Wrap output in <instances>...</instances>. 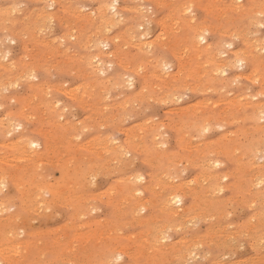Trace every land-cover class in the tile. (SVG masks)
Returning a JSON list of instances; mask_svg holds the SVG:
<instances>
[{"label":"rangeland","instance_id":"rangeland-1","mask_svg":"<svg viewBox=\"0 0 264 264\" xmlns=\"http://www.w3.org/2000/svg\"><path fill=\"white\" fill-rule=\"evenodd\" d=\"M1 2H3V3H1L0 2V7H8L9 5H11L10 3H9V1H7V0H0ZM30 1V2H29ZM161 2H159V0H152V1H150V0H145V9L143 8V9H141L140 11L141 12H143L144 10H145V14L147 15V16H149L150 18L149 19H147V18H144L143 20H144V22L143 23H141V24H144V25H142L141 26V28H138L137 29V31H136V36L133 38V39H131L130 40V38L128 37L129 35L127 34V31L126 30H124V28H125V26L126 25H124V22H119V23H116V24H114V25H111V26H107L106 28H104V29H106V30H104L103 29V27H101V26H96L95 27V25H97V24H88L87 23V19L88 18H90V20H93L95 17H94V15H93V10L95 11L96 9H97V7H98V5H97V1L96 0H63V3H65L66 5H68L69 6V8L72 10V11H74V12H76V11H79L80 13H81V15L86 19H84V18H82V25L83 26H75V24L77 23V21H75V20H77L76 19V14H74V18H75V20H74V18H72V17H70L71 15H70V13L69 14H67L66 13V11H63L61 8H59V7H57V6H55L54 8H51V7H47V3L46 2H43L42 0H40V1H37V0H17V3H19V5H16V7H15V9H14V11L13 10H11V11H9L10 13H7V15H2L1 16V18L2 19H0V22H1V24L3 23V24H5V25H8V28H12V29H14L15 27L17 28H15L14 29V31L15 32H17V30H18V34L16 33V35H14L15 36V38L13 39V37L11 36L10 38H8V39H5L4 40V44L2 45V44H0V47H1V50L3 51V53L6 51H8L9 53H10V58H11V60H16V59H19L18 60V62L19 63H21V61H29V60H31V61H39L40 62V64H41V66H40V68L36 71V77L35 78H31V79H28V80H25V79H23V78H18V80H15V78H9V79H7L8 81H10L9 82V84H8V81L6 82V81H4V82H2L3 84H0V92L2 93H0V120H6V117L8 116V114L11 112V111H13V110H15V111H13V113H11L12 115H13V119H15V121L16 122H18L19 121V123H21L22 124V126H23V128H15L14 127V125L12 124L11 125V127L9 126H7L6 127V130H4V131H1L0 132V138H3V139H0V141H3V142H5V143H9V142H15V141H17L18 140V137L19 138H21V137H28L29 138V140H33V141H35L37 144H38V142H39V144L37 145V146H35V147H33V148H31L30 150H29V148H28V153H30V154H28V156H30V157H28L27 156V152L26 151H24V150H22V151H20V150H18L17 148H16V150L14 149H7L6 147L4 148V147H1L0 148V156L1 155H4L5 153H7V154H5L4 156L6 157H4V158H1L0 159V167H2V168H5L6 169V171L8 172V173H11L10 175L7 173V172H5V171H3V173L5 174L6 173V175H4L5 176V178H3L2 179V183H1V181H0V185H1V187H0V189H1V191H0V197L2 196H5V197H7L8 195V197H9V201H10V203L8 202V203H5L6 205V207L5 206H2V207H4L6 210H7V212L6 211H4L5 209H3V211H2V213L0 214V216L1 217H3L4 215L5 216H7V215H10V213L11 214H16V215H19V217H14V219L11 221V222H14V223H11V225H13V226H10L11 227V229H10V227H9V230H8V227H6V228H4V232L2 233H0V239H2V240H0L1 242V244L2 243H13V244H20L19 246H20V250L22 251V256H17L16 258H15V256L14 255H12L11 257H2V256H0V264H12V262L14 261V259L15 260H20V264H46V262L45 261H47L48 260V258H49V262L47 263V264H118V263H120L119 261H121V263L120 264H123L124 262H125V264H130V263H132V259L131 258H129V257H127V256H123L121 259H117V257H115L116 256V254H115V252H113L112 251V247H114V246H117V247H119V246H121V245H123L125 242H126V240L123 238L124 236H126L127 234L126 233H128V234H131V233H137V230L140 228V227H138L137 226V223L135 222V219L133 218L135 215H149V216H152L151 218H155V217H157V219H154L153 218V220H155V221H152V223H159V222H161V220L163 221V219L165 218L164 216V213L163 212H161L160 210H159V208H160V204L162 203V201H163V195H164V193L166 192V190H167V188L169 187V185L171 184V183H176V184H179L180 182H183V186H182V189L183 190H186V192H185V197H182V200H183V205H188L190 202H192L193 201V199L194 198H192V196H191V194H190V192L191 191H195L196 189H197V187H198V185L202 182L203 183V178L204 177H206L207 176V174L210 172V171H212V169L214 170V171H212V172H216V173H223V174H228V176H227V180L225 179L224 181L222 180L221 182H219V181H217V182H213V183H208V186H209V189H206L205 191H204V193L206 194V192H209L210 193V191H211V193L209 194V193H207V197H209V198H214V199H218V200H221L220 201V203H219V205H217L216 206V210L218 211H214L215 209H213V210H209L208 212H210L209 214H208V212L207 211H205L200 217H198V216H196V218L195 217H193V215H190V216H188V217H186L187 219H185V221L182 223V225H183V229L181 230V229H178V230H169L168 231V235L166 236V239L167 240H160V242L159 243H169V242H171V241H174V240H177V239H179L180 238V236L182 235L181 234V232H183L184 234H186L185 236H187V237H191V236H193L194 234H199L200 236H205L203 239H202V244H200L199 245V247H197L196 248V250H194L193 252H192V254L190 255V256H185V258H182L181 259V262L178 260V261H176L175 262V264L177 263H179L180 262V264L182 263V264H233V263H236V264H242V261H243V263L244 264H257V261H258V264H264V233H261L258 237H256V238H252L251 237V235H249V233H248V231H249V229L252 227V226H254L255 224H257L258 222H260V221H258L261 217H260V215H259V213H261V216H263L264 217V209L262 210V212H261V207H260V205H261V200H259L258 198H257V196L255 195V193L257 192V191H259V190H264L263 189V187H264V183L262 184V181H264V157L262 158V155L264 154V144H262L261 145V143H263V142H259L258 141V135L255 133V132H252L253 131V129H251L252 127V125L251 124H253V126L255 125V127H259V125L260 126H262V124L264 123L263 121H264V117H262L261 118V120H255L254 121V117L252 116V113H251V109H249V108H245V110H244V108L242 109L241 107H238L237 108V106H235V105H238V106H241V104L244 102V100H245V98H247V99H249V100H251L252 98H250V97H252L253 96V94L252 93H254V95H259V96H257V99H259V100H262V101H264V93H263V89H264V51H261V50H264V48L262 49V47H261V45L264 47V0H243V3L245 4L246 3V5H244L242 2H240V1H232V0H218V1H216V0H206L207 2L205 3L204 1L205 0H201V1H203L204 3H202V2H200V0H196V2H195V0H168V1H166V0H160ZM212 1V2H211ZM216 1V2H215ZM222 1V2H221ZM228 1V2H227ZM229 1L231 2V4L233 3V2H235L234 3V5H235V7H234V5H233V8H231L230 6H232L230 3H229ZM247 1V2H246ZM252 2V4H251V2ZM259 1V2H258ZM121 2V3H120ZM139 0H118V6L120 7L121 6V8H124V7H128L127 9H126V13H125V15L124 16H126V17H131L130 15L131 14H135L134 12H135V10L137 9V8H139L138 6H139ZM153 4H152V3ZM158 4H157V3ZM166 2V3H165ZM209 2V3H208ZM211 2V3H210ZM219 2V3H218ZM225 2V3H224ZM249 2V3H248ZM16 3V4H17ZM21 3V4H20ZM32 3V4H31ZM40 5H39V4ZM46 3V4H45ZM154 3H156V4H154ZM168 3V4H167ZM188 3H190V4H188ZM214 3V4H213ZM222 3V4H221ZM225 5H224V4ZM227 3H229L230 4V6L227 4ZM4 4V5H3ZM37 4V5H36ZM43 4V5H42ZM181 4V5H180ZM183 4V5H182ZM187 4V5H186ZM192 4V5H191ZM211 4V5H210ZM248 4V5H247ZM257 4H258V6H257ZM260 4V5H259ZM5 5H7V6H5ZM30 5V6H29ZM32 5H33V7H32ZM43 7H42V6ZM157 5V6H156ZM180 5V6H179ZM185 5V6H184ZM191 6L190 7V9H187V10H185L184 12H182V8H184V7H186V6ZM198 5H199V7H198ZM203 5V6H202ZM206 5V6H205ZM215 5V6H214ZM218 5L220 6V7H218ZM225 6L223 9H222V7L221 6ZM227 5L229 6V7H227ZM18 6V7H17ZM74 6V7H73ZM79 6V7H78ZM130 6V7H129ZM134 6H136V7H134ZM156 6V7H155ZM183 6V7H182ZM200 6H202V7H200ZM216 6H217V9H215L216 8ZM239 6H244V8L242 7L240 10L239 9H236L237 7L239 8ZM252 6V7H251ZM263 6V7H262ZM28 7H29V9H28ZM35 7V8H34ZM37 7V8H36ZM41 7H42V9H41ZM83 7V8H82ZM133 7H134V10H133ZM148 7V8H147ZM175 7V8H174ZM176 7H178V8H176ZM206 7V8H205ZM208 7V8H207ZM249 7H251V8H249ZM260 7V8H259ZM26 8V9H25ZM32 8H34L33 10H35V11H33V12H35V13H33L32 12ZM55 8H56V10H55ZM95 8V9H94ZM221 8V9H220ZM230 9V10H227V9ZM36 9H39V10H36ZM41 9V10H40ZM49 9V10H48ZM54 9V10H53ZM92 9V10H91ZM131 9V10H130ZM204 11H203V10ZM206 9H208L209 11H207ZM218 9H219V11H223V13L222 12H219L218 11ZM227 11H226V10ZM233 9H235V11L233 10ZM48 11V12H43V11ZM62 10V11H61ZM175 10V11H174ZM217 10V11H216ZM233 10V11H232ZM237 10H239V12L240 11H242L241 13L243 14H241V13H239ZM245 10V11H244ZM253 10V12H251L250 13V11H252ZM254 10H256V11H254ZM258 10V11H257ZM260 10V11H259ZM25 11V12H24ZM30 11H31V13H30ZM51 11L52 12H54V14L53 15H47L48 13H51ZM128 11V12H127ZM132 11H134V12H132ZM202 11V12H201ZM262 11V12H261ZM20 12H22V13H20ZM37 12H40V13H37ZM45 14V15H47V17H44L45 15L43 14V13ZM56 12V13H55ZM86 12V13H85ZM90 14V15H86V14H88V13ZM90 12H92V13H90ZM132 12V13H131ZM192 12V13H191ZM201 12V13H200ZM206 12L208 13V14H206ZM214 12V13H213ZM217 12V13H216ZM225 12H226V14H227V16H226V14H225ZM243 12H245V13H249V15L247 14V17H246V15H244V13ZM19 13H20V15H19ZM43 15H42V14ZM64 13H65V15H64ZM129 13H130V15H129ZM159 13H161V14H159ZM163 13V14H162ZM177 15H176V14ZM188 13V14H187ZM217 15H216V14ZM221 13H222V15L223 14H225V15H221ZM253 13H256L255 15L253 14ZM262 13V14H261ZM25 14H29V15H25ZM35 16H34V15ZM42 15V17H44L45 18V20H44V18L42 19V17L41 18H37V16L39 17V15ZM166 14H168V15H166ZM220 14V15H219ZM233 14V15H232ZM239 14H241V16H238ZM252 14V15H251ZM261 14V15H260ZM24 15V17L27 19H25L24 17H22ZM162 17H161V16ZM182 15H183V17H182ZM210 15H212V17L210 16ZM219 15V16H218ZM251 15V16H250ZM50 16V17H49ZM55 16H57V17H55ZM58 16H60V18H62L63 19V21H62V19H61V21L59 20L60 18L58 17ZM67 16V17H66ZM165 16H167L166 17V19H167V21H166V24H167V26L166 27H164V26H159V23L160 22H162V21H160V19L162 18L164 21L166 20L164 17ZM174 16V17H173ZM216 16H217V18H216ZM225 16H226V19H225ZM232 16V17H231ZM262 16V17H261ZM20 17V18H19ZM28 17H30V22L28 21ZM32 17V18H31ZM35 17V18H34ZM177 17V18H176ZM218 17H221V18H218ZM229 17H231V18H229ZM234 17V18H233ZM236 17V18H235ZM242 17V18H241ZM253 18V20H252V18ZM255 17V18H254ZM3 18H6V19H3ZM9 18H10V20H9ZM19 18V19H18ZM21 18H23V19H21ZM34 18V19H33ZM56 18V19H55ZM66 18H72L73 19V23H68L69 21L71 22V20L72 19H67V21H66ZM92 18V19H91ZM169 18H170V20H169ZM173 18H175V19H173ZM181 18V20L183 19V20H192L195 24L197 23V24H202L203 26H206V27H208L207 25H210L209 26V28L210 29H213L214 28V31L213 32H210V34H206V37H207V42L208 43H214V42H216L217 41V43L219 42L220 44H219V48L217 49V50H215L214 49V53H218L217 51L218 50H220V51H226V53H225V55H219V57L220 58H225V57H227L228 55H229V50L230 49H234V50H236V48H238L239 49V51H243V50H245V51H243V52H246V53H250L251 55H252V53L255 55L256 54V56H254V58L253 57H251V58H249V59H251L252 61H253V63H251L252 61H250V60H246L243 64H244V66H243V64L242 65H238V63L236 64V63H234V64H231L230 66H227V68H226V66L224 67V66H222V67H224V69L222 68V67H220V69H222L223 71H224V73H222L221 74V72H219V74L218 73H213V75L214 76H212V78L211 77H208L207 79H204V80H202L203 82H199V79L197 78V75L196 76H192V77H190V78H188V76H185L186 77V81L184 82V83H186V85L187 86H185V85H183L184 86V88H183V86H180L179 88L181 89V90H179V89H177L176 91H174V94H172V91L170 92V89L169 88H166V85H163V82L160 84V80L159 79H157L156 78V80L155 79H150V81H149V78H147L150 74L149 73H151L152 71H153V69L154 68H151V66H150V64L148 63V62H144L143 63V61H145V59H144V57H142V56H140V55H138V52L137 51H139V44H141V46L143 45V48L142 49H147V50H149L150 52H151V55H153V57L155 58H161V59H163V61H165V64L166 63H168L169 65H165L164 64V66H166L165 68H164V66L162 67V70H161V72H163V73H159L160 75L162 74V76L164 75V76H166V75H168V73L169 74H171V73H174V72H177L178 70L177 69H179V67H180V63L181 62H183L182 61V58H184V59H186L187 58V53H186V49H185V47H184V41H185V39H186V35H187V31H186V29L184 28V29H181V28H179L178 29V27L179 26H177L176 28H175V26L176 25H174V23L175 22H177L179 19ZM187 18V19H186ZM191 18H194V19H191ZM215 18H216V20H217V22H216V20H215ZM223 18V19H222ZM233 18V19H232ZM238 18V19H237ZM248 18V19H247ZM262 18V19H261ZM38 19V20H37ZM65 19V20H64ZM145 19H147V20H145ZM151 19V20H150ZM161 19V20H162ZM219 19L221 20L220 22H219ZM233 21H232V20ZM236 19V20H235ZM243 19V23H242V20ZM250 19V20H249ZM255 19H256V21H255ZM260 21H259V20ZM5 22H4V21ZM19 20V21H18ZM32 20V21H31ZM41 20L44 22V23H40L41 22ZM158 20V21H157ZM175 20V21H174ZM228 20H230V21H228ZM258 20V21H257ZM263 20V21H262ZM9 21V22H8ZM12 21L13 22H16V23H12ZM20 21H21V23H20ZM25 23H23V22ZM28 21V22H27ZM56 21V22H55ZM66 21V22H65ZM86 21V22H85ZM94 21V20H93ZM146 21V22H145ZM149 21V22H148ZM172 21V22H171ZM202 22V23H199V22ZM229 22V25H228V23L227 22ZM249 21H251L252 23H254V25L251 23H249ZM33 22V23H32ZM59 22V23H58ZM63 22V23H62ZM216 22V23H215ZM219 22V23H218ZM223 22V23H222ZM233 23V25H232V23ZM241 22V23H240ZM262 23V28H261V23ZM22 23H23V25H22ZM27 23H29V25H27V27H26V24ZM60 23H62V24H60ZM64 23H68V24H64ZM85 23H87V24H85ZM204 23H205V25H204ZM211 23H212V26H211ZM213 23H215V24H213ZM256 23H259L258 25L256 24ZM2 24V25H3ZM71 24V25H70ZM118 24V25H117ZM149 24H151V25H149ZM157 24V25H156ZM168 24H170V26L168 25ZM239 24V25H238ZM258 26H256V25ZM5 25H3V26H5ZM12 25H14V26H12ZM17 25V26H16ZM21 25H22V30H21ZM49 25V26H48ZM63 25H65L64 27H63ZM173 25V26H172ZM201 25V26H202ZM220 25V27H218ZM231 25V26H230ZM244 25V26H243ZM249 25V26H248ZM251 25V26H250ZM253 25V26H252ZM25 26V27H24ZM69 26V27H68ZM93 26V28H91V27ZM149 26H150V28H149ZM172 26V27H171ZM200 26V25H199ZM236 26V27H235ZM257 27V29H256V27ZM34 27H35V29H34ZM37 27V28H36ZM67 27V28H66ZM73 27V28H72ZM75 27H77V28H75ZM83 27V28H82ZM98 27V28H97ZM101 27V28H100ZM124 27V28H123ZM146 27V28H145ZM154 27V28H153ZM222 27V28H221ZM242 27V28H241ZM253 27V28H252ZM254 27H255V29L256 30H258L257 32L258 33H256V31L254 32ZM19 28H20V31H19ZM72 28V29H71ZM75 28V29H74ZM81 30H80V29ZM92 30H91V29ZM97 28V29H96ZM100 28V29H99ZM117 28V29H116ZM119 28V29H118ZM172 28V29H171ZM217 28H219V31H220V34L218 35V33H219V31H218V29ZM236 29L235 31H234V29ZM246 28V29H245ZM249 30H248V29ZM259 28V29H258ZM30 29V30H29ZM46 29V30H45ZM63 29V30H62ZM79 29V30H78ZM96 29V30H95ZM115 29V30H114ZM169 29V30H168ZM175 29H177L176 31H178V32H176V31H174ZM217 29V30H216ZM228 29V31H229V29H230V31H229V33H228V31H225V30H227ZM240 29V30H239ZM243 29V30H242ZM252 29H253V31H252ZM61 30V31H60ZM73 30V31H72ZM87 30H88V32H87ZM104 30V31H103ZM154 30V31H153ZM168 30V31H167ZM170 30H172L171 32H170ZM221 30L222 31H224L223 33H221ZM232 30H233V33H232ZM259 30H260V32H259ZM24 31V32H23ZM39 31V32H38ZM84 31H86V33L84 32ZM94 31V33H92ZM143 31H145L146 32V36L145 37H139V35H140V32H143ZM217 31V32H216ZM237 31H238V33H237ZM240 31H241V34H240ZM243 31V32H242ZM246 31V32H245ZM248 31V32H247ZM253 33H252V32ZM38 32V33H37ZM65 32H67V34L65 33ZM68 32H70V34L68 33ZM98 32H105L106 33V35L107 36H109V37H112L113 39H115V42H114V40H112L113 42H114V44H110V45H107V46H102V50H104V51H108V50H113V49H117L118 50V48L120 47V46H122V47H120L119 48V55L120 56H125V60L126 61H128V62H131V63H129L131 66H130V68H129V70H124L123 71V73H122V75H124V77L122 76V79L118 82V83H116L115 85H112L111 87H105L106 89H104V87H102V86H100L99 84H97V82L95 81V79L97 78V79H102V78H105V77H108V76H112L113 74H114V72L116 71V69L118 68L117 67V63H115L114 61V63H113V65H106V70H105V73L104 74H100L96 69L97 68H94V66H95V63L94 62H90V64H89V61H88V57H89V54H90V50H89V48H87V43H89V41H91L90 39H92L93 38V36L96 34V33H98ZM119 32V33H118ZM125 32V34H123V33ZM163 33V35H162V33ZM175 32V33H174ZM185 34H184V33ZM227 32V33H226ZM231 32V33H230ZM249 32H251L250 34H249ZM31 33H34L36 36H38V37H41V38H45L46 40H51L50 41V45L49 46H53V44H56V45H54V48H56L57 47V49H50L49 51H47V49H41L40 48V54H38L37 56L34 54V52H33V45H34V43L29 39L30 38V35L29 34H31ZM56 33H58L59 34V36L56 34ZM62 33H63V35H62ZM91 34V36H90V34ZM157 33V34H156ZM165 33H168L169 35V37L167 36V34H165ZM175 34V37L173 36L174 34ZM246 33V34H245ZM53 34V35H52ZM78 34V35H77ZM115 34H117V35H115ZM120 34V35H119ZM156 35V37H155V35ZM172 34V35H171ZM227 34V35H226ZM231 34V35H230ZM234 34H237V35H239L240 34V36H241V38L243 39V40H241V38H240V36H235ZM243 34V35H242ZM249 34V35H248ZM253 34H254V36H253ZM261 34L263 35V36H261ZM12 35V34H11ZM18 35V36H17ZM52 35V37H50ZM65 35V36H64ZM154 35V37H152ZM159 37H158V36ZM166 36V38L168 39H166L165 38V36ZM210 35H212V36H210ZM246 35H248V36H246ZM255 35H257V36H255ZM20 36V37H19ZM46 36H48V37H46ZM56 36V37H55ZM72 36L74 37V38H72ZM81 36V37H80ZM82 36L84 37V38H82ZM123 36V37H122ZM173 36V37H172ZM184 36V37H183ZM214 36V37H213ZM220 36V37H219ZM229 38H228V37ZM245 36V37H244ZM259 36V37H258ZM85 37H87V38H85ZM148 37V38H147ZM179 37V38H178ZM223 37V38H222ZM226 37V38H225ZM249 38V40H247V39H245L244 40V38ZM49 38V39H48ZM62 38V39H61ZM79 40H78V39ZM90 38V39H89ZM121 38H123V40H120ZM146 38V39H145ZM154 38V39H153ZM156 38H157V40H156ZM174 38V39H173ZM177 38V39H176ZM184 38V39H183ZM218 38L220 39V40H218ZM225 38V39H224ZM231 38V39H230ZM239 38H240V40H239ZM257 38L259 39V40H257ZM261 38H263V40L261 39ZM13 39V40H12ZM24 39L25 40H27L26 42L24 41ZM54 39V40H53ZM71 39V40H70ZM86 41H85V40ZM127 39V40H126ZM149 39V40H148ZM182 39V40H181ZM215 39V41L213 42V40ZM226 39H228V41H226ZM251 39H253V41L251 40ZM255 39V40H254ZM260 39H261V41H260ZM23 40V43L21 42ZM165 40V41H164ZM173 40H174V42H175V45H174V42H173ZM178 40V42H176ZM181 40V41H180ZM224 40V41H223ZM60 41V42H59ZM74 41H79V42H75L74 43ZM81 41H83V42H81ZM121 43H120V42ZM123 41H125V42H128V44L127 43H125V42H123ZM136 41V42H135ZM153 42L152 43V48L151 49H148L147 48V42ZM161 41V42H160ZM170 41H172V42H170ZM183 41V42H182ZM211 41V42H210ZM232 41V42H231ZM239 41V42H238ZM243 41H245V42H243ZM247 41L249 42V43H253V42H255L254 43V47H253V49H252V47L250 48L246 43H247ZM258 41H260V42H258ZM54 42V43H53ZM86 42V43H85ZM130 42V43H129ZM144 42H146V43H144ZM157 42H160L161 43V45L160 44H158ZM170 42V43H169ZM228 42H230L231 44L230 45H227L228 44ZM238 42V43H237ZM21 43V44H20ZM51 43H53V44H51ZM58 43V44H57ZM68 43V44H67ZM115 43H117V44H115ZM143 43V44H142ZM177 43V44H176ZM184 44V45H181V44ZM226 43V44H225ZM240 43V44H239ZM245 43V44H244ZM257 43H258V46H257V48L258 49H256L255 48V45H257ZM28 44V45H27ZM123 44H124V47H123ZM163 44V45H162ZM164 44H165V46H164ZM167 44H170V45H168L167 46ZM171 44H173V45H171ZM201 44L203 45L204 43H202L201 42ZM224 44H225V46H224ZM261 44V45H260ZM69 45V46H68ZM240 45V46H239ZM259 45H260V47H259ZM23 46H25V47H23ZM27 46V47H26ZM56 46V47H55ZM68 46V47H67ZM145 46V47H144ZM161 46H162V48H161ZM167 46V47H166ZM172 48H171V47ZM180 46H182L181 48H180ZM218 46V45H217ZM222 46V47H221ZM243 46V47H242ZM19 47V48H18ZM22 47V48H21ZM178 47L181 49H178ZM231 47H234V48H231ZM242 47V48H241ZM227 48L229 49V50H227ZM248 48V51H249V48H250V51L249 52H247V49ZM14 50V52H13V50ZM20 49V50H19ZM59 49V50H58ZM62 49V50H61ZM177 49V50H176ZM183 49V50H182ZM223 49V50H222ZM226 49V50H225ZM52 50H53V53H52ZM172 50V51H171ZM174 50H176L177 52L179 51V53H177L176 51H174ZM234 50H232V51H234ZM19 51V52H18ZM24 51V52H23ZM27 51V52H26ZM61 51V52H60ZM83 51V52H82ZM89 53H88V52ZM131 51V52H130ZM133 51V52H132ZM170 51V52H169ZM219 51V52H220ZM257 51V52H256ZM59 52V53H58ZM137 52V53H136ZM45 53V54H44ZM65 53H68V54H75L77 57L79 56V58H81V60H83V61H80L81 63H79V64H76V65H69L68 64V61H67V59L65 58ZM165 53V54H164ZM182 53V54H181ZM184 53H186V54H184ZM2 53H0V55H1ZM49 54H51V55H49ZM125 54V55H124ZM134 54H137L138 55V57L136 56V55H134ZM171 54H173V55H171ZM175 54V55H174ZM48 55V56H47ZM53 55V56H52ZM129 55H132V56H134V58H133V60L131 61V60H129ZM179 55V56H178ZM183 55H185V56H183ZM21 56V57H20ZM23 56V57H22ZM33 56H34V58H33ZM36 56V57H35ZM39 56V57H38ZM47 56V57H46ZM52 58H51V57ZM158 56V57H157ZM173 56H177L178 58H176V57H173ZM222 56V57H221ZM26 57V58H25ZM86 57V58H85ZM23 58V59H22ZM44 60H43V59ZM52 60H51V59ZM84 58H85V60H87V62L84 60ZM253 58V59H252ZM257 58V59H256ZM141 59H143V61L141 60ZM176 59H177V61H176ZM180 59V60H179ZM204 59V60H203ZM202 59V61H205L206 59L205 58H203ZM53 60H55L54 62H56L57 63V65H54V64H56V63H53ZM64 60V61H63ZM136 60V61H135ZM2 61V62H1ZM52 62V64L51 63H48V62ZM59 61V62H58ZM140 62L141 64H137V62ZM154 61V60H153ZM152 61V64L154 63ZM178 61H179V63H178ZM0 62L1 63H3V62H7V60H5V59H2L1 58V56H0ZM46 62V64H45V66H44V63ZM138 62V63H139ZM250 62V63H249ZM258 62V63H257ZM87 63V64H86ZM148 63V64H147ZM50 64V65H49ZM89 64V65H88ZM92 64V65H91ZM146 65L145 67H144V65ZM174 64V65H173ZM179 64V67L177 68V65ZM248 65V67H247V65ZM135 65H137V66H135ZM141 65V66H140ZM148 65H149V67H148ZM46 66H47V68H46ZM63 66V67H62ZM70 66V67H69ZM76 66H77V68H76ZM85 68H83V67ZM89 66V67H88ZM133 66V67H132ZM169 68H168V67ZM233 66H234V68H233ZM236 66V67H235ZM238 66V67H237ZM255 66H256V68H257V70L258 69H260V70H258L259 71V73H258V75H260L261 74V72H262V76L263 77H260V76H258L259 78H260V81L259 82H256L255 83V81H253V82H251V81H249L248 79H243L244 77L242 76V75H244V74H247V73H249L251 70H254V68H255ZM66 69H65V68ZM81 67V68H80ZM92 67L94 68V69H92ZM108 67H109V69H108ZM132 67V68H131ZM144 67V68H143ZM171 67V68H170ZM245 67H247V68H245ZM251 68V70H249L250 68ZM44 68H45V70H44ZM50 68H51V70H50ZM56 68H58V69H56ZM64 70H63V69ZM83 68V69H82ZM92 70H91V69ZM136 68H139V71L136 73ZM142 68V69H141ZM166 68H168V69H166ZM209 68H211V66L209 65ZM229 68V69H228ZM237 68V69H236ZM255 68V69H256ZM115 71H114V70ZM133 69H134V71H133ZM144 69L146 70V71H144ZM149 69V70H148ZM152 69V70H151ZM165 69H166V71H165ZM216 69V68H215ZM227 69V70H226ZM48 72H47V71ZM60 72H59V71ZM71 70V73L69 72V71ZM147 70L149 71V72H147ZM176 70V71H175ZM238 72H237V71ZM243 70H244V72H243ZM44 71V72H43ZM65 71V72H64ZM93 71V72H92ZM232 71V72H231ZM239 71H241L240 73H239ZM249 71V72H248ZM40 72V73H39ZM46 72V73H45ZM87 72V73H86ZM164 72L166 73V75L164 74ZM228 72V73H227ZM247 72V73H246ZM70 73V74H69ZM98 73V74H97ZM113 73V74H112ZM138 73H140V74H138ZM142 73V74H141ZM226 73V74H225ZM236 75H235V74ZM42 74V75H41ZM109 74H111V75H109ZM137 74V75H136ZM149 74V75H148ZM229 74V75H228ZM238 74H239V76L240 77H238ZM47 75V76H46ZM87 77H89L90 78V81L92 80V81H95L96 83V85L98 86L97 87V92H96V94H95V97L92 99V102H93V104L94 105H92L91 107H90V105H88V103H85V104H82V103H80L79 101H77L76 99H75V97L74 96H71V95H69V94H64V93H61L60 92V90L57 88V87H59V88H62V86H63V89H61V90H64V88H65V90H70V89H72V87L74 88V87H76V86H80V84L82 85L83 83H85V81H86V79H85V77L86 76ZM128 75H132L133 76V83H134V85L133 86H131V85H129L128 84V82H127V76ZM143 75V76H142ZM45 78H44V77ZM53 76V77H52ZM138 76V77H137ZM215 76H217V80L218 79H221L222 81H219V82H217V80L215 79L216 77ZM220 76V77H219ZM231 76H232V78H236V81H239L240 80V82H234L235 80L234 79H232L231 78ZM60 79H59V78ZM144 77V78H143ZM146 77V78H145ZM219 77V78H218ZM226 77V79L224 80V78ZM56 78V79H55ZM58 78V79H57ZM75 78V79H74ZM82 78V79H81ZM210 78V79H209ZM229 78V79H228ZM78 79V80H77ZM143 79H145V80H143ZM190 79V80H189ZM195 79H198V80H195ZM231 82H229L228 80ZM263 79V80H262ZM33 80V81H32ZM54 80V81H53ZM55 80H59V81H55ZM208 80H211V81H209L208 82ZM213 80V81H212ZM126 81V82H125ZM143 81H145V82H143ZM157 81V82H156ZM194 81H198L197 83H195ZM215 81V82H214ZM16 82V83H15ZM37 82H41L42 83V88L43 89H45V90H47V88H48V91H49V94H47V95H45L44 93H45V90H43L44 91V93L43 92H41V91H38V90H33L32 91V89H30L31 87V85L29 86L28 84H34V83H37ZM44 82V83H43ZM52 82V83H51ZM55 82V83H54ZM73 82H75V83H73ZM78 82H81V83H79L78 84ZM138 82V83H137ZM155 82V84L156 85H154V84H152V83H154ZM189 82L191 83V84H189ZM205 82V83H204ZM229 82V83H228ZM251 82V83H250ZM27 83V84H26ZM50 83V84H49ZM59 83H60V85H59ZM70 83V84H69ZM153 85L152 87H151V84ZM159 83V84H158ZM224 83V84H223ZM227 83H228V86H224V87H228L227 89L226 88H224L223 87V85H227ZM232 83H236L237 85H234V84H232ZM244 83V84H243ZM260 83H262V85L260 84ZM5 84V85H4ZM53 84V85H52ZM65 84V85H64ZM76 84V85H75ZM143 84H145L146 85V87L148 88H146V90H147V92H143V93H141V90L140 89H145L144 87H145V85H143ZM195 84H197V88L194 86ZM203 84V85H202ZM221 84H222V86H221ZM242 84V85H241ZM252 84V85H251ZM255 84V85H254ZM19 85V86H18ZM44 85H45V87H44ZM48 87H47V86ZM54 87H52V86ZM57 85V86H56ZM67 85V86H66ZM75 85V86H74ZM159 85H161L162 87H160ZM206 85V86H205ZM214 85V86H213ZM230 85H234V86H230ZM241 85V86H240ZM6 86V87H5ZM27 86V87H26ZM130 86V87H129ZM139 88H137V87ZM142 86V87H141ZM164 86V87H163ZM189 86H194L195 88H193V89H195V90H193L192 88H190L189 89ZM202 86H205V87H202ZM230 86V87H229ZM245 87V89L244 88H242V87ZM252 86V87H251ZM50 87V88H49ZM52 87V88H51ZM114 87V88H113ZM116 87V88H115ZM119 87V88H118ZM128 87V88H127ZM137 88V90H136V88ZM157 87H159L160 89L158 90V88ZM201 88V91H200V88ZM208 87H213V89H209ZM216 87V89L217 90H215L214 88ZM218 87H220L219 88V91H218ZM257 87V88H256ZM6 88V89H5ZM58 90H57V89ZM68 88V89H67ZM100 88H102V90L100 89ZM130 88V91L128 90ZM151 88V89H150ZM165 88H166V90H168V91H164L165 90ZM182 88H183V90H182ZM203 88V89H202ZM208 88V89H207ZM222 88V89H221ZM224 88V89H223ZM235 88V89H234ZM250 88V89H249ZM259 88V89H258ZM262 88V90H260ZM9 90L10 91V93H9V91H5V90ZM25 89V90H24ZM30 89V90H29ZM51 89V90H50ZM54 89H56V90H54ZM112 89H114L115 91L113 92V90ZM133 89V90H132ZM154 89V90H153ZM164 89V90H163ZM186 89H187V91H186ZM191 89L193 90V91H191ZM206 89V90H205ZM241 89V90H240ZM247 89L249 90V91H247ZM255 89H257V92H256V90ZM15 90V91H14ZM27 90H29L28 92H27ZM119 90V91H118ZM120 90H122V91H120ZM153 90V91H152ZM158 92H157V91ZM162 90V91H161ZM198 90V91H197ZM202 90L203 91H205L206 93H204L203 92V94L202 93H200V92H202ZM230 90V91H229ZM239 90L241 91V92H239ZM259 90V91H258ZM25 91H26V93H25ZM37 93H36V92ZM56 91V92H55ZM99 91L101 92V93H99ZM110 91V92H109ZM126 91V93H124ZM155 91V92H154ZM195 91V92H194ZM208 91V92H207ZM226 91H227V93H226ZM238 91V92H237ZM256 92V94H255V92ZM13 92V93H12ZM23 92V93H22ZM32 92V93H31ZM130 92V94H128ZM133 92V93H132ZM137 92H140L141 94V96L139 95V96H137V95H135ZM161 92H163V93H161ZM165 92V93H164ZM166 92H168V93H166ZM179 92V94H177L176 95V93H178ZM212 92V93H211ZM214 92V93H213ZM219 92H221V93H219ZM224 92V93H223ZM228 92H229V94H228ZM230 92H232V93H230ZM237 92V93H236ZM245 92H247L248 94H245ZM263 94H262V93ZM29 93V94H28ZM100 95H99V94ZM107 93V94H106ZM111 93V94H110ZM120 93V94H119ZM124 93V94H123ZM145 93V94H144ZM153 95H152V94ZM185 93H186V95H185ZM191 93V94H190ZM193 93V94H192ZM200 93V95H198ZM250 93H251V95H250ZM51 94V95H50ZM98 94V95H97ZM144 94V95H143ZM156 94V95H155ZM158 94H161V95H158ZM163 94V95H162ZM164 94H167V95H164ZM169 94H170V96L171 97H167V96H169ZM180 94H181V96H180ZM182 94H183V96H182ZM224 96H223V95ZM228 94V95H227ZM231 94V95H230ZM236 94V95H235ZM242 94V95H241ZM245 94V95H244ZM4 95H7V96H4ZM27 96V97H29V101L30 102H33L34 103V105H36L35 106V108H33V107H29V108H25V107H22L21 108V105H22V103H20L19 101H18V99H17V97L18 98H20L21 96ZM67 95H68V97H67ZM108 97H107V96ZM117 95V96H116ZM132 95H133V97H132ZM174 95V96H173ZM176 95V96H175ZM198 95V96H197ZM233 95V96H232ZM235 95V96H234ZM250 95V96H249ZM261 95V96H260ZM1 96H2V99H1ZM12 98H11V97ZM33 96V97H32ZM53 96V97H52ZM98 96V97H97ZM110 96V97H109ZM128 96H129V98H130V100L128 101ZM135 96H136V100H135ZM153 99V98H155L156 97V99L155 100H157V103H156V101L153 99H150V97ZM155 96V97H154ZM162 96H165V97H162L163 99H161V97ZM185 96H187V97H185ZM207 96V97H206ZM209 96V97H208ZM212 96V97H211ZM221 96V97H220ZM51 98L50 100L51 101H54L55 100V102L57 103L54 107L58 110V113L60 114V117H58L57 119H58V123H60L61 125H63V126H67V128L64 130V131H61V134L62 135H60V136H55L54 135V137H56V138H54L53 136H51V135H49V136H47L45 133L48 131V130H50V127L45 123L46 122V116H47V114L49 115V110L47 109H45L46 108V105L43 103L44 101H43V98ZM55 97H57V99L55 98ZM61 97V98H60ZM100 97H102V98H100ZM114 97V98H113ZM125 97V98H124ZM139 97H142V98H144V97H146L147 99L149 98V100H147L146 98H144L143 100L144 101H141V100H138L137 101V99L139 98ZM174 97H175V99H174ZM263 97V98H262ZM9 100H8V99ZM60 100H59V99ZM68 98V99H67ZM71 98V99H70ZM74 98V99H73ZM117 98V99H116ZM124 98V99H123ZM128 98V99H127ZM159 98V99H158ZM213 98V99H212ZM223 98H225V99H223ZM231 98V99H230ZM235 98V99H234ZM6 99V100H5ZM12 99V100H11ZM63 99V100H62ZM65 99V100H64ZM67 99V100H66ZM99 100V102L97 101V100ZM113 99V100H112ZM120 99V100H119ZM127 99V100H126ZM139 99H141V98H139ZM146 99V100H145ZM166 100L165 102H163V100ZM170 99V100H169ZM200 99V100H199ZM209 99H212V100H209ZM223 99V100H222ZM230 99V100H229ZM235 101H234V100ZM9 102H8V101ZM74 100V101H73ZM118 100V101H117ZM133 100H135L134 102H136V103H134V104H132L133 106H135L136 107V111H137V109H138V111H139V109H140V111H139V114L138 113H136V111H135V107L133 108V106L132 105H130L129 106V104H130V102H132ZM161 101V103H160V101ZM168 100H169V103H168ZM189 100V101H188ZM192 100V101H191ZM220 100H222V101H220V103H219V101ZM227 100V101H226ZM228 100L229 101H234V104H231V106H230V103L228 102ZM256 100V98H254V99H252V101H255ZM17 101V102H16ZM70 101H73V103L72 102H70ZM104 101V102H103ZM121 101L123 102V103H121ZM126 101V103L125 104H127V105H125L124 104V102ZM150 101V102H149ZM159 101V102H158ZM171 101V102H170ZM174 101H178V102H174ZM186 101V102H185ZM196 101V102H195ZM211 101H212V103H211ZM215 101H218L217 103H218V105H217V103H215ZM54 102V103H55ZM69 102V103H68ZM76 102V103H75ZM106 102V103H105ZM112 102V103H111ZM118 102V104H120V105H118V104H116ZM120 102V103H119ZM129 102V103H128ZM141 103V105L142 104H144V105H142L143 107L145 106V104H146V106H148V107H146V109L144 108V111H143V113H142V110H143V108H142V106L140 105V103ZM146 102V103H145ZM151 103V104H149V103ZM185 104H183V103ZM238 102V103H237ZM3 103H5V104H3ZM9 103V104H8ZM19 103V104H18ZM71 103V104H70ZM77 103H79V104H77ZM104 103V104H103ZM107 103H109V105L111 106V108H110V106L107 104ZM155 103V104H154ZM191 103V105L192 106H189L188 104H190ZM214 103H215V106H214ZM228 103V104H227ZM236 103V104H235ZM112 104V105H111ZM116 104V105H115ZM123 104V105H122ZM137 104H139V108L137 107ZM169 104H171V106H168ZM175 104V105H174ZM178 104V105H177ZM196 104V105H195ZM203 106H202V105ZM224 106H223V105ZM9 105V106H8ZM14 105V106H13ZM75 105V106H74ZM99 105V106H98ZM102 105H104V106H102ZM107 105V106H106ZM114 105V106H113ZM160 105V106H159ZM174 105V106H173ZM179 105H181V106H179ZM201 105V106H200ZM222 105V107H220ZM8 106V107H7ZM59 106V107H58ZM65 106V107H64ZM67 106V107H66ZM81 106V107H80ZM85 106H87V107H85ZM100 106H102L103 108H104V110H103V108H101ZM117 106H118V108H117ZM177 106H179V107H177ZM188 106V107H187ZM230 106V107H229ZM235 106V107H234ZM79 107V108H78ZM100 107V108H99ZM123 107H124V109L126 110V112H123L124 110H123ZM128 107V108H127ZM131 107V108H130ZM173 107V108H172ZM175 107V108H174ZM184 107H187L188 109H186V108H184ZM215 107V108H214ZM228 107V108H227ZM237 108L236 110L235 109H233V108ZM4 110H3V109ZM15 108V109H14ZM130 108V109H129ZM132 108L134 109V111L132 112ZM214 108V109H213ZM225 108H227V110L224 109ZM231 108V109H230ZM86 109V110H85ZM98 110V111H96V110ZM108 111H106V110ZM109 109V110H108ZM121 109V111L120 112H118L119 110ZM129 109V110H128ZM142 109V110H141ZM165 109V110H164ZM176 110V113H175V110ZM178 109V110H177ZM182 109H186V110H183L184 112H185V114L184 113H182L181 111H182ZM221 109V110H220ZM230 109V110H229ZM233 109V110H232ZM240 109V110H239ZM241 109L242 110H244V111H241ZM11 110V111H10ZM21 110L24 112V114H27V115H25L26 117H24V115L21 113ZM29 111V112H26V111ZM45 110V111H44ZM82 110V111H81ZM92 110V111H91ZM94 110H95V113H94ZM99 110H100V112H99ZM103 112H102V111ZM116 110H118L117 112H116ZM164 110V111H163ZM167 110H170V114H169V112L167 111ZM195 110V111H194ZM217 110L218 111H220L219 113L217 112ZM238 110V111H237ZM5 111H8V112H6L5 113ZM10 111V112H9ZM20 111V112H19ZM86 111V112H85ZM146 111V112H145ZM149 111H151V114L149 113ZM158 111H160V112H158ZM179 111H180V114H179ZM203 111V112H202ZM223 111V112H222ZM225 111H226V113H225ZM229 113H228V112ZM240 111V112H239ZM26 112V113H25ZM31 112V113H30ZM61 112V113H60ZM84 112V113H83ZM116 112V113H115ZM127 112H131L130 114L128 113V116H127ZM168 112V113H167ZM188 112V113H187ZM15 113H17V115L15 114ZM22 114L23 115V117L21 118V116L22 115H19V114ZM62 113H64V114H62ZM80 113V114H79ZM178 113V114H177ZM182 113V114H181ZM189 113H191L190 115H189ZM192 113H194V114H192ZM214 113V114H213ZM221 113V114H220ZM225 113V114H224ZM3 114V115H2ZM32 116H31V115ZM105 114H107V115H105ZM109 114H112V116H114V115H116V116H114V117H112V116H110ZM123 114V115H122ZM135 114H136V116H135ZM149 114V115H148ZM167 114H168V117H167ZM177 115V117H176V115ZM198 114V115H197ZM217 114V115H216ZM227 114H229V115H227ZM6 115V116H5ZM77 115V116H76ZM79 115H80V117H79ZM82 115V116H81ZM84 115V116H83ZM104 115V116H103ZM119 117H118V116ZM121 115V116H120ZM145 115V116H144ZM148 115V116H147ZM166 115V116H165ZM171 115V116H170ZM174 115H175V118H174ZM181 115V116H180ZM188 115V116H187ZM194 115V116H193ZM227 115V116H226ZM242 115H243V118H241L242 117ZM5 116V117H4ZM17 116H19V117H17ZM62 116V117H61ZM65 116V117H64ZM67 116V117H66ZM95 116V117H94ZM102 116H103V118H105V119H102L101 120V118H102ZM106 116V117H105ZM108 116H110V117H108ZM122 116H124V118H122L121 119V117ZM157 116H159V117H157ZM170 116V117H169ZM179 116V117H178ZM205 116V118H208V116H211V117H209L208 119H202L203 117ZM229 116V117H228ZM244 116L246 117V116H249L250 117V119L252 118L253 119V121H251V120H248L249 119V117H248V119H246V118H244ZM4 117V118H3ZM64 117V118H63ZM108 117V118H107ZM112 117V118H111ZM118 118V121H120V123L118 122V123H116L117 121V118ZM126 117V118H125ZM140 117V118H139ZM152 117V118H151ZM155 117V118H154ZM214 117V118H213ZM219 119H218V118ZM232 117V118H231ZM234 117H237V119L236 118H234ZM21 119V121H20V119ZM31 118H32V120H31ZM74 118H75V120H74ZM96 118V119H95ZM107 118V119H106ZM139 118V119H138ZM146 118H147V122H145L146 121ZM148 118L149 119H152V120H148ZM154 118V119H153ZM157 118V120L155 121V119ZM164 118V119H163ZM166 118V119H165ZM170 118V119H169ZM179 118L181 119V122L179 121ZM202 120H201V119ZM212 120H211V119ZM230 118V119H229ZM240 120H239V119ZM61 119V120H60ZM87 119V120H86ZM114 119V120H113ZM120 119V120H119ZM228 119H229V126H228V124H227V121H228ZM65 120H67L66 121V123H65ZM112 120V121H111ZM124 120V121H123ZM127 120V121H126ZM135 120H137V121H135ZM145 120V121H144ZM161 120V122H163L162 124H164V125H161V122H159ZM172 120V121H171ZM176 120V121H175ZM183 120V121H182ZM201 120V121H200ZM211 120V121H210ZM220 120V122L222 123L221 125H223L225 128H223V126H222V128H220L221 126H219L216 130L213 128L214 126H215V124L218 126V125H220V122H218ZM225 120H226V122H225ZM235 122H234V121ZM237 120V121H236ZM241 120H243V122L241 121ZM37 121V122H36ZM62 121V122H61ZM72 121H73V123H72ZM94 121V122H93ZM101 121V122H100ZM116 121V122H115ZM130 121V122H129ZM133 121H135V124H132V126H131V123H133ZM154 121V122H153ZM158 121V122H157ZM187 123H186V122ZM189 121H193V123L191 124V122L189 123ZM196 121V122H195ZM202 121H206V123H205V125H208V128H212L211 130L210 129H208L207 131L205 130V132L203 131V129H202V124H203V126H204V123L202 122ZM209 121V122H208ZM230 121H232L231 123H230ZM258 121V122H257ZM16 122H14V123H16ZM39 122V123H38ZM41 122H43L42 124H44V126L43 125H41ZM74 122H75V125H76V127H75V125H74ZM78 122V123H77ZM87 122V123H86ZM96 122V123H95ZM107 122H109V125H107L106 123ZM110 122H112L111 123V125H113V127L110 125ZM115 122V123H114ZM122 122V123H121ZM126 122H128V123H126ZM139 122V123H138ZM143 122V123H142ZM152 122V123H151ZM155 122H157V123H155ZM166 122H167V124H166ZM176 122V123H175ZM182 123L181 124V126L180 125H177V124H179V123ZM195 122V123H194ZM200 122L202 123V124H200ZM217 122V123H216ZM237 122V123H236ZM257 122V124L258 123H261V124H254V123H256ZM69 123V125H67ZM71 123V124H70ZM92 123H93V126H92ZM102 123H105V124H102ZM145 123V124H144ZM157 124V125H155V130H154V132H157V133H161L160 135L161 136H158V134L157 133H153L152 132V130H151V132L149 131V133H148V130H150V128H152L153 126H154V124ZM159 123V124H158ZM173 124V128H171L172 127V124ZM185 123V124H184ZM199 123V124H198ZM233 123V124H232ZM236 123V124H235ZM240 123V124H239ZM245 124V125H241V124ZM40 126H39V125ZM78 124V125H77ZM83 124H85V125H83ZM117 124L119 125L118 127H117ZM125 124V125H124ZM141 124V125H140ZM145 125V127H142V128H140V129H142V130H140V129H137L138 127H141V126H144ZM189 124L190 125H192L191 127H189ZM74 125V126H73ZM83 125V126H82ZM102 125H103V127H102ZM134 125V126H133ZM138 125H140V126H138ZM161 127V129L163 128L162 126H164V128L162 129V132H161V129H160V127ZM168 125V126H167ZM170 125V126H169ZM177 125V126H176ZM186 125V126H188L189 127V129H188V131H186L187 132V135L188 136H190V137H187V135L186 134H184L185 132V130L187 129V127L186 128H184V126ZM242 126V127H240V126ZM87 126V127H86ZM96 126V127H95ZM108 126V127H107ZM152 126V127H151ZM159 128H158V127ZM174 126H176V128H178L177 130H175V128H174ZM199 126V127H198ZM209 126H211V127H209ZM228 126V127H227ZM239 126V127H238ZM246 126H247V128H246ZM44 127V128H43ZM71 129H70V128ZM75 127V128H74ZM84 127V128H83ZM119 127H121V130H120V128ZM126 127V128H125ZM150 127V128H149ZM157 127V128H156ZM167 127H169V128H167ZM182 127H183V129H182ZM197 127V128H196ZM236 127L238 128V130L236 129ZM249 127V128H248ZM11 129V131H10V133L9 134H7V129ZM80 128V129H79ZM83 128V129H82ZM99 130H98V129ZM129 128V129H128ZM167 128V129H166ZM229 128V129H228ZM232 128V129H231ZM245 128V129H244ZM254 128V127H253ZM77 129V130H76ZM85 129V130H84ZM90 130V133H88L89 132V130ZM94 129V130H93ZM97 129V130H96ZM102 129V130H101ZM113 129H114V131H113ZM133 129V130H132ZM136 129V130H135ZM146 129V130H145ZM158 129V130H157ZM166 129V130H165ZM199 129V131H197ZM202 129V130H201ZM247 129V130H246ZM21 130V131H20ZM40 130V131H39ZM69 130V131H68ZM70 130H74L73 132L72 131H70ZM79 130H80V132H79ZM124 130V131H123ZM127 130V131H126ZM138 130V131H137ZM237 130V131H236ZM244 130H246L245 132H243ZM15 131H16V133H15ZM33 131H34V133H33ZM42 131V132H41ZM44 131V132H43ZM76 131V132H75ZM78 131V132H77ZM87 133H86V132ZM101 131V132H100ZM103 131V132H102ZM106 131V132H105ZM116 131V132H115ZM121 131H122V133H121ZM129 131V132H128ZM143 131V132H142ZM182 131V132H181ZM213 133H212V132ZM29 132V133H28ZM64 132V133H63ZM82 132V133H81ZM98 132V134L96 135V133ZM110 132V133H109ZM126 132V133H125ZM145 132H147V133H145ZM169 132V133H168ZM171 132V133H170ZM180 134V135H178V133ZM181 132V133H180ZM200 132V133H199ZM204 132V133H203ZM215 132V133H214ZM229 132V133H228ZM237 132H240V133H237ZM251 132V135H249V133ZM2 133H3V135H2ZM21 133V134H20ZM24 133V134H23ZM27 133H28V135H27ZM30 133H31V135H30ZM42 133H43V135H42ZM80 133H81V135H80ZM86 133V134H85ZM92 133H93V135H94V137H95V139H92V138H94L93 136H92ZM101 133V134H100ZM104 133L106 134L107 133V135H108V137H106V135L104 136ZM122 135H121V134ZM125 133V134H124ZM138 134V136H139V138L141 139V137L143 138L142 139V141H143V144H141L142 143V141H140V139H138V136H136V134ZM144 134V136L143 135H141V134ZM152 133V134H151ZM198 133L199 134H202V135H205V136H203V137H200V136H202V135H200V136H197L198 135ZM26 134V135H25ZM35 134H36V136H35ZM37 134H40V135H37ZM66 134V135H65ZM74 134V135H73ZM78 135V136H76V135ZM111 134V135H110ZM129 134V135H128ZM132 134H133V136H132ZM147 134V135H146ZM150 134H151V136H150ZM191 134V135H190ZM219 134H221V137H224L225 139H222L221 137H220V135ZM222 134H225V135H227V138L228 137H235V136H237V138H236V140L238 141V140H240V139H242V141H241V143H244V141L246 142V140H249V141H251V140H253V138H254V142H258V144H257V146L259 145V143H260V146H258L259 147V150H258V152L255 154V155H253V156H251V157H248V155L247 154H244V155H240V158L238 159H235L236 157H232V155H230L229 156V153H228V151H229V147L231 146V145H228L229 144V141H231V138L230 139H227L225 136H223ZM234 134V135H233ZM236 134V135H235ZM246 134V135H245ZM9 135V136H8ZM104 136V137H102V136ZM110 135V136H109ZM112 135L115 137H112ZM123 135H124V137H123ZM131 135V136H130ZM135 135V136H134ZM156 137H155V136ZM162 135H163V137H162ZM165 135H166V137H165ZM183 135V136H182ZM192 135H195L196 136V138L193 136L192 137ZM213 135V136H212ZM217 135V136H216ZM219 135V136H218ZM244 135V136H243ZM254 135V136H253ZM256 135V136H255ZM4 136V137H3ZM6 136V137H5ZM35 136V137H34ZM39 136H40V138H39ZM43 136V137H42ZM45 136L47 137L46 139H47V141H45ZM53 137V139L51 138V137ZM61 136H63V139L62 138H60ZM65 136V137H64ZM67 136V137H66ZM84 136H85V138H84ZM91 136V137H90ZM169 136V137H168ZM177 136V137H176ZM209 136V137H208ZM241 136V137H240ZM250 137V138H248V137ZM253 136V137H252ZM32 137V138H31ZM50 137V140H52V141H50L48 138ZM76 137H79L80 138V140L78 139V138H75ZM82 137V138H81ZM98 137V138H97ZM134 137V138H133ZM137 137V138H136ZM149 139H148V138ZM151 137V138H150ZM161 137V138H160ZM178 137H180V138H178ZM192 137V138H191ZM208 137V138H207ZM215 137V138H214ZM221 139H220V138ZM238 137H239V139H238ZM243 137V138H242ZM246 137V138H245ZM5 138H7V139H5ZM31 138V139H30ZM36 138H38V140L36 139ZM59 138V139H58ZM74 138V139H73ZM84 138V139H83ZM100 138V139H99ZM102 138H105L104 140L102 139ZM124 138L125 139H131V140H134L135 142H136V140H137V142L138 143H140L141 144V146H142V151H141V153H140V151L139 152H134L133 150H131V149H127V151H126V153H122L121 155H116L115 153H113L112 151H110L114 146H117L118 144H121V143H123V142H125V141H127V140H124ZM155 138V139H154ZM160 138V139H159ZM163 138V139H162ZM167 138V139H166ZM194 138V139H193ZM197 138H199V139H197ZM245 138V139H244ZM4 139L6 140V141H4ZM44 139V140H43ZM57 139V140H56ZM82 139H83V141H82ZM99 139V140H98ZM111 139V140H110ZM151 139V140H150ZM173 141H172V140ZM195 139L197 140V141H195ZM206 139V140H205ZM216 139V143L215 142H212V141H214ZM219 139H220V141H219ZM11 140V141H10ZM40 140V141H39ZM63 140H65L64 142H63ZM86 140H88V141H86ZM94 141V143H93V141ZM96 140V141H95ZM107 140V141H106ZM152 140L153 141H155V140H158L157 142H152ZM161 142H160V141ZM218 140V141H217ZM223 140H225L226 141V143H224L225 141H223ZM229 140V141H228ZM9 141V142H8ZM41 141H43V142H41ZM62 141V142H61ZM80 141L82 142V143H80ZM91 141V142H90ZM101 141V142H100ZM102 141H104V142H102ZM106 141V142H105ZM117 141V142H116ZM163 141H165L166 143L164 144V142ZM186 141H188V142H186ZM203 141H204V143H208V141H209V143L208 144H210L209 146H210V148L212 149V150H216V151H218L216 154H218L219 152H220V155H216V154H214V153H212V152H209L210 151V149L209 150H207L205 153V155L202 157V160H201V157H199V153H198V151H194V150H192V149H194L193 147L194 146H197V145H199L200 143H201V145L203 144ZM207 141V142H206ZM212 142V144H211V142ZM236 141V142H237ZM253 141H251V142H253ZM48 143V146L49 147H51V149L50 150H48L49 149V147L46 145V143ZM67 142H69L70 143V145L69 144H67ZM87 142V143H86ZM100 142V143H99ZM111 142V143H110ZM163 142V143H162ZM170 142V143H169ZM172 142V143H171ZM195 142V143H194ZM200 142V143H199ZM40 143L42 144V145H40ZM53 143V144H52ZM61 144V145H59V144ZM80 143V144H79ZM86 143V144H85ZM96 143H98V144H96ZM108 143H109V145H108ZM157 143H161V145H163V149H162V147H161V145L160 144H157ZM186 143L188 144V145H186ZM190 143H192V144H190ZM45 144V145H44ZM56 144V145H55ZM71 144H73L74 146H72ZM83 144H85V147H83V148H77L78 147V145H82V146H84ZM88 144H90V145H88ZM100 144H102V146L100 145ZM107 144V145H106ZM152 144V145H151ZM166 144H167V146H166ZM179 144V146H177ZM181 144H183V145H181ZM51 145V146H50ZM95 145V146H94ZM144 145V146H143ZM145 145H146V147H145ZM150 145L152 146V147H150ZM164 145H165V147H164ZM193 147H192V146ZM41 146V147H40ZM56 146V147H55ZM64 146V147H63ZM67 146V147H66ZM73 148H72V147ZM89 146V147H88ZM99 148H98V147ZM101 146V147H100ZM182 146H184V147H182ZM45 147V148H44ZM52 147H54V148H52ZM91 147V148H90ZM111 147V148H110ZM143 147L144 148H146V149H143ZM157 147V148H156ZM180 147V148H179ZM219 147V148H218ZM223 148V150H222V148ZM4 148V149H3ZM41 148V149H40ZM45 150H44V149ZM48 148V149H47ZM65 148V150L63 151V149ZM68 148H69V150H68ZM70 148H72V149H70ZM160 148V149H159ZM181 148H182V150H181ZM183 148H186V149H183ZM214 148V149H213ZM260 148H262V150L260 151ZM5 149H7V150H5ZM52 149H54V150H52ZM55 149H58V152H56L55 151ZM82 149V150H81ZM84 149V150H83ZM91 149V150H90ZM153 149L155 150V151H153ZM162 149V150H161ZM5 150V151H4ZM44 150V151H43ZM73 150H75V151H73ZM77 150V151H76ZM89 152H88V151ZM128 150H129V153H128ZM130 150H131V152H130ZM146 150V151H145ZM161 150V152H164V153H159V151ZM164 150V151H163ZM179 150V151H178ZM192 152V153H188V152H190V151ZM7 151V152H6ZM11 151H13L12 153H11ZM20 151V152H19ZM24 151V153H26L25 154V156H26V159L27 160H30L31 159V161H27L26 159L25 160H21L20 158H22V156L24 155V154H21L22 152ZM35 151H41L42 152V154L39 156V157H37V160H35V162L33 161L34 159H36V157L35 158H31V156H33L32 155V153L33 152H35ZM49 153H48V152ZM54 151V152H53ZM68 151H70V152H72L71 153V155L72 156H69V155H65V153L66 152H68ZM101 151H103V152H101ZM147 151H149V152H147ZM170 151V152H169ZM175 151V152H174ZM226 151V152H225ZM19 152V153H18ZM61 152L62 153H64L63 155L61 154ZM70 152H68L69 154H70ZM76 152V153H75ZM81 152V153H80ZM84 152V153H83ZM96 152V153H95ZM107 152V153H106ZM125 152V151H124ZM158 152V153H157ZM197 152V153H196ZM208 152V153H207ZM224 152L226 153V154H224ZM9 153V154H8ZM55 153V154H54ZM58 153H60L59 154V156H58ZM67 153V154H68ZM100 153V154H99ZM112 154V155H110V154ZM128 153V154H127ZM132 153V154H131ZM158 154V157H157V154ZM174 153H176L175 154V156L177 155V154H181V155H177L176 157L173 155ZM185 153V154H184ZM211 153V154H210ZM11 154V155H10ZM16 154H17V156H16ZM90 154V155H89ZM92 154H94L93 156H92ZM98 154V155H97ZM124 154V155H123ZM127 154V155H126ZM144 154H145V156H147V155H149V156H147V157H145L144 156ZM147 154V155H146ZM159 154H161V155H159ZM174 156H172V155ZM191 154V155H190ZM193 154H194V156H195V158H193L194 156H193ZM208 154V155H207ZM209 154H210V156H209ZM221 154H223V155H221ZM12 155H14V157L12 156ZM51 155V156H50ZM74 155H75V159H77L76 161H74L75 159H74ZM79 155H81V156H78ZM101 155V156H100ZM114 155H115V157L117 158V159H115V157H114ZM130 155V156H129ZM154 155H156L155 157H157V158H152V156H154ZM164 155H166V156H164ZM168 155V156H167ZM183 155V156H182ZM212 155V156H211ZM10 156V157H9ZM44 156V157H43ZM52 156H54L55 158H53ZM67 156V157H66ZM83 156V157H82ZM89 156V157H88ZM95 156L99 159V160H101L102 161V164H101V162L98 160V159H96L95 158ZM111 156V157H110ZM128 156H129V158H130V160H129V158H128ZM132 156V157H131ZM138 156V157H137ZM163 156V157H162ZM181 156V157H180ZM187 156L189 157V158H187ZM193 156V157H192ZM229 156V157H228ZM242 156V157H241ZM256 156V157H255ZM261 156V158H259ZM264 156V155H263ZM18 159H20V160H18ZM46 157V158H45ZM64 157H65V160H64ZM69 157H71L72 159H70ZM85 157H87V159L85 160ZM99 157H101V159L99 158ZM114 157V158H113ZM125 157H127V160L126 159H123V158H125ZM137 157V158H136ZM153 159V160H155V161H157L158 160V158H159V160L157 161V162H155V161H153L151 158ZM171 157V158H170ZM178 157V158H177ZM180 157V158H179ZM184 158V160H183V158ZM191 157V158H190ZM212 159H210V158ZM232 157V158H231ZM255 157V158H254ZM9 158H13V159H9ZM38 158H40V159H38ZM53 158V159H52ZM56 158L57 159H60L61 161H59V160H57L56 161ZM82 158L83 160H85L84 162L83 161H78V160H80V159ZM93 158H95V159H93ZM106 159V160H104L103 161V159ZM123 159L124 161H126V162H128V161H131L132 160V165L130 164V166H129V162L126 164V162H124V163H120V162H122L123 160H120L119 161V159ZM134 158V159H133ZM135 158H136V160H135ZM149 158V159H148ZM163 158H165V159H163ZM176 158V159H175ZM203 158H207L206 160L205 159H203ZM213 158H215L216 160L218 159V163L220 164V165H217L218 167L216 168V166L215 167H213V161L215 160V159H213ZM241 158H243V159H241ZM247 158V159H246ZM248 158H249V160H250V162H249V160H248ZM253 158V159H252ZM256 158H259V159H256ZM33 159V160H32ZM49 159H51V161L49 160ZM74 159V160H73ZM91 159V160H90ZM113 159V160H112ZM139 159V160H138ZM172 159V160H171ZM175 159V160H174ZM181 160V162L179 161V160ZM187 159H190V160H187ZM191 159H192V161H191ZM195 159V160H194ZM231 159V160H230ZM246 159V161L244 162V160ZM256 159V160H255ZM261 159V160H260ZM263 159V160H262ZM5 160H8V162H10V163H6V161ZM41 160H43V162L44 163H42L41 162V164H42V166H39V164H37L36 162L37 161H41ZM53 160V161H52ZM54 160L56 161V162H60V163H62V164H60V163H55V165H54ZM66 160H68L67 162H66ZM135 160V161H134ZM145 160V161H144ZM148 162H147V161ZM183 160V161H182ZM203 160H204V162H203ZM230 160V161H229ZM240 160H242L241 162H239ZM3 161V162H2ZM11 161L13 162V164H15L14 166H23L22 168H20V169H22V170H18L19 168L17 167H14L13 166V164L11 163ZM22 162V163H25V164H23V165H21L22 163H20V162ZM47 161V163H45ZM48 161H49V163H48ZM74 161V163L73 164H75L76 166L78 165V167L76 168V166H74L73 164H72V162ZM89 161V162H88ZM92 161V162H91ZM144 161V162H143ZM149 161H150V163H149ZM162 161V162H161ZM168 161H171V162H168ZM186 161V162H185ZM188 161H189V163H188ZM199 161L200 162H202L203 164L201 165V163L200 164H198L199 163ZM223 161V162H222ZM4 162H5V164H4ZM26 162H28V163H26ZM53 162V163H52ZM65 162H66V164H65ZM69 162H70V164H69ZM76 162V163H75ZM78 162H80V163H78ZM95 164H94V163ZM97 162V163H96ZM107 162H109V163H107ZM144 164H143V163ZM146 162V163H145ZM154 162H155V164H157V165H155L154 164ZM161 162V163H160ZM176 162H178V163H176ZM182 162H184V163H182ZM206 162H208V163H206ZM221 162H222V164H221ZM247 162V163H246ZM259 162V163H258ZM262 162V163H261ZM32 164V165H29V166H26V165H28V164ZM33 163H35V164H33ZM78 163V164H77ZM84 163V164H83ZM90 163H91V165H90ZM112 163H114V164H112ZM116 163H117V165H116ZM138 163V164H137ZM160 163V164H159ZM171 163V164H170ZM182 163V164H181ZM193 163V164H192ZM205 163V164H204ZM1 164H4V165H2L1 166ZM6 164H8V167H6L7 165ZM10 164H11V166H10ZM40 164V165H41ZM47 164H49L48 166H46ZM50 164L51 165H53V167H52V169H50ZM60 164V165H59ZM67 164H69V165H67ZM80 164V165H79ZM86 164V165H85ZM87 164H89V165H87ZM99 166H98V165ZM100 164H101V166H100ZM107 164V165H106ZM120 164V165H119ZM124 164H126V165H124ZM137 164V165H136ZM184 164V165H183ZM191 166H190V165ZM197 165V167H196V165ZM248 164L250 165V167L248 166ZM252 164V165H251ZM6 165V166H5ZM38 165V166H37ZM45 165V166H44ZM57 165V166H56ZM59 165V166H58ZM67 167H69L70 169H67L66 168V166ZM81 165H82V167H81ZM114 165V166H113ZM133 165H134V167H133ZM170 165V166H169ZM172 165V166H171ZM179 165V166H178ZM207 167H206V166ZM208 165H209V167H210V169H209V167H208ZM241 165V166H240ZM4 166V167H3ZM24 166H25V168H24ZM31 166H34V168H33V170L36 168V166L37 167H39L41 170H42V168L41 167H44L45 169L47 168V170H44V171H41V170H39V169H35V170H38L39 171V173H40V175H39V173H38V171H36L35 172V170L33 171L32 170V167ZM55 166V167H54ZM85 166H88L86 169H85ZM94 166H96L95 168H94ZM126 166V168L124 169V168H121V167H125ZM147 166V167H146ZM153 166V167H152ZM154 166H157V168L156 167H154ZM181 166H185V168L184 167H181ZM188 166H190V167H188ZM192 166H195V167H192ZM198 166H200V167H198ZM225 166V167H224ZM235 166V167H234ZM242 166H244V167H242ZM247 166V167H246ZM257 166V167H256ZM13 167V168H12ZM29 167H31V168H29ZM65 167V168H64ZM75 168L76 170H78L77 171V173L78 174H76V176H75V173H76V170L74 169L73 171H72V168ZM81 167V168H80ZM90 167H92V168H90ZM105 167L107 168L108 167V169H110L111 168V170L113 169V168H115V172H117V170H118V172L115 174V172L113 171V172H111L110 170L109 171H107L106 169H105ZM136 167V168H135ZM171 167V168H170ZM179 167V168H178ZM187 167V168H186ZM213 167V168H212ZM240 169H239V168ZM248 167H249V169H248ZM2 168H0V170L2 169ZM11 168V169H10ZM30 169V171L29 170H27V176H26V174L24 173L26 170L25 169ZM56 168V169H55ZM63 168V169H62ZM81 169V171H79L80 169ZM100 168V169H99ZM102 168V169H101ZM103 168H104V170H103ZM119 168H121V169H123L122 171H120L119 170ZM130 168V169H129ZM151 168V169H150ZM163 168V169H162ZM171 169V171L169 170V169ZM172 168H174V170L172 171ZM175 168H178V170H177V172H176V169ZM182 168V169H181ZM195 168V169H194ZM203 168H204V172L202 171L203 170ZM216 168V169H215ZM238 169V171H232V169L233 170H237ZM259 168H261V169H263V170H261V169H259ZM10 169V170H9ZM15 169V170H14ZM82 169L84 170V173H83V171H82ZM90 170V171H87V170ZM99 169V170H98ZM117 169V170H116ZM127 169V170H126ZM160 169H162L163 170V172H166L165 171V169L167 170V172H166V174L165 173H163L162 172V170H160ZM179 169H180V172H181V170H182V173H180L179 172ZM184 169V170H183ZM185 169H186V172H185ZM202 169V170H201ZM207 169V170H206ZM245 169V170H244ZM258 169V171L257 172H255L256 170ZM11 170H13L12 172H11ZM19 172H18V171ZM69 170V174H67V171ZM102 170V171H101ZM105 170L107 171V173H109V172H111L112 174L110 175V174H108V176L106 175L107 173L105 172ZM130 170H132V171H130ZM134 170H138V171H134ZM150 170V171H149ZM159 170V171H158ZM198 170V171H197ZM199 170H201V174L202 175H200L199 174ZM216 170V171H215ZM224 170V171H223ZM225 170H227V171H225ZM2 171V170H1ZM16 171V172H15ZM41 171V172H40ZM92 171V172H91ZM105 173H104V172ZM149 171V172H148ZM157 171V172H156ZM170 171V172H169ZM192 171V172H191ZM195 171V172H194ZM206 171H208V173L206 172ZM230 171H231V173H230ZM241 171V172H240ZM245 172V174L243 173V172ZM44 172V173H43ZM89 172H91V173H89ZM95 172H97V173H94ZM100 172V173H99ZM124 172V173H123ZM126 172V173H125ZM128 172V173H127ZM135 172V173H134ZM156 172V173H155ZM162 172V173H161ZM169 172V173H168ZM173 172L175 173V175H178L177 176V179L175 178L176 176L173 174ZM197 172H198V174H197ZM225 172V173H224ZM252 172L253 173H258L257 175L255 174H252ZM2 172H0V175L2 176L3 174H1ZM14 173H15V178L16 177H18L17 179H19V181L17 180H12L11 181V177H13L12 176V174L14 175ZM17 173V174H16ZM37 173H38V175H37ZM42 173V174H41ZM51 173H53V174H51ZM89 173V174H88ZM93 173V174H92ZM119 173V174H118ZM134 173V174H133ZM136 173H138V174H141L142 173V175H143V177H144V180L145 181H135V180H132V178H134L133 176L136 174ZM147 173H149V174H147ZM194 173V174H193ZM197 175H196V174ZM207 173V174H206ZM221 173V174H222ZM238 175H237V174ZM243 173V174H242ZM247 173V174H246ZM249 173H251V175L249 174ZM262 173V174H261ZM34 174H36L38 177L40 176V177H42V179L41 178H38V177H36V175H35V178L34 177H32V176H34ZM44 174L45 175H47L48 176V174H49V177L47 178V176H45V177H43L44 176ZM50 174H51V176H50ZM84 174V175H83ZM98 174H99V176H98ZM145 174V175H144ZM161 174V175H160ZM169 174V175H168ZM242 174V176H244V177H242V176H240ZM261 174V175H260ZM9 175V176H8ZM31 175V176H30ZM66 175V176H65ZM88 175H89V177H88ZM90 175H92V176H90ZM114 175V176H113ZM117 175H119V176H117ZM123 175V176H122ZM129 175H131L130 176V178H127ZM159 175H160V177H159ZM171 175V176H170ZM174 175V177H172ZM184 175V176H183ZM187 177H186V176ZM192 177V175H193V177L191 178L190 176ZM229 175H231V176H229ZM236 175V176H235ZM263 175V176H262ZM65 176V178H63ZM72 176V179H70V177ZM83 176H84V178H83ZM87 176V177H86ZM93 176H96V178L94 177V178H92ZM101 176V177H100ZM154 176V177H153ZM166 176V177H165ZM168 176V177H167ZM180 176V177H179ZM240 176V177H239ZM251 176H253V177H251ZM256 176H257V178H256ZM10 177V179H6V178H9ZM25 177H27V178H25ZM117 177H118V179H117ZM121 177H125V179H123V178H121ZM169 177H172V178H169ZM238 177H239V179H238ZM258 177H259V180H258ZM14 178V177H13ZM12 178V179H13ZM37 178V179H36ZM69 178V180H67ZM82 178V179H81ZM86 178V180L88 179V181H84L83 182V180ZM91 178V179H90ZM146 178V179H145ZM161 178V179H160ZM182 178V179H181ZM189 180H188V179ZM250 178V180H247V179H249ZM252 178V179H251ZM253 178L255 179V180H253ZM32 179H35V180H33L34 182H32ZM65 179H66V181H65ZM79 179V180H78ZM95 179H96V181H95ZM98 179V180H97ZM119 179H121V180H119ZM151 179V180H150ZM170 179V180H169ZM171 179H173L172 181H171ZM192 179V180H191ZM198 179V180H197ZM234 179H236V180H234ZM3 180H5V181H3ZM6 180H7V184H5V187L7 188L8 186H9V188H4L3 186V184L4 183H6ZM37 180V181H36ZM38 180L40 181V183H37L38 182ZM50 181V185L52 186L53 184V186L51 187V188H47V186L45 187V188H47V190L46 189H44L45 191H43V190H41V192H40V188L42 187L43 188V186H42V184H43V182L45 183V184H43V185H47V183ZM60 180H61V182H60ZM63 180V181H62ZM82 180V181H81ZM117 180H119V182L117 181ZM125 180H127V182L125 181ZM156 180H158V182L156 181ZM164 180V181H163ZM188 180V181H187ZM228 180H230V181H228ZM258 180V181H257ZM261 180V181H260ZM10 181V182H9ZM36 181V182H35ZM41 181H43L42 183H41ZM79 181H81L82 182V184H80L81 182H79ZM230 182L229 183V185H228V182ZM231 181H234L233 183L231 182ZM240 181H241V183H240ZM256 181V182H255ZM259 181H260V184H258L259 183ZM19 182V183H18ZM21 182V183H20ZM24 184H23V183ZM27 182V183H26ZM69 182V183H68ZM70 182H71V186H70ZM74 182V183H73ZM77 182H79L78 184H77ZM87 182H88V184H87ZM96 182V183H95ZM155 182V183H154ZM223 182V183H222ZM30 183V184H29ZM75 183L77 184L76 186H75ZM86 183V184H85ZM94 183V184H93ZM115 184V186H114V184ZM117 183V184H116ZM119 183H121V185L119 184ZM123 183V184H122ZM132 183V184H131ZM185 183V184H184ZM196 183V184H195ZM205 183V182H204ZM223 185H222V184ZM236 183V184H235ZM22 184H23V186H22ZM26 184H27V186H26ZM40 185L41 184V187H37V185ZM49 184V183H48ZM109 184V185H108ZM126 184V186H124ZM131 184V185H130ZM138 184V185H137ZM147 184V185H146ZM212 184V185H211ZM213 184H215V185H213ZM232 184H233V186H232ZM17 185H19L20 187H17L16 188V186ZM80 185V186H79ZM88 185V186H87ZM92 185H94V186H92ZM95 185H96V187H95ZM101 185V186H100ZM108 185V186H107ZM118 185V186H117ZM121 186V192L119 191V187ZM135 185V186H134ZM168 185V186H167ZM192 185V186H191ZM224 185L226 186L225 188H224ZM237 187V188H235V186ZM24 186H26V188L24 187ZM60 186H62V187H60ZM73 186V187H72ZM74 186H75V188L77 189V188H80L79 190L77 189H75L74 188ZM85 187V189H84V187ZM98 186V187H97ZM107 186V187H106ZM114 187V188H110V187ZM116 186H117V189H116ZM122 186H123V189L124 188H127V189H124L123 191H122ZM143 186H145L144 188H143ZM165 186V187H164ZM257 186V187H256ZM2 187H3V190H2ZM33 187V188H32ZM35 187V188H34ZM56 187V188H55ZM65 187V190L64 189H61V188H64ZM87 187H91V189H88L87 190ZM100 187V188H99ZM131 187H133V188H131ZM154 189H153V188ZM157 187V188H156ZM189 187H191V188H189ZM215 187V188H214ZM217 187V188H216ZM228 187V188H227ZM239 187V188H238ZM250 187H252L251 189H250ZM24 188V191H22V189ZM30 190H29V189ZM38 188H39V190H38ZM74 188V189H73ZM82 188V189H81ZM103 188H104V190H103ZM138 188H140V190H143V193L142 194H140V196H142V198L144 199V200H152L153 201V203H155V207L153 206V207H149V208H147L146 210H144V212H143V210H141L140 212H139V214H135V212H134V210L132 211V209H129V208H126L125 209V213H124V209H123V207H124V205H127V202H129L128 201V199H130V197H129V190L130 189H138ZM165 188H166V190H165ZM189 188V189H188ZM214 188V189H213ZM218 188H219V190H218ZM222 188H224L225 190H223ZM227 188V189H226ZM235 188V189H234ZM20 189H21V191H20ZM32 189H34V191L32 190ZM36 189V190H35ZM116 189V190H115ZM150 189V190H149ZM192 189V190H191ZM237 189V190H236ZM4 190H5V192H6V190H8L7 191V193H5L4 192ZM17 190V191H16ZM26 190H28L27 192H26ZM32 190V191H31ZM38 190V191H37ZM59 190L61 191L62 190V192L60 193L59 192ZM74 190V191H73ZM107 190H110V191H107ZM114 190V191H113ZM145 190V191H144ZM155 190V191H154ZM165 190V191H164ZM216 190V191H215ZM227 190V191H226ZM239 190V191H238ZM240 190H242V191H240ZM37 191V194L35 193ZM64 191V192H63ZM72 191H73V194H74V192L77 194L76 196H81L75 203H78V204H74V203H70V201L69 200H71L70 198H68L67 196L68 195H70V194H72ZM85 191V192H84ZM95 191H97V192H95ZM99 191V192H98ZM101 191H103V192H101ZM105 191V192H104ZM120 193H119V192ZM128 192V194H127V192ZM149 191H151V192H149ZM213 191V192H212ZM220 193H218V192ZM225 191V192H224ZM4 192V193H3ZM23 192H25V193H23ZM30 192H32V194L33 195H37V197L38 198H36L35 199V197L36 196H34V198H32L33 197V195L32 194H30ZM43 192H45L44 193V195H43ZM59 192V193H58ZM67 192V193H66ZM91 192L93 193V194H91ZM110 192V193H109ZM114 192V193H113ZM154 194H153V193ZM157 192V193H156ZM222 192H224V193H222ZM247 192V193H246ZM9 193V194H8ZM19 195H18V194ZM23 193V194H22ZM35 193V194H34ZM39 193H41V195H43V196H41L40 197V195H38ZM81 193V194H80ZM87 193V194H86ZM103 193H105V194H103ZM115 193H116V195H115ZM122 193H124V194H122ZM239 193V194H238ZM246 193V194H245ZM14 194H15V196H14ZM28 194V195H27ZM30 194V195H29ZM62 194V195H61ZM66 194H68L66 197H65V195ZM82 194H83V196H82ZM85 194V195H84ZM112 194H114V195H112ZM120 194V195H119ZM215 194V195H214ZM231 196H230V195ZM241 194H243V196L241 195ZM16 195H17V197H16ZM23 195V198L25 199H23L21 196ZM25 195V196H24ZM47 195V196H46ZM106 195H108V198L106 197ZM112 195V196H111ZM126 195H128V196H126ZM154 195V196H153ZM160 195V196H159ZM162 195V196H161ZM189 195V196H188ZM250 195V196H249ZM252 195V196H251ZM15 197V198H13V197ZM29 196H32V197H29ZM64 196V198H62ZM102 196V197H101ZM105 196V197H104ZM113 196H115V197H113ZM123 196H126V197H124V198H122ZM151 198H150V197ZM152 196L154 197V198H152ZM221 196V197H220ZM227 196V197H226ZM248 196V197H247ZM7 197V198H8ZM26 197H27V199H26ZM48 197V198H47ZM82 197L85 199V201H84V199H82ZM88 197H90L91 199H87ZM92 197H94V200H93V198ZM128 197V198H127ZM158 199H157V198ZM13 198V199H12ZM28 198H31L30 200H28ZM40 198V199H39ZM41 198L43 199L42 201H41ZM121 198H122V200H121ZM221 198V199H220ZM223 198V199H222ZM227 198H229V199H227ZM10 199H12L13 200V203H12V200H10ZM35 199V200H34ZM60 199V203L59 204H57L56 205V201H58ZM66 199H68V200H66ZM80 199H82V200H80ZM103 199V200H102ZM107 199H109V200H107ZM112 199H114V200H112ZM162 199V200H161ZM227 199V200H226ZM34 200V201H33ZM45 200H46V202H45ZM53 200V201H52ZM54 200H56V201H54ZM108 202H107V201ZM110 200H112V201H110ZM123 200H125V202L123 201ZM258 200V201H257ZM16 201V202H15ZM21 201H23L22 203H21ZM33 201V202H32ZM38 201H40V203L38 202ZM63 201V202H62ZM87 201V202H86ZM106 201V203H103V202H105ZM156 201H158V202H156ZM226 202L227 204H225L224 202ZM231 201V202H230ZM236 201V202H235ZM256 201V202H255ZM25 202V203H24ZM28 202V203H27ZM31 202V203H30ZM39 203V205L37 204V203ZM44 202V203H46V205L45 204H43L42 205V203ZM65 202H68V203H66L65 204ZM84 202V203H83ZM91 202H93V203H91ZM101 202V203H100ZM186 202V203H185ZM223 202V203H222ZM24 203V204H23ZM53 203V204H52ZM58 203V202H57ZM63 203V204H62ZM79 203H80V205H79ZM97 203V204H96ZM108 203V204H107ZM234 203V204H233ZM238 203H240L239 204V206L237 207V206H235L236 204H238ZM252 203V204H251ZM11 204H14V205H11ZM22 204V205H21ZM25 204H26V206H25ZM31 204V205H30ZM47 204H48V206H47ZM65 204V205H64ZM71 204V205H70ZM82 204V205H81ZM84 204V205H83ZM87 204H92L91 206H89L88 205V211H87ZM122 204H124V205H122ZM221 204V205H220ZM246 204V205H245ZM250 204V205H249ZM7 205H11V207H9V206H7ZM33 205H34V208L32 209V207H33ZM38 205V206H37ZM61 205V206H60ZM67 205H70V207L69 206H67ZM73 205V206H72ZM77 205H79L80 207H81V209H78V206ZM96 205V206H95ZM110 205H112V206H114V207H110ZM227 205V206H226ZM241 205L243 206V207H241ZM249 207H248V206ZM254 205V206H253ZM18 206V207H17ZM22 206V207H21ZM25 206V207H24ZM29 206H31V208L29 207ZM46 207V210H47V208L49 207V208H51L52 210H48L49 211V214H48V212L46 211L45 212V210H42L41 211V209L43 208V209H45V207ZM55 206H57V207H55ZM59 206H60V208H59ZM65 206V207H64ZM71 206H72V208H74V209H72L71 208ZM118 206V207H117ZM223 206V207H222ZM247 206V207H246ZM9 207V208H8ZM27 207V208H26ZM79 207V208H80ZM177 207L179 208L180 207V205H175L174 206V208H176L177 209ZM226 207H228L229 209L230 208H234V210L233 209H228V208H226ZM235 207L237 208V210H238V212H240L239 214H237L238 212L235 210ZM256 207V208H255ZM20 208V209H19ZM26 210V212L24 211V209ZM39 208V209H38ZM48 208V209H49ZM54 208H56V209H54ZM67 208V209H66ZM84 208V209H83ZM89 208H93L92 209V211L93 212H90L91 211V209H89ZM95 208H96V210H95ZM98 208V209H97ZM114 208V209H113ZM120 209V210H118V209ZM155 208V209H154ZM244 208V209H243ZM253 208V209H252ZM259 208V209H258ZM14 209H15V211H14ZM22 209V210H21ZM27 209H31L33 212H31V210H28V212L29 213H27ZM37 209H38V211H37ZM54 209V210H53ZM59 209H61V210H59ZM82 209H83V211H82ZM103 209V210H102ZM116 209L118 210V211H116ZM123 209V210H122ZM129 209V210H128ZM223 209V210H222ZM19 210V211H18ZM57 210V212H58V214H55V213H57V212H55ZM74 210V211H73ZM80 210V211H79ZM99 210V211H98ZM126 210H127V213H126ZM151 210V211H150ZM222 210V211H221ZM233 210V211H232ZM257 210H259V211H257ZM72 211H73V213H75L74 215H73V213H72ZM84 212V213H81V214H79L80 212ZM114 211V212H113ZM129 211H131V212H129ZM214 211V212H213ZM220 211V212H219ZM223 211H224V213H223ZM228 211V212H227ZM230 211V212H229ZM232 211V212H231ZM235 211V212H234ZM257 211V212H256ZM34 212H36V213H38L37 215H36V213L35 214H33ZM40 212H41V216L39 215L40 214ZM44 212V215H42V213ZM54 214H53V213ZM69 212V215L67 214ZM87 212H89V215H88V213ZM118 212H120L119 214H116V213H118ZM146 212V213H145ZM151 212V213H150ZM157 212V213H156ZM207 212V213H206ZM212 212V213H211ZM229 213V217H228V215H227V213ZM9 213V214H8ZM18 213V214H17ZM21 213V214H20ZM24 213V214H23ZM30 213L32 214L31 216H30ZM72 213V215H70ZM94 213H96L95 215H94ZM115 213V214H114ZM121 213H122V216H123V213L125 214V216H123V217H120L121 216ZM144 213V214H143ZM155 214V215H153V214ZM162 213V214H161ZM222 213V214H221ZM253 213V214H252ZM258 213V214H257ZM24 215V217H23V215ZM28 215V216H26V215ZM48 214V215H47ZM78 214V215H77ZM87 214V215H86ZM91 214V215H90ZM100 214V215H99ZM102 214V215H101ZM128 214V215H127ZM132 215V217H131V215ZM135 214V215H134ZM218 214H221V215H219L218 216ZM246 214V215H245ZM249 214V215H248ZM22 215V216H21ZM111 215H113V216H111ZM119 215V216H118ZM210 215V216H209ZM217 215V216H216ZM232 215V216H231ZM238 215V216H237ZM252 215V216H251ZM259 215V216H258ZM41 218H40V217ZM48 216V217H47ZM50 216H53L52 218L50 217ZM87 216V217H86ZM90 216V217H89ZM106 216V217H105ZM208 216V217H207ZM247 216V217H246ZM256 216V217H255ZM30 217V218H29ZM31 217H34L36 220H37V222H36V220L34 221V218H31ZM37 217V218H36ZM71 217H73V218H71ZM100 217V218H99ZM105 217V218H104ZM107 217H109V220L112 222V220H113V222L111 223L108 219H106ZM110 217L111 218H113L112 220L110 219ZM120 219H119V218ZM128 217V218H127ZM164 217V218H163ZM190 217V218H189ZM259 217V219H257ZM28 218V219H27ZM49 218H51V219H49ZM62 218V219H61ZM91 218V219H90ZM96 218V219H95ZM99 218V219H98ZM103 218V219H102ZM133 218V219H132ZM192 218V219H191ZM195 218V219H194ZM229 218V219H228ZM245 218H247V219H245ZM252 218V219H251ZM16 219V220H15ZM26 219V220H25ZM30 219H33V221L31 220V221H29ZM45 219L47 220V221H45ZM55 219V220H54ZM70 219V220H69ZM72 219V220H71ZM79 219H82L81 221L79 220ZM117 219H119V221H117L116 222V220ZM191 219V220H190ZM215 219V220H214ZM216 219H217V221H216ZM221 219V220H220ZM224 219H226V220H224ZM257 219V220H256ZM15 220V221H14ZM19 222H18V221ZM21 220V221H20ZM41 220V221H40ZM48 220H50V221H48ZM61 220V221H60ZM67 220H69V221H67ZM75 220V221H74ZM85 220V221H84ZM89 220H91V221H89ZM92 220H95L94 222L92 221ZM102 220V221H101ZM107 220V221H106ZM123 221V222H121V221ZM198 220H200L199 222H198ZM204 220V221H203ZM238 220H239V222H238ZM242 220V221H241ZM245 220V221H244ZM261 220V219H260ZM23 221L26 223V222H28V224L27 225H29L30 224V222H31V224L29 225V226H27L25 223H23ZM39 221H40V223H39ZM54 221V222H53ZM77 221H78V223H77ZM86 221H87V223H86ZM98 221H99V225H98ZM187 221L190 223H187ZM207 221H210V222H207ZM225 221V222H224ZM241 221V222H240ZM243 221H244V223H243ZM21 222L23 223L22 225H21ZM47 222V223H46ZM71 222V223H70ZM82 224H81V223ZM85 222V223H84ZM109 222V223H108ZM119 222V223H118ZM120 222H121V224L123 223V226H121L120 225ZM186 222V223H185ZM195 224H194V223ZM204 222V223H203ZM17 223V224H16ZM37 224V225H34V224ZM43 223V224H42ZM45 223V224H44ZM52 223V224H51ZM58 223H59V225H58ZM61 223V224H60ZM74 223V224H73ZM77 223V225H75ZM93 223V225H91ZM105 223H108V224H105ZM116 223V224H115ZM117 223H118V225H120V226H118L117 225ZM184 223L187 225H184ZM217 223V224H216ZM229 223V224H228ZM233 223H234V226H233ZM243 223V224H242ZM15 224L18 226V224H20L21 225V227H15V228H17V229H15V228H12V227H14L15 226ZM69 224L71 225V226H69ZM82 226H81V225ZM83 224H85L84 226H83ZM95 224V225H94ZM102 224V225H101ZM104 224V225H103ZM128 224V225H127ZM225 224V225H224ZM241 224V225H240ZM33 225V226H32ZM43 225V226H42ZM47 225V226H46ZM59 226V227H57V226ZM66 225H68L67 226V228H66ZM75 226V229L73 228V226ZM79 225V226H78ZM87 225H88V227H87ZM91 227H90V226ZM101 225V226H100ZM111 227H110V226ZM130 225V226H129ZM136 225V226H135ZM191 225H192V227H191ZM206 225H207V227H206ZM209 225H211V226H209ZM222 225V226H221ZM243 225H245V226H243ZM25 226V227H24ZM38 226H40V227H38ZM53 227L52 229L50 228L49 229V227ZM55 226V227H54ZM63 226V227H62ZM78 226V227H77ZM98 226V227H97ZM109 226V227H108ZM112 226H114V227H112ZM134 226V227H133ZM200 227V229H199V227ZM244 227V229H242V227ZM248 226V227H247ZM22 227H23V229H22ZM29 227H31V228H29ZM35 227V228H34ZM48 227V228H47ZM57 227V228H56ZM65 227V228H64ZM94 227V228H93ZM96 227V228H95ZM103 227H104V229H103ZM107 227V228H106ZM118 227V228H117ZM129 227V228H128ZM132 227V228H131ZM186 227V228H185ZM187 227H189L188 229H187ZM198 227V228H197ZM203 227H205V228H203ZM236 227V228H235ZM240 229H239V228ZM18 228H20V229H18ZM44 228V229H43ZM56 228V229H55ZM69 228H71V229H69ZM88 228H89V230H96L95 231V233L94 234H92V237H91V235H90V238H89V241H84V238L83 237H79L78 235H79V233H84V231L85 232H88L89 230H88ZM111 228H113V229H111ZM122 228V229H121ZM234 228V229H233ZM238 228V229H237ZM26 229V230H25ZM38 229V230H37ZM45 231H43V230ZM69 229V230H68ZM81 230V231H79V230ZM84 229V230H83ZM99 229H101V231H98ZM111 229V230H110ZM121 231H120V230ZM190 229V230H189ZM219 229H221V230H219ZM223 229V230H222ZM230 229H232V230H230ZM242 229V230H241ZM17 231V233L16 234H18V236L14 233V231ZM36 230V231H35ZM64 230V231H63ZM65 230H66V232H65ZM68 230V231H67ZM74 230L75 231H79V232H74ZM111 231V232H109V234L107 233L108 231ZM123 230H124V232H123ZM134 230V231H133ZM140 230V229H139ZM139 230H138V232H139ZM236 230V231H235ZM238 230V231H237ZM247 230V231H246ZM1 231V230H0ZM26 231V232H25ZM31 231V232H30ZM53 231H55V232H53ZM58 231H60L59 233H58ZM83 231V232H82ZM98 231V232H97ZM180 231V232H179ZM188 231V232H187ZM195 231V232H194ZM201 231V232H200ZM208 231H210V232H208ZM9 232H10V235H9ZM33 232H35V233H33ZM43 232V233H42ZM57 232V233H56ZM62 232V233H61ZM70 232V234H68ZM100 232V233H99ZM171 232V233H170ZM186 232V233H185ZM192 232H194V233H192ZM207 233V235L205 234V233ZM218 232H221L222 233V238L224 237V238H230L229 240L231 241V242H229V244H225V245H223L224 247L225 246H227V247H223L222 246V248L220 247V248H218V246H216L217 244H214L213 242H212V240L213 239H215L216 238V235H215V233H218ZM236 232H238V234H234V233H236ZM7 233V234H6ZM22 233H23V235H22ZM25 233H27V234H25ZM32 233V234H31ZM52 235H51V234ZM66 235H65V234ZM78 233V235H76ZM121 233V234H120ZM243 233H246V234H243ZM21 234V235H20ZM31 234V235H30ZM38 234V235H37ZM41 234H42V237H41ZM99 234V235H98ZM104 234H106V236H104ZM108 234V235H107ZM112 234H115L116 236L114 237V235L112 236ZM124 234H126V235H124ZM169 234H170V237H169ZM15 235V236H14ZM40 235V236H39ZM70 235H72V236H70ZM73 235H74V237L75 238H73ZM101 235H103L104 236V239H103V236H101ZM111 235V236H110ZM117 235L119 236V237H117ZM124 235V236H123ZM178 235V236H177ZM213 235H214V237H213ZM238 235L240 236V239H239V237H238ZM10 236H13V237H10ZM36 236V237H35ZM43 236H45V237H43ZM59 236V237H58ZM108 236V237H107ZM111 238H110V237ZM174 236V237H173ZM228 236H231V237H228ZM242 236H244L243 238H242ZM2 237V238H1ZM18 237H19V239H18ZM34 237V238H33ZM94 237V239H97V241L95 242L94 241V239H92ZM96 237V238H95ZM168 237H169V239H168ZM173 237V238H172ZM237 239H236V238ZM260 237V238H259ZM10 240V242H9V240ZM25 238V239H24ZM45 240H44V239ZM56 238H58V240L56 239ZM60 238V239H59ZM80 238V239H79ZM83 238V239H82ZM107 238H110V239H108V240H106V241H108V242H106V244L107 245H104L105 244V242H103L105 239H107ZM113 238V239H112ZM118 238V239H117ZM172 238V239H171ZM250 238V239H249ZM5 239V240H4ZM7 239V240H6ZM14 239V240H13ZM29 241H31L32 239H34V240H32L31 242L33 243V245H31V247H30V245L28 246V247H26V244L29 242ZM31 239V240H30ZM39 239V240H38ZM51 239V240H50ZM66 239V240H65ZM71 239H73V240H71ZM74 239H75V241H74ZM78 239V240H77ZM82 239V240H81ZM171 239V240H170ZM235 239V240H234ZM254 239V240H253ZM261 239H262V241H261ZM21 240H22V242H21ZM46 240H48V241H46ZM71 240V241H70ZM101 240H102V242L104 243H102V245H101ZM109 240H110V242H109ZM116 240V241H115ZM117 240H119L120 241V243L122 242V241H124V243H119ZM228 240V241H229ZM259 240V241H258ZM6 241V242H5ZM38 241V242H37ZM53 241V242H52ZM79 241V242H78ZM114 241L116 242L115 244H114ZM206 241H207V243H206ZM211 241V242H210ZM238 241V242H237ZM243 241V242H242ZM261 241V242H260ZM19 242V243H18ZM24 242L26 243V244H24ZM52 242V243H51ZM58 242H60V243H57ZM84 242V243H83ZM88 242V243H87ZM92 242V243H91ZM99 242V243H98ZM118 242V243H117ZM236 242V243H235ZM253 242V243H252ZM260 242V243H259ZM48 243L51 245H57V246H59V248L57 247V246H54V247H57L58 249H59V251L57 250V249H55L53 246H50V245H48ZM55 243V244H54ZM71 243V244H70ZM75 243V244H74ZM82 243V245H80ZM91 243V244H90ZM227 243V242H226ZM237 243H239V244H237ZM262 243V244H261ZM22 244H24V246L22 245ZM38 244V245H37ZM63 244V245H62ZM68 244V245H67ZM88 244L89 245H91V246H94L93 244H97V248H95V247H91V246H88ZM119 246H118V245ZM205 244V245H204ZM243 244V245H242ZM249 244V245H248ZM259 244H260V246H259ZM45 245V246H44ZM47 245V246H46ZM61 245V246H60ZM67 245V246H66ZM71 245H73L74 246V249H72L73 248V246H71ZM104 245V246H103ZM109 245V246H108ZM202 245V246H201ZM209 245V246H208ZM215 245V246H214ZM230 245H231V249H230ZM237 245V246H236ZM238 245H240V246H238ZM261 245L263 246V247H261ZM23 246V247H22ZM78 246V247H77ZM80 246V247H79ZM85 246V247H84ZM88 246V247H87ZM102 246V247H101ZM235 246V247H234ZM254 246V247H253ZM258 246V247H257ZM33 247V248H32ZM36 247V248H35ZM64 247V248H63ZM202 247V248H201ZM216 247V248H215ZM234 247V248H233ZM242 247H243V249H242ZM257 247V248H256ZM25 248H26V251H27V253H26V251H24L25 250ZM36 250H35V249ZM40 248V249H39ZM72 250H71V249ZM82 248L83 249H85V248H87L86 250H84V251H82ZM90 248V249H89ZM92 248V249H91ZM109 248V249H108ZM227 248H229V249H227ZM233 248V249H232ZM237 250H236V249ZM242 249V250H240V249ZM37 249H39V250H37ZM49 249H51V250H49ZM63 249V250H62ZM103 249V250H102ZM199 249V250H198ZM235 249V250H234ZM254 249V250H253ZM44 250V251H43ZM90 250H92V251H90ZM95 250V252H93ZM97 250V251H96ZM198 250V251H197ZM202 250V251H201ZM207 250V251H206ZM229 250V251H228ZM230 250H234L233 252L234 253H232V252H230ZM250 252H249V251ZM30 251L32 252V253H30ZM43 251V252H42ZM71 251V252H70ZM72 251H75L74 253L72 252ZM90 253V255L89 254H87L88 252ZM103 251H105L106 253H103ZM107 251H109V252H107ZM209 251H211V252H209ZM228 251V252H227ZM257 251V252H256ZM37 252H39V253H37ZM40 252H42V255H41V253ZM50 252V253H49ZM59 252H61V253H59ZM81 252V253H80ZM101 252L103 253V254H101ZM110 252H112V254L110 253ZM204 252V253H203ZM206 252V253H205ZM220 252H222V253H220ZM223 252H225V253H223ZM235 252H236V255H235ZM52 253V254H51ZM73 253V254H72ZM80 253V254H79ZM82 253L84 254V255H88L87 257L86 256H81L82 255ZM96 253H97V255H96ZM211 253V254H210ZM215 253V254H214ZM216 253H218V254H216ZM248 253V254H247ZM258 253V254H257ZM24 254V255H23ZM34 256H33V255ZM43 254L45 255V256H43ZM76 254H78V255H80V256H78V255H76ZM93 254H95L94 256H93V258H92V255ZM108 254H110L109 256H108ZM207 254V255H206ZM222 254V255H221ZM229 254V255H228ZM261 254H263L262 256H261ZM72 255V256H71ZM73 255L74 256H76V257H73ZM99 255H102V259L99 257ZM113 255V256H112ZM198 255V256H197ZM204 255V256H203ZM220 255V256H219ZM227 257H226V256ZM258 255V256H257ZM25 256H27V257H25ZM38 256V257H37ZM51 256V257H50ZM53 256H55V257H53ZM57 256V257H56ZM65 257V259H64V257ZM110 256H112V257H110ZM217 256H219L218 258H217ZM241 258H240V257ZM21 257H23V258H21ZM25 257V258H24ZM71 257H73L72 259H71ZM90 258V259H87V258ZM105 257V258H104ZM107 257V258H106ZM110 257V258H109ZM206 257V258H205ZM214 259H213V258ZM216 257V258H215ZM224 257V258H223ZM230 257V258H229ZM237 257L239 258V259H237ZM4 260H3V259ZM12 259L11 261L9 260V259ZM20 258V259H19ZM27 258V259H26ZM53 258V259H52ZM70 260V262H68V259ZM82 258V259H81ZM94 259V262H93V260L92 259ZM96 258H97V260H96ZM115 258L116 259V261H115V259L113 260V259ZM204 258V259H203ZM227 258V259H226ZM242 258H244V259H242ZM252 260H251V259ZM256 258V259H255ZM30 259H31V261L32 262H30ZM47 259V260H46ZM52 259V260H51ZM87 259V260H86ZM105 259V260H104ZM184 259V260H183ZM188 259H189V262H188ZM215 259H218V260H215ZM222 259V260H221ZM224 259V260H223ZM233 259V260H232ZM249 259V260H248ZM262 259V260H261ZM7 260H8V262H7ZM28 260V261H27ZM45 260V261H44ZM86 260V261H85ZM118 260V261H117ZM123 260V261H122ZM198 260H200L199 261V263L197 262ZM206 260H207V262H206ZM235 260V261H234ZM263 261V262H261V261ZM26 263H25V262ZM74 261V262H73ZM82 261V262H81ZM84 261V262H83ZM91 261V262H90ZM96 261V262H95ZM104 261V262H103ZM115 261V262H114ZM240 261H241V263H240ZM244 261H246V262H244ZM3 262V263H2ZM37 262V263H36ZM89 262V263H88ZM103 262V263H102ZM118 262V263H117ZM130 262V263H129ZM196 262V263H195ZM211 262V263H210ZM221 262V263H220ZM239 262V263H238ZM16 264H19V262H17Z\"/></svg>","mask_w":264,"mask_h":264},{"label":"bare ground","instance_id":"bare-ground-1","mask_svg":"<svg viewBox=\"0 0 264 264\" xmlns=\"http://www.w3.org/2000/svg\"><path fill=\"white\" fill-rule=\"evenodd\" d=\"M7 1H9V3L11 4V5H9L8 7H0V19H2L1 18V16L2 15H7V13H10L9 11H11V10H13L14 11V9H15V7H16V5H19V3H17V0H7ZM19 1V0H18ZM37 1H40V0H37ZM43 2H46L47 3V7H51V8H54L55 6H57V7H59V8H61L63 11H66V13L67 14H69L70 13V17H72V18H74L73 16H74V14H76V19L77 20H75V18H74V20L75 21H77V23L75 24V26H83L82 25V18H84L82 15H81V13L79 12V11H76V12H74V11H72L70 8H69V4L68 5H66L65 3H63V0H42ZM97 1V5H98V7H97V9L94 11L93 10V15H94V21L93 20H90V18H88L87 19V23L90 25L91 23L94 25V24H97V25H95V27L96 26H101V27H103V29L104 28H106L107 26H111V25H114V24H116V23H119V22H124V25H126L125 26V28H124V30H126L127 31V34L129 35L128 37L130 38V40L131 39H133L135 36H136V31H137V29L138 28H141V26L142 25H144V24H141V23H143L144 22V18H147V19H149L150 17L149 16H147L145 13L147 12H145V10L143 11V12H141L140 10L141 9H145V0H139L140 2H139V8H137L136 10H135V12L134 11H132V12H134L135 14H131L130 15V13H129V15L131 16V17H126V16H124L125 15V13H126V9L128 8H126V7H124V8H121V6L119 7L118 6V0H96ZM150 1H152V0H150ZM154 1V0H153ZM156 1V0H155ZM164 1V0H163ZM166 1H168V0H166ZM184 1V0H183ZM216 1H218V0H216ZM215 1V2H216ZM233 1V0H232ZM235 1V0H234ZM236 1H240V2H242L243 3V0H236ZM254 1V0H253ZM1 2V1H0ZM30 2V1H29ZM159 2H161L160 0H159ZM158 2V3H159ZM195 2H196V0H195ZM200 2H202V3H206L207 1L205 0L204 2L203 1H201L200 0ZM212 2V1H211ZM210 2V3H211ZM222 2V1H221ZM228 2V1H227ZM247 2V1H246ZM251 2V1H250ZM259 2V1H258ZM1 3H3V2H1ZM17 3V4H16ZM45 3V4H46ZM121 3V2H120ZM152 3V2H151ZM157 3V2H156ZM156 3H154V4H156ZM157 3V4H158ZM166 3V2H165ZM197 3V2H196ZM209 3V2H208ZM219 3V2H218ZM225 3V2H224ZM223 3V4H224ZM229 3L231 4V2L229 1ZM229 3H227L229 6H230V4ZM234 3L235 2H233L231 5L232 6H230L231 8H233V5H234ZM249 3V2H248ZM21 4V3H20ZM32 4V3H31ZM39 4V3H38ZM41 4V3H40ZM39 4V5H40ZM153 4V3H152ZM168 4V3H167ZM188 4H190V3H188ZM214 4V3H213ZM222 4V3H221ZM236 4V3H235ZM244 4V3H243ZM251 4H252V2H251ZM1 5V4H0ZM4 5V4H3ZM37 5V4H36ZM43 5V4H42ZM41 5V6H42ZM181 5V4H180ZM179 5V6H180ZM183 5V4H182ZM187 5V4H186ZM192 5V4H191ZM211 5V4H210ZM225 5V4H224ZM221 6L222 7V9L225 7V6ZM227 5V7H229ZM244 5H246V3L244 4ZM248 5V4H247ZM253 5V4H252ZM260 5V4H259ZM5 6H7V5H5ZM30 6V5H29ZM157 6V5H156ZM155 6V7H156ZM185 6V5H184ZM203 6V5H202ZM202 6H200V7H202ZM206 6V5H205ZM215 6V5H214ZM257 6H258V4H257ZM18 7V6H17ZM32 7H33V5H32ZM43 7V6H42ZM42 7H41V9H42ZM74 7V6H73ZM79 7V6H78ZM130 7V6H129ZM134 7H136V6H134ZM134 7H133V10H134ZM183 7V6H182ZM190 5L189 6H186V7H184V8H182V12H184L185 10H187V9H190ZM198 7H199V5H198ZM218 7H220L219 5H218ZM234 7H235V5H234ZM244 8V6H239V8L237 7L236 9H241V8ZM252 7V6H251ZM251 7H249V8H251ZM263 7V6H262ZM35 8V7H34ZM34 8H32V12L33 11H35V10H33ZM37 8V7H36ZM83 8V7H82ZM148 8V7H147ZM175 8V7H174ZM176 8H178V7H176ZM206 8V7H205ZM208 8V7H207ZM260 8V7H259ZM264 8V7H263ZM26 9V8H25ZM28 9H29V7H28ZM40 9V10H41ZM95 9V8H94ZM215 9H217V6H216V8ZM221 9V8H220ZM30 10V9H29ZM36 10H39V9H36ZM49 10V9H48ZM54 10V9H53ZM55 10H56V8H55ZM61 10V11H62ZM92 10V9H91ZM131 10V9H130ZM203 10V9H202ZM207 11H209L208 9H206ZM226 10V9H225ZM227 10H230L229 8L227 9ZM226 10V11H227ZM234 11H235V9H233ZM232 10V11H233ZM239 10H237L238 12H239ZM43 11V10H42ZM175 11V10H174ZM204 11V10H203ZM217 11V10H216ZM218 11H219V9H218ZM243 11V10H242ZM242 11H240L239 13H241ZM245 11V10H244ZM254 11H256V10H254ZM258 11V10H257ZM260 11V10H259ZM25 12V11H24ZM44 13L45 12H48V11H43ZM42 12V13H43ZM128 12V11H127ZM131 12V13H132ZM145 12V13H144ZM202 12V11H201ZM200 12V13H201ZM219 12H222L223 13V11H219ZM236 12V11H235ZM251 12H253V10L252 11H250V13ZM262 12V11H261ZM20 13H22V12H20ZM20 13H19V15H20ZM30 13H31V11H30ZM33 13H35V12H33ZM37 13H40V12H37ZM41 13V14H42ZM43 13V14H44ZM56 13V12H55ZM86 13V12H85ZM88 13V12H87ZM90 13H92V12H90ZM192 13V12H191ZM214 13V12H213ZM217 13V12H216ZM215 13V14H216ZM222 13H221V15H222ZM244 13V15H246V17H247V14L249 15V13H245V12H243ZM39 15V17L37 16V18H41L42 17V15ZM46 14V13H45ZM44 14V15H45ZM54 14V12H52L51 11V13H48L47 15H53ZM159 14H161V13H159ZM163 14V13H162ZM176 14V13H175ZM188 14V13H187ZM206 14H208L207 12H206ZM225 14H226V12H225ZM225 14H223V15H225ZM242 14V13H241ZM241 14H239L238 16H241ZM254 15L256 14V13H253ZM262 14V13H261ZM260 14V15H261ZM25 15H29V14H25ZM34 15V14H33ZM36 15V14H35ZM34 15V16H35ZM47 15H45L44 17H47ZM64 15H65V13H64ZM87 16L88 15H90L89 13L88 14H86ZM166 15H168V14H166ZM177 15V14H176ZM217 15V14H216ZM220 15V14H219ZM218 15V16H219ZM222 15V16H223ZM233 15V14H232ZM243 15V14H242ZM252 15V14H251ZM250 15V16H251ZM49 16V17H50ZM161 16V15H160ZM163 16V15H162ZM161 16V17H162ZM169 16V15H168ZM211 17H212V15H210ZM226 16H227V14H226ZM226 16H225V19H226ZM22 17H24V15L22 16ZM44 17H42V19L44 18ZM55 17H57V16H55ZM59 18H60V16H58ZM67 17V16H66ZM166 17L167 16H165L164 18L166 19ZM174 17V16H173ZM182 17H183V15H182ZM224 17V16H223ZM232 17V16H231ZM231 17H229V18H231ZM262 17V16H261ZM20 18V17H19ZM18 18V19H19ZM25 18V17H24ZM32 18V17H31ZM35 18V17H34ZM33 18V19H34ZM72 18H66V21H67V19H72ZM168 18V17H167ZM177 18V17H176ZM216 18H217V16H216ZM216 18H215V20H216ZM218 18H221V17H218ZM234 18V17H233ZM232 18V19H233ZM236 18V17H235ZM242 18V17H241ZM252 18V17H251ZM255 18V17H254ZM3 19H6V18H3ZM21 19H23V18H21ZM26 19V18H25ZM56 19V18H55ZM61 19L62 18H60L59 20L61 21ZM85 19V18H84ZM92 19V18H91ZM147 19H145V20H147ZM162 19V18H161ZM160 19V21H162V22H160L159 23V26H164V27H166L167 26V24H166V21H167V19L164 21L163 19L161 20ZM173 19H175V18H173ZM187 19V18H186ZM191 19H194V18H191ZM223 19V18H222ZM231 19V20H232ZM238 19V18H237ZM248 19V18H247ZM262 19V18H261ZM260 19V20H261ZM264 19V18H263ZM9 20H10V18H9ZM24 20V19H23ZM27 20V19H26ZM30 20V17H28V21ZM38 20V19H37ZM44 20H45V18H44ZM65 20V19H64ZM86 20V19H85ZM151 20V19H150ZM169 20H170V18H169ZM227 20V19H226ZM236 20V19H235ZM250 20V19H249ZM252 20H253V18H252ZM259 20V19H258ZM257 20V21H258ZM259 20V21H260ZM4 21V20H3ZM19 21V20H18ZM27 21V22H28ZM32 21V20H31ZM62 21H63V19H62ZM65 21V22H66ZM158 21V20H157ZM175 21V20H174ZM221 20L219 19V22H220ZM228 21H230V20H228ZM233 21V20H232ZM242 21V23H243V19L241 20ZM255 21H256V19H255ZM263 21V20H262ZM2 22V21H1ZM1 22H0V44H4V40L5 39H8V38H10L11 36L13 37V39L15 38V36L14 35H16V33L18 32V30H17V32H15L14 31V29L16 28H14V29H10V28H8V25H5V24H3V25H5V26H3L2 24H1ZM5 22V21H4ZM9 22V21H8ZM23 22V21H22ZM30 22V21H29ZM56 22V21H55ZM64 22V21H63ZM62 22V23H63ZM68 22V21H67ZM86 22V21H85ZM146 22V21H145ZM149 22V21H148ZM172 22V21H171ZM216 22H217V20H216ZM215 22V23H216ZM218 22V23H219ZM227 22V21H226ZM12 23H16V22H13L12 21ZM20 23H21V21H20ZM24 23V22H23ZM23 23H22V25H23ZM33 23V22H32ZM41 24L42 23H44L42 20H41V22H40ZM59 23V22H58ZM62 23H60V24H62ZM68 23H73V19L71 20V22L69 21ZM68 23H64L65 25L66 24H68ZM87 23H85V24H87ZM198 23V22H197ZM195 24L192 20H181V18L177 21V22H175L174 23V25H176L175 26V28L177 27V26H179L178 27V29L179 28H181V29H186V31H187V35L185 36L186 37V39H185V41H184V44H181V45H184V47H185V49H186V53H187V58L186 59H184V58H182V61L183 62H181L180 63V67H179V64L177 65V68L179 67V69H177L178 71L177 72H174V73H171V74H169L168 73V75H166V73L164 72V74L166 75V76H162V74L160 75L159 73H163V72H161V70H162V67L164 66V64H165V61H163V59H161V58H159L158 56V58H154L153 57V55H151V52L149 51V50H147V49H142L143 48V45L141 46V44H139V51H137L138 52V55H140V56H142V57H144V59H145V61H143V59H141L142 61H143V63L145 62H148L149 64H150V66H151V68H154L153 69V71L151 72V73H149L148 75V77L147 78H149V81H150V79H155L156 80V78L157 79H159L161 82H160V84L163 82V85H166V88H169L170 89V92L172 91V94H174V91H176L177 89H179V90H181L179 87L180 86H183V85H185V86H187L186 85V83H184L185 81H186V77L185 76H188V78H190V77H194V76H196L197 75V78L199 79V82L201 81V82H203L202 80H204V79H207L208 77H211L212 78V76H214L213 75V73H218L219 74V72H221V74L222 73H224V71L222 70V69H220V67H222V66H226V68H227V66H230L231 64H234V63H238V65L240 64V65H242L246 60H250V61H252L251 59H249V58H251V57H253L254 58V56H256V54L254 55L253 53H252V55L250 54V53H246V52H243V51H245V50H241V51H239V49L238 48H236V50H234V49H228L227 48V50H229L230 52H229V55L227 56V57H225V58H220L219 57V55H225V53H226V51H220V50H218L217 52L218 53H214V49L215 50H217L220 46H219V42L217 43V41L216 42H214L215 41V39L213 40V42L214 43H212L211 41V43H208L207 42V37H206V34H210V32H213L214 31V28L213 29H210L209 28V26L210 25H207L208 27H206V26H203L202 24V22L200 21L199 23H202V24ZM215 23H213V24H215ZM221 23V22H220ZM223 23V22H222ZM228 23V25H229V22H227ZM232 23V22H231ZM241 23V22H240ZM249 23L251 24L252 22L251 21H249ZM255 23V22H254ZM254 23H252L253 25H254ZM261 23V22H260ZM25 24V23H24ZM257 25L259 24V23H256ZM255 24V25H256ZM22 25H21V30H22ZM27 25H29V23H27L26 24V27H27ZM65 25H63V27L65 26ZM71 25V24H70ZM118 25V24H117ZM149 25H151V24H149ZM157 25V24H156ZM169 26H170V24H168ZM200 25V26H199ZM202 25V26H201ZM204 25H205V23H204ZM232 25H233V23H232ZM239 25V24H238ZM252 25V26H253ZM256 25V26H257ZM12 26H14V25H12ZM17 26V25H16ZM49 26V25H48ZM173 26V25H172ZM171 26V27H172ZM211 26H212V23H211ZM231 26V25H230ZM244 26V25H243ZM249 26V25H248ZM251 26V25H250ZM255 26V27H256ZM25 27V26H24ZM69 27V26H68ZM91 27V26H90ZM100 27V28H101ZM218 27H220V25L218 26ZM236 27V26H235ZM255 27H254V29H255ZM258 27V26H257ZM257 27H256V29H257ZM18 28V27H17ZM16 28V29H17ZM37 28V27H36ZM67 28V27H66ZM73 28V27H72ZM71 28V29H72ZM75 28H77V27H75ZM74 28V29H75ZM83 28V27H82ZM91 28H93V26L91 27ZM90 28V29H91ZM98 28V27H97ZM96 28V29H97ZM99 28V29H100ZM146 28V27H145ZM149 28H150V26H149ZM154 28V27H153ZM222 28V27H221ZM242 28V27H241ZM253 28V27H252ZM261 28H262V23H261ZM34 29H35V27H34ZM80 29V28H79ZM78 29V30H79ZM94 29V28H93ZM95 29V30H96ZM117 29V28H116ZM119 29V28H118ZM172 29V28H171ZM218 29V31H219V28H217ZM216 29V30H217ZM234 29V28H233ZM246 29V28H245ZM248 29V28H247ZM254 30V32L256 31V33H258L257 31L258 30ZM259 29V28H258ZM30 30V29H29ZM46 30V29H45ZM63 30V29H62ZM81 30V29H80ZM92 30V29H91ZM104 30H106V29H104ZM103 30V31H104ZM115 30V29H114ZM169 30V29H168ZM167 30V31H168ZM174 30V29H173ZM177 29H175L174 31H176ZM236 29H234V31H235ZM240 30V29H239ZM243 30V29H242ZM249 30V29H248ZM19 31H20V28H19ZM61 31V30H60ZM73 31V30H72ZM154 31V30H153ZM172 30H170V32H171ZM225 31H228V29L227 30H225ZM229 31H230V29H229ZM229 31H228V33H229ZM252 31H253V29H252ZM251 31V32H252ZM24 32V31H23ZM39 32V31H38ZM37 32V33H38ZM85 33H86V31H84ZM87 32H88V30H87ZM176 32H178V31H176ZM217 32V31H216ZM224 31H222L221 30V33H223ZM243 32V31H242ZM246 32V31H245ZM248 32V31H247ZM251 32H249V34L251 33ZM259 32H260V30H259ZM264 32V31H263ZM66 34H67V32H65ZM69 34H70V32H68ZM92 33H94V31L92 32ZM91 33V34H92ZM119 33V32H118ZM123 33V32H122ZM162 33V32H161ZM175 33V32H174ZM173 33V34H174ZM184 33V32H183ZM227 33V32H226ZM231 33V32H230ZM232 33H233V30H232ZM237 33H238V31H237ZM253 33V32H252ZM251 33V34H252ZM12 34V35H11ZM18 34V33H17ZM58 36H59V34L58 33H56ZM90 34V33H89ZM91 34H90V36H91ZM123 34H125V32L123 33ZM157 34V33H156ZM165 34H167V36L169 35L168 33H165ZM185 34V33H184ZM220 34V31H219V33H218V35ZM224 34V33H223ZM240 34H241V31H240ZM240 34L239 35H237V34H234L235 36L237 35V36H240ZM246 34V33H245ZM248 34V35H249ZM30 35V40L34 43V45H33V52H34V54L37 56L38 54H40V52L42 51H40V48L42 49H47V51H49L50 49H57V47L56 48H54V45H56V44H53V43H51V44H53V46L51 47V46H49L50 45V41L49 40H46L45 38H41V37H38V36H36L34 33H31V34H29ZM53 35V34H52ZM52 35L50 36V37H52ZM62 35H63V33H62ZM78 35V34H77ZM115 35H117V34H115ZM120 35V34H119ZM147 34H146V32L145 31H143V32H140V35H139V37H145ZM155 35V34H154ZM154 35L152 36V37H154ZM162 35H163V33H162ZM172 35V34H171ZM227 35V34H226ZM231 35V34H230ZM243 35V34H242ZM248 35H246V36H248ZM18 36V35H17ZM65 36V35H64ZM158 36V35H157ZM165 36V35H164ZM170 36V35H169ZM168 36V37H169ZM174 37H175V34L173 35ZM172 36V37H173ZM210 36H212V35H210ZM253 36H254V34H253ZM255 36H257V35H255ZM261 36H263L262 34H261ZM20 37V36H19ZM46 37H48V36H46ZM56 37V36H55ZM60 37V36H59ZM75 37V36H74ZM73 36H72V38H74ZM81 37V36H80ZM123 37V36H122ZM155 37H156V35H155ZM154 37V38H155ZM159 37V36H158ZM184 37V36H183ZM214 37V36H213ZM220 37V36H219ZM228 37V36H227ZM245 37V36H244ZM243 37V38H244ZM249 37V36H248ZM259 37V36H258ZM82 38H84L83 36H82ZM85 38H87V37H85ZM148 38V37H147ZM153 38V39H154ZM165 38H166V36H165ZM179 38V37H178ZM223 38V37H222ZM226 38V37H225ZM224 38V39H225ZM229 38V37H228ZM240 38H241V36H240ZM240 38H239V40H240ZM264 38V37H263ZM263 38H261L262 40H263ZM12 39V40H13ZM49 39V38H48ZM62 39V38H61ZM78 39V38H77ZM90 39V38H89ZM146 39V38H145ZM167 39V38H166ZM174 39V38H173ZM177 39V38H176ZM184 39V38H183ZM231 39V38H230ZM245 39H247V40H249V38H244V40ZM261 39H260V41H261ZM54 40V39H53ZM71 40V39H70ZM79 40V39H78ZM85 40V39H84ZM91 41H89V43H87L88 45H87V48H89V50H90V54H89V57H88V61H89V64H90V62H94L95 63V66H94V68H97L96 70L100 73V74H104L105 73V70H106V65H113V63L115 62V63H117L116 65H117V69H116V71L114 72V74L112 75V76H108V77H105V78H100V79H95V81L97 82V84H99L100 86H102V87H104V89H106L105 87H111L112 85H115L116 83H118L121 79H122V76L124 77V75H122V73H123V71L124 70H129V68H130V64L129 63H131V62H128V61H126L125 59V56L123 57V56H120L119 54V48L120 47H122V46H120L119 48H118V50L117 49H113V50H108V51H104V50H102V46H107V45H110V44H114V42H115V39H113L112 37H109V36H107L106 35V33L105 32H98V33H96L94 36H93V38L92 39H90ZM112 40H114V42L112 41ZM120 40H123V38H121ZM127 40V39H126ZM149 40V39H148ZM156 40H157V38H156ZM168 40V39H167ZM182 40V39H181ZM180 40V41H181ZM218 40H220L219 38H218ZM241 40H243L242 38H241ZM252 41H253V39H251ZM255 40V39H254ZM257 40H259L258 38H257ZM24 41L26 42L27 40H25L24 39ZM86 41V40H85ZM132 41V40H131ZM165 41V40H164ZM224 41V40H223ZM226 41H228V39H226ZM260 41H258V42H260ZM22 43H23V40L21 41ZM60 42V41H59ZM75 42H79V41H74V43ZM81 42H83V41H81ZM120 42V41H119ZM123 42H125V41H123ZM136 42V41H135ZM161 42V41H160ZM160 42H157L158 44H160L161 45V43ZM170 42H172V41H170ZM169 42V43H170ZM173 42H174V40H173ZM176 42H178V40L176 41ZM183 42V41H182ZM201 42L202 43H204L203 45L201 44ZM232 42V41H231ZM239 42V41H238ZM237 42V43H238ZM243 42H245V41H243ZM250 42V41H249ZM248 41H247V45L251 48L252 47V49H253V47H254V43L255 42H253V43H249ZM86 43V42H85ZM121 43V42H120ZM125 43H127L128 44V42H125ZM130 43V42H129ZM144 43H146V42H144ZM152 43L153 42H147V48L148 49H151L152 48ZM179 43V42H178ZM261 43V42H260ZM21 44V43H20ZM58 44V43H57ZM68 44V43H67ZM115 44H117V43H115ZM143 44V43H142ZM177 44V43H176ZM226 44V43H225ZM225 44H224V46H225ZM231 43L230 42H228V44L227 45H230ZM240 44V43H239ZM245 44V43H244ZM262 44V43H261ZM260 44V45H261ZM28 45V44H27ZM129 45V44H128ZM163 45V44H162ZM168 45H170V44H167V46ZM171 45H173V44H171ZM174 45H175V42H174ZM218 45V46H217ZM221 45V44H220ZM260 45H259V47H260ZM69 46V45H68ZM67 46V47H68ZM164 46H165V44H164ZM166 46V47H167ZM240 46V45H239ZM257 46H258V43H257V45H255V48L256 49H258L257 48ZM23 47H25V46H23ZM27 47V46H26ZM123 47H124V44H123ZM145 47V46H144ZM171 47V46H170ZM182 46H180V48H181ZM222 47V46H221ZM243 47V46H242ZM241 47V48H242ZM261 47H262V49L264 48L262 45H261ZM19 48V47H18ZM22 48V47H21ZM161 48H162V46H161ZM172 48V47H171ZM179 47H178V49H180ZM231 48H234V47H231ZM250 48H249V51H250ZM153 49V48H152ZM13 50V49H12ZM20 50V49H19ZM59 50V49H58ZM62 50V49H61ZM177 50V49H176ZM176 50H174V51H176ZM181 50V49H180ZM183 50V49H182ZM223 50V49H222ZM226 50V49H225ZM232 50H234V51H232ZM247 50V52H249L248 51V48L246 49ZM172 51V50H171ZM220 51V52H219ZM261 51H264V50H261ZM13 52H14V50H13ZM19 52V51H18ZM24 52V51H23ZM27 52V51H26ZM61 52V51H60ZM83 52V51H82ZM88 52V51H87ZM131 52V51H130ZM133 52V51H132ZM136 52V53H137ZM170 52V51H169ZM177 52V51H176ZM257 52V51H256ZM0 53H2L0 56H1V58L2 59H5V60H7V62H3V63H1L0 62V84H3L2 82H4V81H8L7 79H9V78H15V80H18V78L20 79V78H23V79H25V80H28V79H31V78H35L36 77V71L40 68V66H41V64H40V62L39 61H31V60H29V61H21V63H19L18 62V60L19 59H16V60H11V58H10V53L7 51H5L4 53H3V51L1 50V47H0ZM52 53H53V50H52ZM59 53V52H58ZM89 53V52H88ZM177 53H179V51L177 52ZM186 53H184V54H186ZM45 54V53H44ZM165 54V53H164ZM182 54V53H181ZM219 54V55H218ZM41 55V54H40ZM49 55H51V54H49ZM125 55V54H124ZM134 55H136L137 57H138V55L137 54H134ZM171 55H173V54H171ZM175 55V54H174ZM35 56V57H36ZM48 56V55H47ZM46 56V57H47ZM53 56V55H52ZM179 56V55H178ZM183 56H185V55H183ZM21 57V56H20ZM23 57V56H22ZM39 57V56H38ZM51 57V56H50ZM129 60H133V58H134V56H132V55H129ZM173 57H176V58H178L177 56H173ZM222 57V56H221ZM26 58V57H25ZM33 58H34V56H33ZM52 58V57H51ZM50 58V59H51ZM65 58L67 59V61H68V64L69 65H76V64H79V63H81L80 61H83V60H81V58H79V56L77 57L75 54H68V53H65ZM86 58V57H85ZM85 58H84V60H85ZM203 58H205L206 60L205 61H202V59ZM252 58V59H253ZM23 59V58H22ZM43 59V58H42ZM257 59V58H256ZM44 60V59H43ZM52 60V59H51ZM154 60V61H153ZM180 60V59H179ZM204 60V59H203ZM55 60H53V63H56V62H54ZM64 61V60H63ZM86 62H87V60H85ZM114 61V62H113ZM136 61V60H135ZM152 61L154 62L153 64H152ZM176 61H177V59H176ZM59 62V61H58ZM84 62V61H83ZM82 62V63H83ZM139 62V61H138ZM137 62V64H141L140 62L138 63ZM48 63H51L52 64V62L50 61V62H48ZM81 63V64H82ZM114 63V64H115ZM147 63V64H148ZM178 63H179V61H178ZM250 63V62H249ZM251 63H253V61L251 62ZM258 63V62H257ZM45 64H46V62L44 63V66H45ZM87 64V63H86ZM88 64V65H89ZM50 65V64H49ZM53 65V64H52ZM54 65H57V63L56 64H54ZM92 65V64H91ZM144 65V64H143ZM165 65H169L168 63H166ZM174 65V64H173ZM209 65L211 66V68H209ZM247 65V64H246ZM135 66H137V65H135ZM141 66V65H140ZM146 65H144V67H145ZM232 66V65H231ZM243 66H244V64H243ZM63 67V66H62ZM70 67V66H69ZM83 67V66H82ZM89 67V66H88ZM133 67V66H132ZM131 67V68H132ZM143 67V68H144ZM148 67H149V65H148ZM166 66H164V68H165ZM168 67V66H167ZM224 67H222L223 69H224ZM236 67V66H235ZM238 67V66H237ZM247 67H248V65H247ZM247 67H245V68H247ZM46 68H47V66H46ZM65 68V67H64ZM76 68H77V66H76ZM81 68V67H80ZM84 68V67H83ZM82 68V69H83ZM93 67H92V69H94ZM169 68V67H168ZM168 68H166V69H168ZM171 68V67H170ZM216 68V69H215ZM233 68H234V66H233ZM250 68V67H249ZM255 68H256V66H255ZM254 68V70H251V68L249 69V70H251L249 73H247V74H244V75H242L244 78L243 79H248L249 81H251V82H253V81H255V83L256 82H259L260 81V78L258 77V76H260V77H263L261 74H262V72H261V74L260 75H258V73H259V71L258 70H260V69H258L257 70V68L255 69ZM264 68V67H263ZM56 69H58V68H56ZM63 69V68H62ZM66 69V68H65ZM85 69V68H84ZM91 69V68H90ZM91 69V70H92ZM108 69H109V67H108ZM137 70H136V73L139 71V68H136ZM142 69V68H141ZM166 69H165V71H166ZM229 69V68H228ZM237 69V68H236ZM44 70H45V68H44ZM50 70H51V68H50ZM64 70V69H63ZM149 70V69H148ZM147 70V72H149ZM152 70V69H151ZM169 70V69H168ZM171 70V69H170ZM169 70V71H170ZM227 70V69H226ZM47 71V70H46ZM59 71V70H58ZM69 71V70H68ZM133 71H134V69H133ZM144 71H146L145 69H144ZM176 71V70H175ZM237 71V70H236ZM264 71V70H263ZM44 72V71H43ZM48 72V71H47ZM60 72V71H59ZM65 72V71H64ZM70 73H71V70L69 71ZM93 72V71H92ZM226 72V71H225ZM232 72V71H231ZM238 72V71H237ZM241 71H239V73H240ZM243 72H244V70H243ZM40 73V72H39ZM46 73V72H45ZM69 73V74H70ZM87 73V72H86ZM228 73V72H227ZM245 73V72H244ZM98 74V73H97ZM138 74H140V73H138ZM142 74V73H141ZM226 74V73H225ZM235 74V73H234ZM42 75V74H41ZM109 75H111V74H109ZM137 75V74H136ZM229 75V74H228ZM236 75V74H235ZM47 76V75H46ZM86 76V75H85ZM143 76V75H142ZM241 76V75H240ZM239 76V74H238V77H240ZM241 76V77H242ZM44 77V76H43ZM53 77V76H52ZM138 77V76H137ZM216 78V80H217V76H215ZM220 77V76H219ZM218 77V78H219ZM45 78V77H44ZM59 78V77H58ZM57 78V79H58ZM144 78V77H143ZM146 78V77H145ZM231 78H232V76H231ZM56 79V78H55ZM60 79V78H59ZM75 79V78H74ZM82 79V78H81ZM85 79H86V81H85V83H83L82 85L80 84V86H76V87H72V89H70V90H65V88H64V90H61V89H63V86H62V88H59V87H57L59 90H60V92L61 93H64V94H69V95H71V96H74L75 97V99L77 100V101H79L80 103H82V104H85V103H88V105H90V107L92 106V105H94L93 104V102H92V99L95 97V94H96V92H97V85L95 84L96 82L95 81H90V78L89 77H85ZM198 79H195V80H198ZM210 79V78H209ZM213 79V78H212ZM226 79V77L224 78V80ZM229 79V78H228ZM227 79V80H228ZM232 79H234L235 81L234 82H240V80L239 81H236V78L234 77V78H232ZM264 79V78H263ZM262 79V80H263ZM78 80V79H77ZM127 82H128V84L129 85H131V86H133L134 85V83H133V76L132 75H128L127 76ZM143 80H145V79H143ZM190 80V79H189ZM33 81V80H32ZM54 81V80H53ZM56 82L57 81H59V80H55ZM205 81V80H204ZM209 81H211V80H208V82ZM213 81V80H212ZM219 81H222L221 79H218L217 80V82H219ZM229 81V80H228ZM9 82L10 81H8V84H9ZM126 82V81H125ZM143 82H145V81H143ZM157 82V81H156ZM195 83H197L198 81H194ZM215 82V81H214ZM230 82V81H229ZM228 82V83H229ZM250 82V83H251ZM11 83V82H10ZM16 83V82H15ZM44 83V82H43ZM52 83V82H51ZM55 83V82H54ZM73 83H75V82H73ZM79 83H81V82H78V84ZM138 83V82H137ZM146 83V82H145ZM205 83V82H204ZM228 83H227V85L225 84V85H223V87L224 86H228ZM231 83V82H230ZM27 84V83H26ZM50 84V83H49ZM70 84V83H69ZM151 84V83H150ZM152 84H154V85H156L155 84V82L154 83H152ZM151 84V87L153 86ZM159 84V83H158ZM183 84V85H182ZM189 84H191L190 82H189ZM224 84V83H223ZM232 84H234V85H237L236 83H232ZM244 84V83H243ZM261 85H262V83H260ZM5 85V84H4ZM31 88L30 89H32V91L33 90H38V91H41V92H43L44 93V91L43 90H45V89H43L42 88V83L41 82H37V83H34V84H28ZM53 85V84H52ZM51 85V86H52ZM59 85H60V83H59ZM65 85V84H64ZM76 85V84H75ZM74 85V86H75ZM143 85H145V84H143ZM203 85V84H202ZM234 85H230V86H234ZM242 85V84H241ZM240 85V86H241ZM252 85V84H251ZM255 85V84H254ZM19 86V85H18ZM47 86V85H46ZM57 86V85H56ZM67 86V85H66ZM116 86V85H115ZM160 87H162L161 85H159ZM195 87L197 86V84H195L194 85ZM192 87V86H189V89L190 88H195V87ZM206 86V85H205ZM205 86H202V87H205ZM214 86V85H213ZM221 86H222V84H221ZM229 86V87H230ZM238 86V85H237ZM263 86V85H262ZM6 87V86H5ZM27 87V86H26ZM44 87H45V85H44ZM48 87V86H47ZM53 87V86H52ZM51 87V88H52ZM55 87V86H54ZM53 87V88H54ZM130 87V86H129ZM137 87V86H136ZM135 87V88H136ZM142 87V86H141ZM164 87V86H163ZM252 87V86H251ZM264 87V86H263ZM50 88V87H49ZM56 88V89H57ZM114 88V87H113ZM116 88V87H115ZM119 88V87H118ZM128 88V87H127ZM138 88V87H137ZM137 88H136V90H137ZM145 89H140L141 90V93H143L145 90H146V85H145V87H144ZM149 88V87H148ZM147 88V89H148ZM158 88V90L160 89L159 87H157ZM166 88H165V90L164 91H168V90H166ZM183 88H184V86H183ZM183 88H182V90H183ZM197 88V87H196ZM200 88V87H199ZM209 89H213V87L211 88V87H208ZM207 88V89H208ZM219 88L220 87H218V91H219ZM224 88H228V87H224ZM223 88V89H224ZM242 88H244L245 89V87L243 86ZM257 88V87H256ZM6 89V88H5ZM29 89V90H30ZM56 89H54V90H56ZM57 89V90H58ZM68 89V88H67ZM101 90H102V88H100ZM139 89V88H138ZM151 89V88H150ZM191 89V91H193V90H195V89H193L192 90ZM203 89V88H202ZM215 90H217L216 89V87L214 88ZM222 89V88H221ZM235 89V88H234ZM250 89V88H249ZM259 89V88H258ZM25 90V89H24ZM29 90H27V92L29 91ZM51 90V89H50ZM113 90V92L115 91L114 89H112ZM129 91H130V88L128 89ZM133 90V89H132ZM154 90V89H153ZM152 90V91H153ZM206 90V89H205ZM241 90V89H240ZM239 90V92H241ZM246 90V89H245ZM256 90V92H257V89H255ZM260 90H262V88L260 89ZM264 90V89H263ZM1 91V90H0ZM5 91H9L8 89L7 90H5ZM15 91V90H14ZM103 91V90H102ZM119 91V90H118ZM120 91H122V90H120ZM157 91V90H156ZM162 91V90H161ZM186 91H187V89H186ZM198 91V90H197ZM200 91H201V88H200ZM230 91V90H229ZM247 91H249L248 89H247ZM259 91V90H258ZM36 92V91H35ZM56 92V91H55ZM110 92V91H109ZM145 92H147V90L145 91ZM155 92V91H154ZM158 92V91H157ZM169 92V91H168ZM168 92H166V93H168ZM195 92V91H194ZM203 92L204 93H206L205 91H203L202 90V92H200V93H202L203 94ZM208 92V91H207ZM238 92V91H237ZM236 92V93H237ZM255 92V91H254ZM256 92H255V94H256ZM1 93V92H0ZM9 93H10V91H9ZM13 93V92H12ZM23 93V92H22ZM25 93H26V91H25ZM32 93V92H31ZM37 93V92H36ZM99 93H101L100 91H99ZM98 93V94H99ZM124 93H126V91L124 92ZM123 93V94H124ZM133 93V92H132ZM136 93V92H135ZM140 92H137L135 95H137V96H139L140 94H141ZM161 93H163V92H161ZM165 93V92H164ZM200 93L198 94V95H200ZM212 93V92H211ZM214 93V92H213ZM219 93H221V92H219ZM224 93V92H223ZM226 93H227V91H226ZM230 93H232V92H230ZM258 93V92H257ZM262 93V92H261ZM263 93H264V91H263ZM262 93V94H263ZM2 94V93H1ZM29 94V93H28ZM45 95H47V94H49V91H48V88H47V90H45V93H44ZM97 94V95H98ZM107 94V93H106ZM111 94V93H110ZM120 94V93H119ZM127 94V93H126ZM128 94H130V92L128 93ZM145 94V93H144ZM143 94V95H144ZM152 94V93H151ZM177 94H179V92L178 93H176V95ZM191 94V93H190ZM193 94V93H192ZM228 94H229V92H228ZM227 94V95H228ZM233 94V93H232ZM245 94H248L247 92H245ZM244 94V95H245ZM253 94V96L252 97H250V98H252V99H254V98H256V100L255 101H252V99L251 100H249V99H247V98H245V100H244V102L241 104V106H238V105H235V106H237V108L238 107H241L242 109L244 108V110H245V108H249V109H251V113H252V116L254 117V121L255 120H261V118L262 117H264V101H262V100H259V99H257V96H259L258 94L257 95H254V93H252ZM51 95V94H50ZM100 95V94H99ZM153 95V94H152ZM156 95V94H155ZM158 95H161V94H158ZM163 95V94H162ZM164 95H167V94H164ZM175 95V96H176ZM185 95H186V93H185ZM197 95V96H198ZM223 95V94H222ZM231 95V94H230ZM236 95V94H235ZM234 95V96H235ZM242 95V94H241ZM250 95H251V93H250ZM249 95V96H250ZM264 95V94H263ZM4 96H7V95H4ZM107 96V95H106ZM117 96V95H116ZM141 96V95H140ZM174 96V95H173ZM180 96H181V94H180ZM182 96H183V94H182ZM224 96V95H223ZM233 96V95H232ZM261 96V95H260ZM11 97V96H10ZM33 97V96H32ZM53 97V96H52ZM67 97H68V95H67ZM98 97V96H97ZM108 97V96H107ZM110 97V96H109ZM132 97H133V95H132ZM150 97V96H149ZM155 97V96H154ZM161 97V96H160ZM162 97H165V96H162ZM161 97V99H163ZM168 98L169 97H171L170 96V94H169V96H167ZM185 97H187V96H185ZM207 97V96H206ZM209 97V96H208ZM212 97V96H211ZM221 97V96H220ZM12 98V97H11ZM56 99H57V97H55ZM61 98V97H60ZM100 98H102V97H100ZM114 98V97H113ZM125 98V97H124ZM123 98V99H124ZM128 98H129V96H128ZM127 98V99H128ZM139 98H141V99H139ZM138 99H137V101L138 100H141V101H144L143 99L144 98H146V97H144V98H142V97H139ZM263 98V97H262ZM1 99H2V96H1ZM8 99V98H7ZM17 99H18V101L20 102V103H22V105H21V108L22 107H25V108H29V107H33V108H35V106L36 105H34V103L33 102H30L29 101V97H25V96H21L20 98H18L17 97ZM51 99V98H50ZM49 98H43V103L46 105V110L48 109L49 110V115L47 114V116H46V124L50 127V130H48L45 134L47 135V136H49V135H51V136H53L54 137V135L56 136H60V135H62L61 134V131H64L66 128H67V126L65 125V126H63V125H61L60 123H58V117H60V114L58 113V110L54 107L57 103L55 102V100L54 101H51ZM59 99V98H58ZM68 99V98H67ZM66 99V100H67ZM71 99V98H70ZM74 99V98H73ZM117 99V98H116ZM126 99V100H127ZM147 99V98H146ZM145 99V100H146ZM150 99H152L151 97H150ZM154 100L156 99V97L155 98H153ZM152 99V100H153ZM159 99V98H158ZM174 99H175V97H174ZM213 99V98H212ZM212 99H209V100H212ZM223 99H225V98H223ZM222 99V100H223ZM231 99V98H230ZM229 99V100H230ZM235 99V98H234ZM233 99V100H234ZM264 99V98H263ZM6 100V99H5ZM9 100V99H8ZM7 100V101H8ZM12 100V99H11ZM60 100V99H59ZM63 100V99H62ZM65 100V99H64ZM97 100V99H96ZM100 100V99H99ZM99 100H97L98 102H99ZM113 100V99H112ZM120 100V99H119ZM130 100V98L128 99V101ZM135 100H136V96H135ZM135 100H133L132 102H130V104H129V106L130 105H132V104H134V103H136V102H134ZM147 100H149V98L147 99ZM170 100V99H169ZM169 100H168V103H169ZM200 100V99H199ZM222 100H220V101H222ZM228 100V102L230 103V106H231V104H234V101H229ZM74 101V100H73ZM73 101H70V102H72L73 103ZM118 101V100H117ZM131 101V100H130ZM156 101V103H157V100H155ZM160 101V100H159ZM158 101V102H159ZM162 101V100H161ZM161 101H160V103H161ZM166 100L164 99L163 100V102H165ZM189 101V100H188ZM192 101V100H191ZM219 101V100H218ZM218 101H215V103H217ZM220 101H219V103H220ZM227 101V100H226ZM9 102V101H8ZM17 102V101H16ZM55 102V103H54ZM104 102V101H103ZM150 102V101H149ZM148 102V103H149ZM167 102V101H166ZM171 102V101H170ZM174 102H178V101H174ZM186 102V101H185ZM196 102V101H195ZM69 103V102H68ZM76 103V102H75ZM106 103V102H105ZM112 103V102H111ZM120 103V102H119ZM121 103H123L122 101H121ZM120 103V104H121ZM126 103V101L124 102V104ZM129 103V102H128ZM138 103V102H137ZM140 103V102H139ZM146 103V102H145ZM183 103V102H182ZM211 103H212V101H211ZM215 103H214V106H215ZM238 103V102H237ZM3 104H5V103H3ZM9 104V103H8ZM19 104V103H18ZM55 104V105H54ZM71 104V103H70ZM74 104V103H73ZM77 104H79V103H77ZM104 104V103H103ZM108 105H109V103H107ZM116 104H118V102L116 103ZM115 104V105H116ZM120 104H118V105H120ZM149 104H151V103H149ZM155 104V103H154ZM184 104V103H183ZM228 104V103H227ZM236 104V103H235ZM80 105V104H79ZM112 105V104H111ZM123 105V104H122ZM125 105H127V104H125ZM140 105H141V103H140ZM142 105H144V104H142ZM141 105V106H142ZM175 105V104H174ZM173 105V106H174ZM178 105V104H177ZM185 105V104H184ZM189 106H192L191 105V103L190 104H188ZM196 105V104H195ZM202 105V104H201ZM200 105V106H201ZM217 105H218V103H217ZM220 105V104H219ZM218 105V106H219ZM223 105V104H222ZM222 105L220 106V107H222ZM9 106V105H8ZM7 106V107H8ZM14 106V105H13ZM75 106V105H74ZM99 106V105H98ZM102 106H104V105H102ZM102 106H100L101 108H103ZM107 106V105H106ZM110 106V105H109ZM114 106V105H113ZM133 106V105H132ZM160 106V105H159ZM168 106H171V104H169ZM179 106H181V105H179ZM179 106H177V107H179ZM203 106V105H202ZM224 106V105H223ZM229 106V107H230ZM234 106V107H235ZM59 107V106H58ZM65 107V106H64ZM67 107V106H66ZM81 107V106H80ZM85 107H87V106H85ZM99 107V108H100ZM135 106H133V108H134ZM137 107L139 108V104H137ZM146 107H148V106H146V104H145V106L143 107L142 106V108H143V110H142V113H143V111H144V108L146 109ZM188 107V106H187ZM187 107H184V108H186V109H188ZM79 108V107H78ZM110 108H111V106H110ZM117 108H118V106H117ZM128 108V107H127ZM131 108V107H130ZM129 108V109H130ZM132 108V112L134 111V109ZM173 108V107H172ZM175 108V107H174ZM215 108V107H214ZM213 108V109H214ZM228 108V107H227ZM227 108H225L226 110H227ZM233 108V107H232ZM236 108V109H237ZM3 109V108H2ZM15 109V108H14ZM126 109V108H125ZM124 109V107H123V112H126V110ZM128 109V110H129ZM186 109H182V113H184L185 114V112L183 111V110H186ZM224 109V108H223ZM224 109V110H225ZM231 109V108H230ZM229 109V110H230ZM233 109H235V108H233ZM232 109V110H233ZM235 109V110H236ZM241 109V111H244V110H242ZM4 110V109H3ZM86 110V109H85ZM96 110V109H95ZM95 110H94V113H95ZM103 110H104V108H103ZM106 110V109H105ZM109 110V109H108ZM165 110V109H164ZM163 110V111H164ZM175 110V109H174ZM178 110V109H177ZM221 110V109H220ZM240 110V109H239ZM11 111V110H10ZM9 111V112H10ZM13 111H15V110H13ZM13 111H11L9 114H8V116L6 117V120L4 119V120H0V132L1 131H4V130H6V127L8 126H10L11 127V125L13 124L14 125V127L15 128H23V126H22V124L21 123H19V121L18 122H16L15 121V119H13V115L11 114V113H13ZM26 111V110H25ZM45 111V110H44ZM82 111V110H81ZM92 111V110H91ZM96 111H98V110H96ZM102 111V110H101ZM107 111V110H106ZM118 110H116V112H117ZM121 111V109L118 111V112H120ZM121 111V112H122ZM135 111H136V107H135ZM134 111V112H135ZM139 111H140V109H139ZM139 111H138V109H137V111H136V113H138L139 114ZM168 112H169V114H170V110H167ZM187 111V110H186ZM195 111V110H194ZM238 111V110H237ZM6 112H8V111H5V113ZM20 112V111H19ZM26 112H29V111H26ZM25 112V113H26ZM86 112V111H85ZM99 112H100V110H99ZM103 112V111H102ZM108 112V111H107ZM115 112V113H116ZM146 112V111H145ZM158 112H160V111H158ZM167 112V113H168ZM203 112V111H202ZM217 112L219 113L220 111H218L217 110ZM223 112V111H222ZM228 112V111H227ZM230 112V111H229ZM228 112V113H229ZM240 112V111H239ZM21 113L24 115V117H26L25 115H27V114H24V112L21 110ZM19 114V115H22V114ZM31 113V112H30ZM61 113V112H60ZM84 113V112H83ZM128 113L130 114L131 112H127V116H128ZM149 113L151 114V111H149ZM161 113V112H160ZM175 113H176V110H175ZM181 113V114H182ZM188 113V112H187ZM225 113H226V111H225ZM224 113V114H225ZM1 114V113H0ZM16 115H17V113H15ZM62 114H64V113H62ZM80 114V113H79ZM144 114V113H143ZM178 114V113H177ZM179 114H180V111H179ZM191 113H189V115H190ZM192 114H194V113H192ZM214 114V113H213ZM221 114V113H220ZM3 115V114H2ZM23 115L21 116V118L23 117ZM31 115V114H30ZM105 115H107V114H105ZM110 116H112V114H109ZM123 115V114H122ZM131 115V114H130ZM149 115V114H148ZM147 115V116H148ZM176 115V114H175ZM175 115H174V118H175ZM198 115V114H197ZM217 115V114H216ZM227 115H229V114H227ZM226 115V116H227ZM6 116V115H5ZM4 116V117H5ZM32 116V115H31ZM77 116V115H76ZM82 116V115H81ZM84 116V115H83ZM104 116V115H103ZM103 116H102V118H101V120L102 119H105V118H103ZM110 116H108V117H110ZM114 116H116V115H114ZM114 116H112V117H114ZM118 116V115H117ZM121 116V115H120ZM135 116H136V114H135ZM145 116V115H144ZM166 116V115H165ZM171 116V115H170ZM169 116V117H170ZM181 116V115H180ZM188 116V115H187ZM194 116V115H193ZM3 117V118H4ZM17 117H19V116H17ZM62 117V116H61ZM65 117V116H64ZM63 117V118H64ZM67 117V116H66ZM79 117H80V115H79ZM95 117V116H94ZM106 117V116H105ZM107 117V118H108ZM111 117V118H112ZM119 117V116H118ZM137 117V116H136ZM157 117H159V116H157ZM167 117H168V114H167ZM176 117H177V115H176ZM179 117V116H178ZM209 117H211V116H208V118ZM229 117V116H228ZM247 117V118H246ZM244 116V118H246V119H248V117L249 116ZM252 117V118H253ZM106 118V119H107ZM117 118V117H116ZM122 118H124V116H122L121 117V119ZM126 118V117H125ZM140 118V117H139ZM138 118V119H139ZM152 118V117H151ZM155 118V117H154ZM153 118V119H154ZM205 118V116L202 118V119H204ZM208 118H205V119H208ZM214 118V117H213ZM218 118V117H217ZM232 118V117H231ZM234 118H236L237 119V117H234ZM241 118H243V115H242V117ZM240 118V119H241ZM250 119V117H249V119L248 120H251V121H253V119ZM20 119V118H19ZM96 119V118H95ZM164 119V118H163ZM166 119V118H165ZM170 119V118H169ZM201 119V118H200ZM201 119V120H202ZM211 119V118H210ZM219 119V118H218ZM230 119V118H229ZM229 119H228V121H227V124L229 123ZM239 119V118H238ZM239 119V120H240ZM31 120H32V118H31ZM61 120V119H60ZM74 120H75V118H74ZM87 120V119H86ZM114 120V119H113ZM120 120V119H119ZM148 120H152V119H149L148 118ZM157 120V118L155 119V121ZM200 120V121H201ZM212 120V119H211ZM210 120V121H211ZM20 121H21V119H20ZM66 121L67 120H65V123H66ZM112 121V120H111ZM117 121V122H116ZM115 122L116 123H120V121H118V118H117V120H116ZM124 121V120H123ZM127 121V120H126ZM135 121H137V120H135ZM135 121H133V123H131V126H132V124H135ZM145 121V120H144ZM172 121V120H171ZM176 121V120H175ZM179 121L181 122V119L179 118ZM183 121V120H182ZM223 121V120H222ZM221 121V122H222ZM234 121V120H233ZM237 121V120H236ZM242 122H243V120H241ZM257 121V122H258ZM14 122H16V123H14ZM37 122V121H36ZM62 122V121H61ZM94 122V121H93ZM101 122V121H100ZM114 122V123H115ZM130 122V121H129ZM145 122H147V118H146V121ZM154 122V121H153ZM158 122V121H157ZM157 122H155V123H157ZM159 122H161V120L159 121ZM186 122V121H185ZM191 121H189V123H190ZM196 122V121H195ZM194 122V123H195ZM203 123H204V126H203V124L200 122V124H202V129H203V131L205 132V130L207 131L208 129H212V128H208V125H205V123H206V121H202ZM209 122V121H208ZM218 122H220V120L218 121ZM220 122V125H216L215 124V126L213 127L214 129L217 127H219V126H221L220 128H222V126L223 125H221L222 123ZM225 122H226V120H225ZM232 121H230V123H231ZM235 122V121H234ZM257 122L256 123H254V124H257ZM264 122V121H263ZM39 123V122H38ZM43 122H41V125H43L44 126V124H42ZM72 123H73V121H72ZM78 123V122H77ZM87 123V122H86ZM96 123V122H95ZM111 123L112 122H110V125H111ZM122 123V122H121ZM126 123H128V122H126ZM139 123V122H138ZM143 123V122H142ZM152 123V122H151ZM163 122H161V125H164V124H162ZM176 123V122H175ZM179 123V122H178ZM183 123V122H182ZM182 123H179V124H177V125H180L181 126V124ZM187 123V122H186ZM193 123V121L191 122V124ZM217 123V122H216ZM237 123V122H236ZM235 123V124H236ZM71 124V123H70ZM102 124H105V123H102ZM107 125H109V122H107L106 123ZM145 124V123H144ZM143 124V125H144ZM154 124V123H153ZM159 124V123H158ZM166 124H167V122H166ZM172 124V123H171ZM185 124V123H184ZM199 124V123H198ZM233 124V123H232ZM240 124V123H239ZM258 124H261V123H258ZM257 124V125H258ZM39 125V124H38ZM67 125H69V123L67 124ZM74 125H75V122H74ZM73 125V126H74ZM78 125V124H77ZM83 125H85V124H83ZM82 125V126H83ZM114 125V124H113ZM113 125H111L112 127H113ZM125 125V124H124ZM141 125V124H140ZM140 125H138V126H140ZM155 125H157V124H154V126L152 127V128H150V130H148V133H149V131L151 132V130H152V132L153 133H157V132H154V130H155ZM176 125V126H177ZM241 125H245V124H241ZM252 126V128L251 129H253V131L252 132H255L257 135H258V141L261 143V142H263V143H261V145L262 144H264V123L262 124V126H260L259 125V127L257 126V127H255V125L253 126V124H251ZM40 126V125H39ZM92 126H93V123H92ZM119 125L117 124V127H118ZM134 126V125H133ZM159 126V125H158ZM157 126V127H158ZM165 126V125H164ZM164 126H162L163 128H164ZM168 126V125H167ZM170 126V125H169ZM176 126H174V128H175V130H177L178 128H176ZM184 126V125H183ZM192 125H190L189 124V127H191ZM228 126H229V124H228ZM227 126V127H228ZM240 126V125H239ZM238 126V127H239ZM45 127V126H44ZM43 127V128H44ZM66 127V128H65ZM75 127H76V125H75ZM74 127V128H75ZM87 127V126H86ZM94 127V126H93ZM96 127V126H95ZM102 127H103V125H102ZM108 127V126H107ZM142 127H145V125L144 126H141V127H138L137 129H140V128H142ZM156 127V128H157ZM160 127V126H159ZM158 127V128H159ZM166 127V126H165ZM187 127V129L184 131L185 133L184 134H186L187 135V132L186 131H188V129H189V127L188 126H184V128H186ZM199 127V126H198ZM209 127H211V126H209ZM240 127H242V126H240ZM254 127V128H253ZM70 128V127H69ZM84 128V127H83ZM82 128V129H83ZM120 128V130H121V127H119ZM126 128V127H125ZM162 128V129H163ZM167 128H169V127H167ZM166 128V129H167ZM171 128H173V124H172V127ZM197 128V127H196ZM216 128V129H217ZM223 128H225L224 126H223ZM246 128H247V126H246ZM249 128V127H248ZM71 129V128H70ZM80 129V128H79ZM98 129V128H97ZM96 129V130H97ZM129 129V128H128ZM160 129H161V127H160ZM162 129H161V132H162ZM165 129V130H166ZM182 129H183V127H182ZM201 129V130H202ZM215 129V130H216ZM229 129V128H228ZM232 129V128H231ZM236 129L238 130V128L236 127ZM245 129V128H244ZM77 130V129H76ZM85 130V129H84ZM89 130V129H88ZM94 130V129H93ZM99 130V129H98ZM102 130V129H101ZM133 130V129H132ZM136 130V129H135ZM140 130H142V129H140ZM146 130V129H145ZM158 130V129H157ZM184 130V129H183ZM213 130V129H212ZM236 130V131H237ZM247 130V129H246ZM246 130H244L243 132H245ZM10 131H11V129L9 128V129H7V134H9L10 133ZM21 131V130H20ZM40 131V130H39ZM69 131V130H68ZM70 131H72V130H70ZM74 131V130H73ZM72 131V132H73ZM113 131H114V129H113ZM124 131V130H123ZM127 131V130H126ZM138 131V130H137ZM156 131V130H155ZM197 131H199V129L197 130ZM209 131V130H208ZM42 132V131H41ZM44 132V131H43ZM76 132V131H75ZM78 132V131H77ZM79 132H80V130H79ZM86 132V131H85ZM101 132V131H100ZM103 132V131H102ZM106 132V131H105ZM116 132V131H115ZM129 132V131H128ZM143 132V131H142ZM182 132V131H181ZM180 132V133H181ZM203 132V133H204ZM212 132V131H211ZM15 133H16V131H15ZM29 133V132H28ZM28 133H27V135H28ZM33 133H34V131H33ZM64 133V132H63ZM82 133V132H81ZM81 133H80V135H81ZM87 133V132H86ZM85 133V134H86ZM88 133H90V130H89V132ZM110 133V132H109ZM121 133H122V131H121ZM120 133V134H121ZM126 133V132H125ZM124 133V134H125ZM145 133H147V132H145ZM169 133V132H168ZM171 133V132H170ZM178 133V132H177ZM200 133V132H199ZM198 133V135L197 136H200V135H202V134H199ZM213 133V132H212ZM215 133V132H214ZM229 133V132H228ZM237 133H240V132H237ZM249 133V132H248ZM21 134V133H20ZM24 134V133H23ZM98 134V132L96 133V135ZM101 134V133H100ZM136 134V133H135ZM152 134V133H151ZM151 134H150V136H151ZM158 134V136H161L159 133H157ZM1 135V134H0ZM2 135H3V133H2ZM26 135V134H25ZM30 135H31V133H30ZM37 135H40V134H37ZM42 135H43V133H42ZM66 135V134H65ZM74 135V134H73ZM76 135V134H75ZM95 135V134H94ZM94 135H93V133H92V136L94 137ZM106 135V137H108V135H107V133L105 134L104 133V136ZM111 135V134H110ZM109 135V136H110ZM122 135V134H121ZM129 135V134H128ZM141 135H143L144 136V134L142 133ZM147 135V134H146ZM178 135H180L179 133H178ZM191 135V134H190ZM220 135V137H221V134H219ZM218 135V136H219ZM223 136H225L226 138H227V135H225V134H222ZM234 135V134H233ZM236 135V134H235ZM246 135V134H245ZM249 135H251V132L249 133ZM9 136V135H8ZM35 136H36V134H35ZM34 136V137H35ZM50 136V137H51ZM76 136H78V135H76ZM102 136V135H101ZM104 136H102V137H104ZM131 136V135H130ZM132 136H133V134H132ZM135 136V135H134ZM136 136H138V134H136ZM155 136V135H154ZM183 136V135H182ZM195 137L196 138V136L195 135H192V137ZM203 136H205V135H202V136H200V137H203ZM213 136V135H212ZM217 136V135H216ZM244 136V135H243ZM254 136V135H253ZM252 136V137H253ZM256 136V135H255ZM4 137V136H3ZM6 137V136H5ZM43 137V136H42ZM50 137L48 138L49 140H50ZM53 137H51L52 139H53ZM65 137V136H64ZM67 137V136H66ZM91 137V136H90ZM96 137V136H95ZM95 137L94 138H92V139H95ZM112 137H114L113 135H112ZM123 137H124V135H123ZM152 137V136H151ZM150 137V138H151ZM156 137V136H155ZM162 137H163V135H162ZM165 137H166V135H165ZM169 137V136H168ZM177 137V136H176ZM187 137H190V136H188L187 135ZM191 137V138H192ZM209 137V136H208ZM207 137V138H208ZM219 137V138H220ZM236 138H237V136H235ZM234 136L231 138V137H228L227 139H230L231 138V141H229V144L228 145H231L230 147H229V151H228V153H229V156L230 155H232V157H236L235 159H239L240 158V155H244V154H247L248 155V157H251V156H253V155H255L257 152H258V150H259V147L258 146H260V143H259V145L257 146V144H258V142H254L253 140H254V138H253V140H251V141H253V142H251V141H249V140H246V142L244 141V143H241V141H242V139H240V140H236V138H235ZM241 137V136H240ZM248 137V136H247ZM32 138V137H31ZM30 138V139H31ZM39 138H40V136H39ZM47 137L45 136V141H47V139H46ZM54 138H56V137H54ZM60 138H62L63 139V136H61ZM75 138V137H74ZM73 138V139H74ZM76 138H78L79 140H80V138L79 137H76ZM75 138V139H76ZM82 138V137H81ZM84 138H85V136H84ZM83 138V139H84ZM98 138V137H97ZM115 138V137H114ZM134 138V137H133ZM137 138V137H136ZM148 138V137H147ZM161 138V137H160ZM159 138V139H160ZM164 138V137H163ZM162 138V139H163ZM178 138H180V137H178ZM215 138V137H214ZM222 139H225L224 137H221ZM220 138V139H221ZM243 138V137H242ZM246 138V137H245ZM244 138V139H245ZM248 138H250V137H248ZM0 139H3V138H0ZM5 139H7V138H5ZM4 139V141H6ZM37 140H38V138H36ZM59 139V138H58ZM83 139H82V141H83ZM100 139V138H99ZM98 139V140H99ZM103 140L105 139V138H102ZM138 139H140L139 138V136H138ZM142 137H141V139H140V141H142ZM149 139V138H148ZM155 139V138H154ZM167 139V138H166ZM194 139V138H193ZM197 139H199V138H197ZM220 139H219V141H220ZM238 139H239V137H238ZM34 140V139H33ZM32 139L31 140H29V138L28 137H21V138H19L18 137V140L17 141H15V142H9V143H5V142H3V141H0V146L1 147H6L7 149L9 148V149H15L16 150V148L18 149V150H20V151H22V150H24V151H26L27 152V156H28V154H30V153H28V151L31 149V148H33V147H35V146H37L38 144H39V142H38V144L35 142V141H33ZM44 140V139H43ZM57 140V139H56ZM111 140V139H110ZM124 140H127V139H125L124 138ZM151 140V139H150ZM172 140V139H171ZM206 140V139H205ZM11 141V140H10ZM40 141V140H39ZM50 141H52V140H50ZM65 140H63V142H64ZM86 141H88V140H86ZM93 141V140H92ZM96 141V140H95ZM107 141V140H106ZM105 141V142H106ZM158 140H155V141H153L152 140V142H157ZM160 141V140H159ZM162 141V140H161ZM160 141V142H161ZM173 141V140H172ZM195 141H197L196 139H195ZM218 141V140H217ZM223 141H225V140H223ZM237 141V142H236ZM41 142H43V141H41ZM62 142V141H61ZM91 142V141H90ZM101 142V141H100ZM99 142V143H100ZM102 142H104V141H102ZM117 142V141H116ZM164 142V144L166 143L165 141H163ZM162 142V143H163ZM186 142H188V141H186ZM207 142V141H206ZM211 142V141H210ZM212 142H215L216 143V139L214 140V141H212ZM212 142H211V144H212ZM46 143V142H45ZM80 143H82L81 141H80ZM79 143V144H80ZM87 143V142H86ZM85 143V144H86ZM93 143H94V141H93ZM111 143V142H110ZM170 143V142H169ZM172 143V142H171ZM195 143V142H194ZM200 143V142H199ZM208 143H209V141H208ZM206 144V143H204V141H203V144L201 145V143L199 144V145H197V146H192L194 149H192V150H194V151H198V153H199V157H201V160H202V157L206 154L205 152L207 151V150H209L210 149V151L209 152H212V153H214V154H216L218 151H216V150H212L211 148H210V144ZM224 143H226V141L224 142ZM53 144V143H52ZM59 144V143H58ZM67 144H69L70 145V143L69 142H67ZM85 144H83L84 146H80V145H78V147L77 148H83V147H85ZM96 144H98V143H96ZM141 144H143V141H142V143ZM141 144L140 143H138L137 142V140H136V142L134 141V140H127V141H125V142H123V143H121V144H118L117 146H114L110 151H112L113 153H115L116 155H121L122 153H126V151H127V149L129 148V149H131V150H133L134 152H139L140 151V153H141V151H142V146H141ZM157 144H160L161 145V143H157ZM190 144H192V143H190ZM40 145H42L41 143H40ZM45 145V144H44ZM46 145L48 146V143H46ZM56 145V144H55ZM59 145H61V144H59ZM72 146H74L73 144H71ZM88 145H90V144H88ZM101 146H102V144H100ZM107 145V144H106ZM108 145H109V143H108ZM152 145V144H151ZM150 145V147H152ZM181 145H183V144H181ZM186 145H188L187 143H186ZM51 146V145H50ZM71 146V147H72ZM95 146V145H94ZM100 146V147H101ZM144 146V145H143ZM166 146H167V144H166ZM177 146H179V144L177 145ZM0 147V148H1ZM41 147V146H40ZM49 147V146H48ZM56 147V146H55ZM64 147V146H63ZM67 147V146H66ZM89 147V146H88ZM98 147V146H97ZM145 147H146V145H145ZM161 147H162V149H163V145H161ZM164 147H165V145H164ZM182 147H184V146H182ZM264 147V146H263ZM3 148V149H4ZM28 148H29V150H28ZM45 148V147H44ZM43 148V149H44ZM52 148H54V147H52ZM73 148V147H72ZM72 148H70V149H72ZM91 148V147H90ZM99 148V147H98ZM111 148V147H110ZM147 148V147H146ZM146 148H144L143 147V149H146ZM157 148V147H156ZM180 148V147H179ZM209 148V149H208ZM219 148V147H218ZM222 148V147H221ZM7 149H5V150H7ZM34 149V148H33ZM41 149V148H40ZM48 149V148H47ZM51 149V147H49V149L48 150H50ZM160 149V148H159ZM161 149V150H162ZM183 149H186V148H183ZM214 149V148H213ZM264 149V148H263ZM4 150V151H5ZM45 150V149H44ZM43 150V151H44ZM52 150H54V149H52ZM57 150V151H56ZM65 150V148L63 149V151ZM68 150H69V148H68ZM82 150V149H81ZM84 150V149H83ZM91 150V149H90ZM131 150H130V152H131ZM161 150L159 151V153H164V152H161ZM181 150H182V148H181ZM222 150H223V148H222ZM262 150V148H260V151ZM1 151V150H0ZM19 151V152H20ZM24 151L21 153V154H24L23 156H22V158H20L22 161L23 160H25L26 159V156H25V154L26 153H24ZM55 151L56 152H58V149H55ZM73 151H75V150H73ZM72 151V152H73ZM77 151V150H76ZM88 151V150H87ZM125 151V152H124ZM146 151V150H145ZM153 151H155L154 149H153ZM164 151V150H163ZM179 151V150H178ZM190 151V150H189ZM263 151V150H262ZM7 152V151H6ZM13 151H11V153H12ZM18 152V153H19ZM48 152V151H47ZM54 152V151H53ZM68 152H70V151H68ZM68 152H66L65 153V155H69V156H72L71 155V153L72 152H70V154L68 153ZM89 152V151H88ZM101 152H103V151H101ZM143 152V151H142ZM147 152H149V151H147ZM170 152V151H169ZM175 152V151H174ZM226 152V151H225ZM224 152V154H226ZM49 153V152H48ZM68 153V154H67ZM76 153V152H75ZM81 153V152H80ZM84 153V152H83ZM96 153V152H95ZM107 153V152H106ZM112 153V154H113ZM128 153H129V150H128ZM127 153V154H128ZM150 153V152H149ZM158 153V152H157ZM156 153V154H157ZM188 153H192L191 151L190 152H188ZM197 153V152H196ZM208 153V152H207ZM5 154H7V153H5ZM4 154V155H5ZM9 154V153H8ZM42 154V152L41 151H35V152H33L32 153V155L33 156H31V158H35L36 157V159H32L34 162H35V160H37V157H39L40 155ZM55 154V153H54ZM59 154L60 153H58V156H59ZM61 154L63 155L64 153H62L61 152ZM100 154V153H99ZM110 154V153H109ZM112 154H110V155H112ZM126 154V155H127ZM132 154V153H131ZM175 154L176 153H174L173 155L175 156ZM185 154V153H184ZM211 154V153H210ZM210 154H209V156H210ZM4 155H1L0 156V159L1 158H4L5 156ZM11 155V154H10ZM90 155V154H89ZM94 154H92V156H93ZM98 155V154H97ZM124 155V154H123ZM147 155V154H146ZM159 155H161V154H159ZM172 155V154H171ZM172 155V156H173ZM177 155H181V154H177ZM176 155V156H177ZM191 155V154H190ZM208 155V154H207ZM216 155H220V152L218 153V154H216ZM221 155H223V154H221ZM264 155V154H263ZM262 155V158L264 157ZM13 157H14V155H12ZM16 156H17V154H16ZM19 156V155H18ZM17 156V157H18ZM51 156V155H50ZM78 156V155H77ZM79 156H81V155H79ZM78 156V157H79ZM101 156V155H100ZM130 156V155H129ZM129 156H128V158H129ZM144 156H145V154H144ZM147 156H149V155H147ZM147 156H145V157H147ZM156 155H154V156H152V158L154 157V158H157L158 157V154H157V157H155ZM164 156H166V155H164ZM168 156V155H167ZM173 156V157H174ZM175 156V157H176ZM183 156V155H182ZM193 156H194V154H193ZM192 156V157H193ZM212 156V155H211ZM224 156V155H223ZM228 156V157H229ZM245 156V155H244ZM10 157V156H9ZM16 157V158H17ZM28 157H30V156H28ZM44 157V156H43ZM53 158H55L54 156H52ZM60 157V156H59ZM67 157V156H66ZM83 157V156H82ZM89 157V156H88ZM94 157V156H93ZM111 157V156H110ZM114 157H115V155H114ZM113 157V158H114ZM132 157V156H131ZM138 157V156H137ZM136 157V158H137ZM163 157V156H162ZM181 157V156H180ZM179 157V158H180ZM231 157V158H232ZM242 157V156H241ZM256 157V156H255ZM254 157V158H255ZM6 158V157H5ZM46 158V157H45ZM52 158V159H53ZM70 159H72L71 157H69ZM95 158L96 159H98L96 156H95ZM95 158H93V159H95ZM100 159H101V157H99ZM136 158H135V160H136ZM151 158V157H150ZM151 158V159H152ZM171 158V157H170ZM178 158V157H177ZM183 158V157H182ZM185 158V157H184ZM184 158H183V160H184ZM187 158H189L188 156H187ZM191 158V157H190ZM193 158H195V156L193 157ZM210 158V157H209ZM259 158H261V156L259 157ZM259 158H256V159H259ZM9 159H13V158H9ZM18 159V158H17ZM20 159H18V160H20ZM38 159H40V158H38ZM61 159V158H60ZM60 159H57L56 158V161L57 160H59V161H61ZM74 159H75V155H74ZM73 159V160H74ZM80 159V158H79ZM87 159V157H85V160ZM103 159V158H102ZM115 159H117L116 157H115ZM119 159V158H118ZM123 159H126L127 160V157H125V158H123ZM122 158L121 159H119V161L120 160H123ZM134 159V158H133ZM149 159V158H148ZM163 159H165V158H163ZM176 159V158H175ZM174 159V160H175ZM203 159H207V158H203ZM211 159V158H210ZM213 159H215V158H213ZM241 159H243V158H241ZM247 159V158H246ZM246 159L244 160V162L246 161ZM253 159V158H252ZM255 159V160H256ZM2 160V159H1ZM27 160V159H26ZM50 161H51V159H49ZM64 160H65V157H64ZM77 159H75L74 161H76ZM85 160H83L82 158L80 159V160H78V161H85ZM91 160V159H90ZM99 160V159H98ZM104 160H106V159H103V161ZM113 160V159H112ZM129 160H130V158H129ZM134 160V161H135ZM139 160V159H138ZM153 160V159H152ZM158 160H159V158H158ZM157 160V161H158ZM172 160V159H171ZM179 160V159H178ZM182 160V161H183ZM187 160H190V159H187ZM195 160V159H194ZM208 160V159H207ZM212 160V159H211ZM231 160V159H230ZM229 160V161H230ZM248 160H249V158H248ZM251 160V159H250ZM250 160H249V162H250ZM261 160V159H260ZM263 160V159H262ZM6 161V163L8 162V160H5ZM28 162L29 161H31V159L30 160H27ZM53 161V160H52ZM55 160H54V165H55V163H60V162H56ZM68 160H66V162H67ZM74 161L72 162V164L74 163ZM100 162H101V164H102V161L101 160H99ZM145 161V160H144ZM143 161V162H144ZM147 161V160H146ZM153 161H155V160H153ZM157 161H155V162H157ZM180 162H181V160H179ZM191 161H192V159H191ZM218 159L216 160H214L212 163H213V167H215L216 166V168L218 167L217 165H220L218 162ZM242 160H240L239 162H241ZM3 162V161H2ZM20 162V161H19ZM28 162H26V163H28ZM41 162L42 163H44L43 162V160H41L40 162L39 161H37L36 163L37 164H39V166H42V164H41ZM66 162H65V164H66ZM80 162H78V163H80ZM89 162V161H88ZM92 162V161H91ZM124 162H126V161H122V162H120V163H124ZM129 162V166H130V164L132 163V160L131 161H128ZM128 162H126V164L128 163ZM142 162V163H143ZM148 162V161H147ZM155 162H154V164H155ZM162 162V161H161ZM160 162V163H161ZM168 162H171V161H168ZM186 162V161H185ZM203 162H204V160H203ZM223 162V161H222ZM222 162H221V164H222ZM8 163H10V162H8ZM11 163L13 164V162L11 161ZM20 163H22V162H20ZM45 163H47V161L45 162ZM48 163H49V161H48ZM53 163V162H52ZM76 163V162H75ZM77 163V164H78ZM82 163V162H81ZM80 163V164H81ZM85 163V162H84ZM83 163V164H84ZM94 163V162H93ZM97 163V162H96ZM107 163H109V162H107ZM146 163V162H145ZM149 163H150V161H149ZM159 163V164H160ZM172 163V162H171ZM170 163V164H171ZM176 163H178V162H176ZM182 163H184V162H182ZM181 163V164H182ZM188 163H189V161H188ZM201 163V165L203 164L202 162H200L199 161V163L198 164H200ZM206 163H208V162H206ZM247 163V162H246ZM259 163V162H258ZM262 163V162H261ZM4 164H5V162H4ZM4 164H1V166L2 165H4ZM23 164H25V163H22L21 165H23ZM33 164H35V163H33ZM41 164V165H40ZM60 164H62V163H60ZM59 164V165H60ZM69 164H70V162H69ZM69 164H67V165H69ZM79 164V165H80ZM95 164V163H94ZM101 164H100V166H101ZM110 164V163H109ZM112 164H114V163H112ZM126 164H124V165H126ZM138 164V163H137ZM136 164V165H137ZM144 164V163H143ZM158 164V163H157ZM157 164H155V165H157ZM193 164V163H192ZM205 164V163H204ZM7 165V166H6ZM5 166L6 167H8V164H6ZM15 164H13V166H14ZM29 165H32L31 163L30 164H28V165H26V166H29ZM49 164H47L46 166H48ZM58 165V166H59ZM74 166H76L75 164H73ZM86 165V164H85ZM87 165H89V164H87ZM90 165H91V163H90ZM98 165V164H97ZM103 165V164H102ZM107 165V164H106ZM116 165H117V163H116ZM120 165V164H119ZM132 165V164H131ZM184 165V164H183ZM190 165V164H189ZM196 165V164H195ZM252 165V164H251ZM10 166H11V164H10ZM38 166V165H37ZM36 166V168L35 169H39V170H41L39 167H37ZM45 166V165H44ZM57 166V165H56ZM66 166V165H65ZM99 166V165H98ZM114 166V165H113ZM127 166V165H126ZM126 166L125 167H121V168H126ZM170 166V165H169ZM172 166V165H171ZM179 166V165H178ZM191 166V165H190ZM190 166H188V167H190ZM206 166V165H205ZM241 166V165H240ZM248 166L250 167V165L248 164ZM4 167V166H3ZM14 167H16V166H14ZM19 169V171L20 170H22V169H20V168H22L23 166H17ZM16 167V168H17ZM32 167V170H33V168H34V166H31ZM31 167H29V168H31ZM52 167H53V165H51L50 164V169H52ZM55 167V166H54ZM78 167V165L76 166V168ZM81 167H82V165H81ZM80 167V168H81ZM88 166H85V169L87 168ZM96 166H94V168H95ZM128 167V166H127ZM133 167H134V165H133ZM147 167V166H146ZM153 167V166H152ZM154 167H156L157 168V166H154ZM181 167H184L185 168V166H181ZM192 167H195V166H192ZM196 167H197V165H196ZM198 167H200V166H198ZM207 167V166H206ZM208 167H209V165H208ZM212 167V168H213ZM225 167V166H224ZM235 167V166H234ZM242 167H244V166H242ZM247 167V166H246ZM249 167H248V169H249ZM257 167V166H256ZM264 167V166H263ZM0 168H2V167H0ZM13 168V167H12ZM24 168H25V166H24ZM42 168V170L41 171H44V170H47V168L45 169L44 167H41ZM65 168V167H64ZM66 168L67 169H70L69 167H67L66 166ZM72 168V167H71ZM79 168V169H80ZM90 168H92V167H90ZM121 168H119V170L121 169ZM136 168V167H135ZM171 168V167H170ZM179 168V167H178ZM178 168H175L176 169V172H177V170H178ZM187 168V167H186ZM215 168V169H216ZM239 168V167H238ZM245 168V167H244ZM11 169V168H10ZM9 169V170H10ZM34 169V170H35ZM56 169V168H55ZM63 169V168H62ZM75 168H72V171L74 170ZM100 169V168H99ZM98 169V170H99ZM102 169V168H101ZM105 169L107 170L108 169V167L106 168L105 167ZM114 169V170H113ZM112 170L115 172V168H113ZM130 169V168H129ZM151 169V168H150ZM163 169V168H162ZM162 169H160V170H162ZM169 169V168H168ZM182 169V168H181ZM195 169V168H194ZM209 169H210V167H209ZM237 169V168H236ZM240 169V168H239ZM259 169H261V168H259ZM264 169V168H263ZM263 169H261V170H263ZM2 170V171H1ZM0 170V172H2L1 174H3L2 176L0 175V181H1V183H2V179L3 178H5V176L4 175H6V173L4 174L3 173V171H5V172H7L6 171V169L5 168H2ZM15 170V169H14ZM17 170V171H18ZM26 171L24 172L25 174H26V176H27V170H29L30 171V169H25ZM33 170V171H34ZM71 170V169H70ZM76 170V169H75ZM103 170H104V168H103ZM105 170V172L107 173V171H111V172H113L112 170H111V168L110 169H108L107 171ZM117 170V169H116ZM123 169H121L120 171H122ZM127 170V169H126ZM170 171H171V169H169ZM174 170V168H172V171ZM184 170V169H183ZM202 170V169H201ZM201 170H199V174L200 175H202L200 172H201ZM207 170V169H206ZM245 170V169H244ZM256 170V169H255ZM13 170H11V172H12ZM18 171V172H19ZM36 171H38V170H35V172ZM40 171V172H41ZM77 171L78 170H76V173H75V176H76V174H78L77 173ZM79 171H81V169L79 170ZM82 171H83V173H84V170L82 169ZM87 171H90L89 169L87 170ZM102 171V170H101ZM130 171H132V170H130ZM134 171H138V170H134ZM150 171V170H149ZM148 171V172H149ZM159 171V170H158ZM165 171L167 172V170L165 169ZM169 171V172H170ZM198 171V170H197ZM203 172L205 171L204 170V168H203V170H202ZM212 171H214L213 169H212ZM212 171H210L209 173H208V171H206L207 173V176L206 177H204L203 178V183L201 182L199 185H198V187H197V189L195 190V191H191L190 192V194H191V196H192V198H194L193 199V201L192 202H190L188 205H183V200H182V197H185V192H186V190H183L182 189V186H183V182H180L179 184H176V183H171L170 185H169V187L167 188V190H166V188H165V190H166V192L164 193V195H163V201H162V203L160 204V208H159V210L161 211V212H163L164 213V219H163V221L161 220V222H159V223H152V221H155V220H153V218H151L152 216H149V215H145L144 213V215H135V214H139V212L141 211V210H143V212H144V210H146L147 208H149V207H153L154 205H155V203H153V201L151 200H144L143 198H142V196H140V194H142L143 193V190H140V188H138V189H130L129 190V197H130V199H128V201L129 202H127V205H124V204H122V205H124V207H123V209H124V213H125V209L126 208H129V209H132V211L134 210V212H135V216L133 217L134 219H135V222L137 223V226L138 227H140L138 230H139V232H138V230H137V233H131V234H128V233H126V234H124V235H126V236H124L123 238L126 240V242L124 243V241H122L121 243H124L123 245H121V246H119L118 244V246L119 247H117V246H114V247H112L111 249H112V251L113 252H115V254H116V256L115 257H117V259H121L123 256H127V257H129V258H131L132 259V263H130V264H175V262L176 261H180L181 262V259L182 258H185V256H190L191 254H192V252L194 251V250H196V248L197 247H199V245L200 244H202V239L205 237V236H200L198 233L197 234H194L193 236H191V237H187V236H185L186 234H184L183 232H181V236H180V238L179 239H177V240H174V241H171V242H169V243H159L160 242V240L162 241V240H167L166 239V236L168 235V231L169 230H178V229H183L182 227H183V225H182V223L185 221V219H187L186 217H188V216H190V215H193V217H195L196 218V216H198V217H200L205 211H209V210H213V209H215L214 211H217L216 210V206L217 205H219V203H220V201L221 200H218V199H214V198H209V197H207V193H209V192H206V194L204 193V191L206 190V189H209V186H208V183H213V182H217V181H219V182H221L222 180L224 181L225 179L227 180L228 178H227V176H228V174L226 173V174H223L222 172V174L219 172V173H216V172H212ZM216 171V170H215ZM224 171V170H223ZM225 171H227V170H225ZM232 171H238V169L237 170H233L232 169ZM258 171V169L255 171V172H257ZM14 172V171H13ZM16 172V171H15ZM92 172V171H91ZM91 172H89V173H91ZM104 172V171H103ZM104 172V173H105ZM111 172H109V173H107L106 175L108 176V174H112ZM117 172H118V170H117ZM117 172H115V174L117 173ZM157 172V171H156ZM155 172V173H156ZM162 172H163V170H162ZM161 172V173H162ZM166 172H163V173H165L166 174ZM168 172V173H169ZM179 172H180V169H179ZM185 172H186V169H185ZM192 172V171H191ZM195 172V171H194ZM241 172V171H240ZM243 172V171H242ZM264 172V171H263ZM8 173V172H7ZM38 173H39V171H38ZM38 173H37V175H38ZM44 173V172H43ZM72 173V172H71ZM70 173V174H71ZM88 173V174H89ZM94 173V172H93ZM92 173V174H93ZM95 173H97V172H95ZM94 173V174H95ZM100 173V172H99ZM124 173V172H123ZM126 173V172H125ZM128 173V172H127ZM135 173V172H134ZM133 173V174H134ZM180 173H182V170H181V172ZM225 173V172H224ZM230 173H231V171H230ZM244 174H245V172H243ZM242 173V174H243ZM9 175L11 174V173H8ZM17 174V173H16ZM42 174V173H41ZM51 174H53V173H51ZM51 174H50V176H51ZM67 174H69V170L67 171ZM69 174V175H70ZM119 174V173H118ZM147 174H149V173H147ZM173 174L175 175V173L173 172ZM194 174V173H193ZM196 174V173H195ZM197 174H198V172H197ZM196 174V175H197ZM237 174V173H236ZM242 174L240 175V176H242ZM247 174V173H246ZM250 175H251V173H249ZM252 174H256V173H253L252 172ZM258 174V173H257ZM256 174V175H257ZM262 174V173H261ZM260 174V175H261ZM8 175V176H9ZM35 175L36 174H34V176H32V177H34L35 178ZM36 175V177H38ZM39 175H40V173H39ZM72 175V174H71ZM84 175V174H83ZM109 175V176H110ZM145 175V174H144ZM161 175V174H160ZM160 175H159V177H160ZM169 175V174H168ZM174 175L172 176V177H174ZM179 175V174H178ZM178 175H175L176 177V179H177V176ZM238 175V174H237ZM12 176L14 177H11V181L12 180H18L19 181V179H17L18 177H16L15 178V173H14V175L12 174ZM31 176V175H30ZM45 176H47V175H45L44 174V176L43 177H45ZM66 176V175H65ZM65 176L63 177V178H65ZM90 176H92V175H90ZM98 176H99V174H98ZM108 176V177H109ZM114 176V175H113ZM117 176H119V175H117ZM123 176V175H122ZM130 176L131 175H129L127 178H130ZM171 176V175H170ZM184 176V175H183ZM186 176V175H185ZM190 176V175H189ZM229 176H231V175H229ZM236 176V175H235ZM239 176V177H240ZM258 176V175H257ZM257 176H256V178H257ZM263 176V175H262ZM49 177V174H48V176H47V178ZM87 177V176H86ZM88 177H89V175H88ZM96 178V176H93L92 178ZM101 177V176H100ZM120 177V176H119ZM134 178H132V180H135V181H145L144 180V177H143V175H142V173L141 174H138V173H136L134 176H133ZM154 177V176H153ZM166 177V176H165ZM168 177V176H167ZM172 177H169V178H172ZM180 177V176H179ZM187 177V176H186ZM191 177V176H190ZM192 177H193V175H192ZM191 177V178H192ZM239 177H238V179H239ZM242 177H244V176H242ZM251 177H253V176H251ZM13 178V179H12ZM25 178H27V177H25ZM38 178H41L42 179V177H38ZM83 178H84V176H83ZM121 178H123V177H121ZM7 180L8 179H10V177L9 178H6ZM37 179V178H36ZM70 179H72V176L70 177ZM82 179V178H81ZM91 179V178H90ZM117 179H118V177H117ZM123 179H125V177L123 178ZM146 179V178H145ZM161 179V178H160ZM182 179V178H181ZM188 179V178H187ZM252 179V178H251ZM7 180H6V183H4L3 185V187L4 188H6L5 187V184H7L8 182H7ZM33 180H35V179H32V182H34ZM67 180H69V178L67 179ZM79 180V179H78ZM98 180V179H97ZM119 180H121V179H119ZM119 180H117L118 182H119ZM151 180V179H150ZM170 180V179H169ZM173 179H171V181H172ZM189 180V179H188ZM187 180V181H188ZM192 180V179H191ZM198 180V179H197ZM234 180H236V179H234ZM240 180V179H239ZM247 180H250V178L249 179H247ZM253 180H255L254 178H253ZM258 180H259V177H258ZM257 180V181H258ZM3 181H5V180H3ZM37 181V180H36ZM35 181V182H36ZM49 181V180H48ZM63 181V180H62ZM65 181H66V179H65ZM82 181V180H81ZM81 181H79V182H81ZM84 181H88V179L86 180V178L83 180V182ZM95 181H96V179H95ZM122 181V180H121ZM126 182H127V180H125ZM157 182H158V180H156ZM164 181V180H163ZM228 181H230V180H228ZM227 181V182H228ZM261 181V180H260ZM260 181H259V183L258 184H260ZM10 182V181H9ZM13 182V181H12ZM43 181H41V183H42ZM60 182H61V180H60ZM79 182H77V184L79 183ZM205 182V183H204ZM232 183L234 182V181H231ZM256 182V181H255ZM0 183V184H1ZM19 183V182H18ZM21 183V182H20ZM23 183V182H22ZM27 183V182H26ZM37 183H40V181L38 180V182ZM49 183V184H48ZM47 183V185H43V184H45L44 182H43V184H42V186H43V188L41 187V184L40 185H37V187L39 186V187H41L40 188V192H41V190H43V191H45L44 189H46L47 190V188H51L52 186L50 185L51 183H50V181ZM69 183V182H68ZM74 183V182H73ZM96 183V182H95ZM155 183V182H154ZM218 183V182H217ZM223 183V182H222ZM221 183V184H222ZM229 183L230 182H228V185H229ZM240 183H241V181H240ZM264 183V181H262V184ZM24 184V183H23ZM23 184H22V186H23ZM30 184V183H29ZM76 183H75V186L77 185ZM80 184H82V182L80 183ZM84 184V183H83ZM82 184V185H83ZM86 184V183H85ZM87 184H88V182H87ZM94 184V183H93ZM114 184V183H113ZM117 184V183H116ZM120 185H121V183H119ZM123 184V183H122ZM132 184V183H131ZM130 184V185H131ZM185 184V183H184ZM196 184V183H195ZM219 184V183H218ZM231 184V183H230ZM234 184V183H233ZM233 184H232V186H233ZM236 184V183H235ZM109 185V184H108ZM107 185V186H108ZM119 185V186H120ZM138 185V184H137ZM147 185V184H146ZM212 185V184H211ZM213 185H215V184H213ZM223 185V184H222ZM26 186H27V184H26ZM26 186H24L25 188H26ZM47 186V188H45V187ZM70 186H71V182H70ZM75 186H74V188H75ZM80 186V185H79ZM88 186V185H87ZM92 186H94V185H92ZM101 186V185H100ZM106 186V187H107ZM114 186H115V184H114ZM118 186V185H117ZM117 186H116V189H117ZM124 186H126V184L124 185ZM135 186V185H134ZM168 186V185H167ZM192 186V185H191ZM235 186V185H234ZM0 187H1V185H0ZM3 187H2V190H3ZM17 187H20L19 185H17L16 186V188ZM60 187H62V186H60ZM73 187V186H72ZM84 187V186H83ZM86 187V186H85ZM85 187H84V189H85ZM95 187H96V185H95ZM98 187V186H97ZM110 187V186H109ZM127 187V186H126ZM145 186H143V188H144ZM165 187V186H164ZM226 186L224 185V188H225ZM257 187V186H256ZM7 188H9V186L7 187ZM6 188V189H7ZM33 188V187H32ZM35 188V187H34ZM56 188V187H55ZM73 188V189H74ZM100 188V187H99ZM110 188H114V187H110ZM131 188H133V187H131ZM146 188V187H145ZM153 188V187H152ZM157 188V187H156ZM189 188H191V187H189ZM188 188V189H189ZM215 188V187H214ZM213 188V189H214ZM217 188V187H216ZM224 188H222L223 190H225ZM228 188V187H227ZM226 188V189H227ZM235 188H237L236 186H235ZM234 188V189H235ZM239 188V187H238ZM252 187H250V189H251ZM18 189V188H17ZM27 189V188H26ZM29 189V188H28ZM31 189V188H30ZM29 189V190H30ZM61 189H64L65 190V187L64 188H61ZM76 189V188H75ZM78 190L80 189V188H77ZM76 189V190H77ZM82 189V188H81ZM88 189H91V187H87V190ZM115 189V190H116ZM124 189H127V188H124ZM123 189V186H122V191L124 190ZM147 189V188H146ZM154 189V188H153ZM263 189H264V187H263ZM33 191H34V189H32ZM31 190V191H32ZM36 190V189H35ZM38 190H39V188H38ZM37 190V191H38ZM103 190H104V188H103ZM121 190V186L119 187V191ZM150 190V189H149ZM164 190V191H165ZM192 190V189H191ZM218 190H219V188H218ZM237 190V189H236ZM0 191H1V189H0ZM7 191L8 190H6V192H5V190H4V192L5 193H7ZM17 191V190H16ZM20 191H21V189H20ZM22 191H24V188L22 189ZM28 190H26V192H27ZM37 191L35 192L36 194H37ZM74 191V190H73ZM73 191H72V194H70V195H68V194H66L65 195V197L67 196L68 198H70L71 200H69L70 201V203H74V204H78V203H75L81 196L79 195V196H76L77 194L74 192V194H73ZM107 191H110V190H107ZM114 191V190H113ZM118 191V192H119ZM145 191V190H144ZM155 191V190H154ZM216 191V190H215ZM227 191V190H226ZM239 191V190H238ZM240 191H242V190H240ZM3 192V193H4ZM46 192V191H45ZM45 192H43V195H44V193ZM59 192L61 193L62 192V190L60 191L59 190ZM58 192V193H59ZM64 192V191H63ZM85 192V191H84ZM95 192H97V191H95ZM99 192V191H98ZM101 192H103V191H101ZM105 192V191H104ZM121 192V191H120ZM119 192V193H120ZM127 192V191H126ZM149 192H151V191H149ZM213 192V191H212ZM218 192V191H217ZM225 192V191H224ZM224 192H222V193H224ZM23 193H25V192H23ZM22 193V194H23ZM28 193V192H27ZM34 193V194H35ZM42 193V192H41ZM41 193H39L38 195H40V197L41 196H43V195H41ZM47 193V192H46ZM45 193V194H46ZM67 193V192H66ZM110 193V192H109ZM114 193V192H113ZM153 193V192H152ZM157 193V192H156ZM210 193H211V191H210ZM209 193V194H210ZM219 193V192H218ZM221 193V192H220ZM219 193V194H220ZM247 193V192H246ZM245 193V194H246ZM9 194V193H8ZM18 194V193H17ZM30 194H32V192H30ZM29 194V195H30ZM81 194V193H80ZM87 194V193H86ZM91 194H93L92 192H91ZM103 194H105V193H103ZM122 194H124V193H122ZM127 194H128V192H127ZM154 194V193H153ZM239 194V193H238ZM19 195V194H18ZM28 195V194H27ZM33 195V194H32ZM62 195V194H61ZM85 195V194H84ZM112 195H114V194H112ZM111 195V196H112ZM115 195H116V193H115ZM120 195V194H119ZM215 195V194H214ZM230 195V194H229ZM242 196H243V194H241ZM255 195L257 196V198L259 199V200H261V205H260V207H261V212H262V210L264 209V190H259V191H257L256 193H255ZM9 196V195H8ZM7 196V197H8ZM14 196H15V194H14ZM25 196V195H24ZM34 196H36L35 197V199L36 198H38L37 197V195H33V197L32 196H29V197H32V198H34ZM47 196V195H46ZM82 196H83V194H82ZM126 196H128V195H126ZM126 196H123L122 198H124V197H126ZM154 196V195H153ZM152 196V198H154ZM160 196V195H159ZM162 196V195H161ZM189 196V195H188ZM231 196V195H230ZM250 196V195H249ZM252 196V195H251ZM7 197H5V196H1L0 197V212L2 213V211H3V209H5L4 207H2V206H5L6 204L5 203H10V201H9V197L7 198ZM13 197V196H12ZM16 197H17V195H16ZM22 198H23V195L21 196ZM66 197V198H67ZM84 197V196H83ZM82 197V199H84ZM102 197V196H101ZM105 197V196H104ZM106 197L108 198V195H106ZM113 197H115V196H113ZM150 197V196H149ZM221 197V196H220ZM227 197V196H226ZM248 197V196H247ZM13 198H15V197H13ZM12 198V199H13ZM25 198V197H24ZM23 198V199H24ZM48 198V197H47ZM62 198H64V196L62 197ZM93 198V200H94V197H92ZM122 198H121V200H122ZM128 198V197H127ZM151 198V197H150ZM157 198V197H156ZM12 199H10V200H12ZM26 199H27V197H26ZM31 198H28V200H30ZM34 199V200H35ZM40 199V198H39ZM44 199V198H43ZM42 198H41V201L43 200ZM82 199H80V200H82ZM87 199H91L90 197H88ZM97 199V198H96ZM95 199V200H96ZM158 199V198H157ZM221 199V198H220ZM223 199V198H222ZM227 199H229V198H227ZM226 199V200H227ZM25 200V199H24ZM32 200V199H31ZM33 200V201H34ZM66 200H68V199H66ZM94 200V201H95ZM98 200V199H97ZM103 200V199H102ZM107 200H109V199H107ZM106 200V201H107ZM112 200H114V199H112ZM112 200H110V201H112ZM162 200V199H161ZM32 201V202H33ZM53 201V200H52ZM54 201H56V200H54ZM79 201V200H78ZM84 201H85V199H84ZM106 201L105 202H103V203H106ZM124 202H125V200H123ZM258 201V200H257ZM16 202V201H15ZM23 201H21V203H22ZM39 203H40V201H38ZM45 202H46V200H45ZM58 202V203H57ZM63 202V201H62ZM87 202V201H86ZM108 202V201H107ZM113 202V201H112ZM156 202H158V201H156ZM224 202V201H223ZM222 202V203H223ZM231 202V201H230ZM236 202V201H235ZM256 202V201H255ZM12 203H13V200H12ZM25 203V202H24ZM23 203V204H24ZM28 203V202H27ZM31 203V202H30ZM37 203V202H36ZM39 203H37L38 205H39ZM42 203V202H41ZM56 203V205L57 204H59L60 203V199L58 200V201H56L55 202ZM66 203H68V202H65V204ZM84 203V202H83ZM91 203H93V202H91ZM101 203V202H100ZM186 203V202H185ZM225 204H227L226 202H224ZM43 204H45L46 205V203H42V205ZM53 204V203H52ZM63 204V203H62ZM64 204V205H65ZM97 204V203H96ZM108 204V203H107ZM234 204V203H233ZM239 204L240 203H238V204H236L235 206H239ZM252 204V203H251ZM11 205H14V204H11ZM11 205H7V206H9V207H11ZM22 205V204H21ZM31 205V204H30ZM37 205V206H38ZM71 205V204H70ZM70 205H67V206H69L70 207ZM79 205H80V203H79ZM79 205H77L78 206V209H81V207L79 206ZM82 205V204H81ZM84 205V204H83ZM88 205L89 206H91L90 204H87L86 206H87V211H88ZM175 205H180V207L178 208L177 207V209L176 208H174V206ZM221 205V204H220ZM228 205V204H227ZM226 205V206H227ZM246 205V204H245ZM250 205V204H249ZM25 206H26V204H25ZM24 206V207H25ZM47 206H48V204H47ZM61 206V205H60ZM60 206H59V208H60ZM73 206V205H72ZM72 206H71V208H72ZM96 206V205H95ZM237 206V207H238ZM248 206V205H247ZM246 206V207H247ZM254 206V205H253ZM6 207V206H5ZM8 207V208H9ZM18 207V206H17ZM22 207V206H21ZM30 208H31V206H29ZM45 207V206H44ZM55 207H57V206H55ZM65 207V206H64ZM80 207V208H79ZM110 207H114V206H112V205H110ZM118 207V206H117ZM155 207V206H154ZM223 207V206H222ZM241 207H243L242 205H241ZM249 207V206H248ZM27 208V207H26ZM34 208V205H33V207H32V209ZM49 208V207H48ZM47 208V210H46V207H45V209H41V211L42 210H45V212L47 211L48 212V214H49V211L48 210H52L51 208H49L48 209ZM75 208V207H74ZM74 208H72V209H74ZM77 208V207H76ZM75 208V209H76ZM226 208H228V207H226ZM256 208V207H255ZM7 209V208H6ZM4 210V211H6L7 212V210ZM20 209V208H19ZM24 209V208H23ZM39 209V208H38ZM38 209H37V211H38ZM54 209H56V208H54ZM53 209V210H54ZM67 209V208H66ZM84 209V208H83ZM83 209H82V211H83ZM89 209H91V211L90 212H93L92 211V209L93 208H89ZM98 209V208H97ZM114 209V208H113ZM118 209V208H117ZM116 209V211H118V210H120V209H118L117 210ZM122 209V210H123ZM128 209V210H129ZM155 209V208H154ZM229 209V208H228ZM230 209H233L234 210V208L232 207V208H230ZM229 209V210H230ZM244 209V208H243ZM253 209V208H252ZM259 209V208H258ZM22 210V209H21ZM28 210H31V209H27V213H29L28 212ZM59 210H61V209H59ZM77 210V209H76ZM95 210H96V208H95ZM103 210V209H102ZM223 210V209H222ZM221 210V211H222ZM232 210V211H233ZM235 210L238 212V210H237V208L235 207ZM14 211H15V209H14ZM19 211V210H18ZM24 211L26 212V210L24 209ZM62 211V210H61ZM74 211V210H73ZM73 211H72V213H73ZM80 211V210H79ZM80 212L79 214H81V213H84V212ZM97 211V210H96ZM99 211V210H98ZM121 211V210H120ZM151 211V210H150ZM213 211V212H214ZM231 211V212H232ZM257 211H259V210H257ZM256 211V212H257ZM31 212H33L32 210H31ZM55 212H57V210L55 211ZM114 212V211H113ZM129 212H131V211H129ZM206 212V213H207ZM218 212V211H217ZM220 212V211H219ZM228 212V211H227ZM226 212V213H227ZM230 212V211H229ZM235 212V211H234ZM0 213V214H1ZM36 212H34L33 214H35ZM53 213V212H52ZM72 213L70 214V215H72ZM76 213V212H75ZM75 213H73V215L75 214ZM88 213V215H89V212H87ZM120 212H118V213H116V214H119ZM123 213V216H125V214ZM126 213H127V210H126ZM141 213V212H140ZM146 213V212H145ZM151 213V212H150ZM157 213V212H156ZM155 213V214H156ZM210 212H208V214H209ZM212 213V212H211ZM223 213H224V211H223ZM240 212H238L237 214H239ZM263 213V212H262ZM9 214V213H8ZM18 214V213H17ZM21 214V213H20ZM24 214V213H23ZM22 214V215H23ZM38 213H36V215H37ZM47 214V215H48ZM54 214V213H53ZM55 214H58V212L57 213H55ZM68 215H69V212L67 213ZM96 213H94V215H95ZM115 214V213H114ZM153 214V213H152ZM155 214H153V215H155ZM162 214V213H161ZM222 214V213H221ZM221 214H218V216L219 215H221ZM253 214V213H252ZM258 214V213H257ZM21 215V216H22ZM26 215V214H25ZM32 214L30 213V216H31ZM40 216H41V212H40V214H39ZM42 215H44V212L42 213ZM76 215V214H75ZM78 215V214H77ZM82 215V214H81ZM87 215V214H86ZM91 215V214H90ZM100 215V214H99ZM102 215V214H101ZM120 215V214H119ZM118 215V216H119ZM128 215V214H127ZM131 215V214H130ZM200 215V216H199ZM227 215H228V217H229V213H227ZM246 215V214H245ZM249 215V214H248ZM259 215H260V219H259V217L257 218V219H259L258 221H260V222H258L257 224H255L254 226H252L250 229H249V231H248V233H249V235H251V237L252 238H256V237H258L261 233H264V217L263 216H261V213H259ZM258 215V216H259ZM2 216V215H1ZM0 216V233L2 232H4V228H6V227H10V226H13V225H11V223H14V222H11L13 219H14V217H19V215H16V214H11L10 213V215H7V216H3V217H1ZM26 216H28V215H26ZM39 216V217H40ZM111 216H113V215H111ZM122 216V213H121V216L120 217H123ZM210 216V215H209ZM217 216V215H216ZM232 216V215H231ZM238 216V215H237ZM252 216V215H251ZM23 217H24V215H23ZM48 217V216H47ZM51 218L53 217V216H50ZM87 217V216H86ZM90 217V216H89ZM106 217V216H105ZM104 217V218H105ZM131 217H132V215H131ZM208 217V216H207ZM220 217V216H219ZM247 217V216H246ZM256 217V216H255ZM30 218V217H29ZM31 218H34V217H31ZM37 218V217H36ZM41 218V217H40ZM51 218H49V219H51ZM71 218H73V217H71ZM100 218V217H99ZM98 218V219H99ZM119 218V217H118ZM128 218V217H127ZM132 218V219H133ZM190 218V217H189ZM194 218V219H195ZM28 219V218H27ZM53 219V218H52ZM62 219V218H61ZM91 219V218H90ZM96 219V218H95ZM103 219V218H102ZM106 219H108L109 220V217H107ZM110 219L112 220L113 218H111L110 217ZM120 219V218H119ZM119 219H117L116 220V222L117 221H119ZM154 219H157V217H155ZM192 219V218H191ZM190 219V220H191ZM229 219V218H228ZM245 219H247V218H245ZM252 219V218H251ZM256 219V220H257ZM16 220V219H15ZM14 220V221H15ZM26 220V219H25ZM33 221V219H30L29 221ZM36 219L34 218V221H35ZM55 220V219H54ZM70 220V219H69ZM69 220H67V221H69ZM72 220V219H71ZM80 221L82 220V219H79ZM215 220V219H214ZM221 220V219H220ZM224 220H226V219H224ZM18 221V220H17ZM21 221V220H20ZM28 221V222H29ZM41 221V220H40ZM40 221H39V223H40ZM45 221H47L46 219H45ZM48 221H50V220H48ZM61 221V220H60ZM75 221V220H74ZM85 221V220H84ZM89 221H91V220H89ZM93 222L95 221V220H92ZM102 221V220H101ZM107 221V220H106ZM110 221V220H109ZM121 221V220H120ZM124 221V220H123ZM123 221H121V222H123ZM126 221V220H125ZM124 221V222H125ZM200 220H198V222H199ZM204 221V220H203ZM216 221H217V219H216ZM242 221V220H241ZM240 221V222H241ZM245 221V220H244ZM244 221H243V223H244ZM19 222V221H18ZM28 222H24L23 221V223H25L26 225L28 224ZM36 222H37V220H36ZM54 222V221H53ZM111 222V221H110ZM112 222H113V220H112ZM111 222V223H112ZM121 222H120V225L121 226H123V223L121 224ZM207 222H210V221H207ZM225 222V221H224ZM238 222H239V220H238ZM22 222H21V225L23 224ZM47 223V222H46ZM71 223V222H70ZM77 223H78V221H77ZM77 223L75 224V225H77ZM81 223V222H80ZM85 223V222H84ZM86 223H87V221H86ZM109 223V222H108ZM108 223H105V224H108ZM119 223V222H118ZM118 223H117V225H118ZM186 223V222H185ZM184 223V225H186ZM187 223H189L188 221H187ZM194 223V222H193ZM200 223V222H199ZM204 223V222H203ZM242 223V224H243ZM17 224V223H16ZM15 224V226L14 227H12V228H15V227H21V225L20 224H18V226ZM30 224H31V222H30ZM29 224V225H30ZM38 224V223H37ZM36 223L34 224V225H37ZM41 224V223H40ZM43 224V223H42ZM45 224V223H44ZM52 224V223H51ZM61 224V223H60ZM74 224V223H73ZM82 224V223H81ZM80 224V225H81ZM116 224V223H115ZM190 224V223H189ZM195 224V223H194ZM217 224V223H216ZM229 224V223H228ZM29 225H27V226H29ZM58 225H59V223H58ZM85 224H83V226H84ZM91 225H93V223L91 224ZM95 225V224H94ZM98 225H99V221H98ZM102 225V224H101ZM100 225V226H101ZM104 225V224H103ZM120 225H118V226H120ZM128 225V224H127ZM188 225V224H187ZM186 225V226H187ZM225 225V224H224ZM241 225V224H240ZM23 226V225H22ZM33 226V225H32ZM43 226V225H42ZM47 226V225H46ZM57 226V225H56ZM60 226V225H59ZM59 226H57V227H59ZM67 226L68 225H66V228H67ZM69 226H71L70 224H69ZM73 226V225H72ZM79 226V225H78ZM77 226V227H78ZM82 226V225H81ZM90 226V225H89ZM110 226V225H109ZM108 226V227H109ZM130 226V225H129ZM136 226V225H135ZM209 226H211V225H209ZM222 226V225H221ZM233 226H234V223H233ZM243 226H245V225H243ZM9 227H8V230H9ZM25 227V226H24ZM38 227H40V226H38ZM49 227V226H48ZM47 227V228H48ZM55 227V226H54ZM56 227V228H57ZM63 227V226H62ZM87 227H88V225H87ZM91 227V226H90ZM98 227V226H97ZM111 227V226H110ZM112 227H114V226H112ZM124 227V226H123ZM134 227V226H133ZM191 227H192V225H191ZM199 227V226H198ZM197 227V228H198ZM206 227H207V225H206ZM242 227V226H241ZM248 227V226H247ZM29 228H31V227H29ZM35 228V227H34ZM51 227H49V229H50ZM53 228V227H52ZM51 228V229H52ZM55 228V229H56ZM65 228V227H64ZM73 228L75 229V226H73ZM94 228V227H93ZM96 228V227H95ZM107 228V227H106ZM115 228V227H114ZM118 228V227H117ZM129 228V227H128ZM132 228V227H131ZM186 228V227H185ZM189 227H187V229H188ZM203 228H205V227H203ZM236 228V227H235ZM239 228V227H238ZM237 228V229H238ZM10 229H11V227H10ZM15 229H17V228H15ZM18 229H20V228H18ZM22 229H23V227H22ZM44 229V228H43ZM42 229V230H43ZM69 229H71V228H69ZM68 229V230H69ZM103 229H104V227H103ZM111 229H113V228H111ZM110 229V230H111ZM122 229V228H121ZM199 229H200V227H199ZM234 229V228H233ZM240 229V228H239ZM242 229H244V227H242ZM241 229V230H242ZM26 230V229H25ZM38 230V229H37ZM67 230V231H68ZM79 230V229H78ZM84 230V229H83ZM88 230H89V228H88ZM97 230V229H96ZM96 230H89L88 232H85L84 231V233H79V235H78V233L76 234V235H78L79 237H83L84 238V241L86 242V241H89V238H90V235H91V237H92V234H94L95 233V231ZM108 231L107 233L109 234V232H111V231ZM114 230V229H113ZM120 230V229H119ZM190 230V229H189ZM219 230H221V229H219ZM223 230V229H222ZM230 230H232V229H230ZM14 231V230H13ZM36 231V230H35ZM44 231V230H43ZM64 231V230H63ZM79 231H81V230H79ZM79 231H75L74 230V232H79ZM98 231H101V229H99ZM97 231V232H98ZM121 231V230H120ZM134 231V230H133ZM236 231V230H235ZM238 231V230H237ZM247 231V230H246ZM17 233V231H14V233ZM26 232V231H25ZM31 232V231H30ZM45 232V231H44ZM53 232H55V231H53ZM60 231H58V233H59ZM65 232H66V230H65ZM83 232V231H82ZM123 232H124V230H123ZM176 232V231H175ZM180 232V231H179ZM188 232V231H187ZM195 232V231H194ZM194 232H192V233H194ZM201 232V231H200ZM208 232H210V231H208ZM15 233V234H16ZM33 233H35V232H33ZM43 233V232H42ZM57 233V232H56ZM62 233V232H61ZM100 233V232H99ZM171 233V232H170ZM186 233V232H185ZM205 233V232H204ZM7 234V233H6ZM25 234H27V233H25ZM32 234V233H31ZM30 234V235H31ZM51 234V233H50ZM60 234V233H59ZM65 234V233H64ZM68 234H70V232L68 233ZM107 234V235H108ZM121 234V233H120ZM167 234V235H166ZM206 235H207V233H205ZM234 234H238V232H236V233H234ZM243 234H246V233H243ZM9 235H10V232H9ZM17 236H18V234H16ZM21 235V234H20ZM22 235H23V233H22ZM38 235V234H37ZM52 235V234H51ZM66 235V234H65ZM99 235V234H98ZM114 235V237L116 236L115 234H112V236ZM215 235H216V238L215 239H213L212 240V242L214 243V244H217L216 246H218V248H222V246L223 245H225V244H229V242H231L229 239L230 238H222V233L221 232H218V233H215ZM1 236V235H0ZM15 236V235H14ZM40 236V235H39ZM70 236H72V235H70ZM101 236H103V235H101ZM104 236H106V234H104ZM104 236H103V239H104ZM111 236V235H110ZM109 236V237H110ZM178 236V235H177ZM10 237H13V236H10ZM36 237V236H35ZM41 237H42V234H41ZM43 237H45V236H43ZM59 237V236H58ZM108 237V236H107ZM117 237H119L118 235H117ZM169 237H170V234H169ZM169 237H168V239H169ZM174 237V236H173ZM172 237V238H173ZM213 237H214V235H213ZM228 237H231V236H228ZM238 237H239V239H240V236L238 235ZM237 237V238H238ZM244 236H242V238H243ZM2 238V237H1ZM34 238V237H33ZM73 238H75L74 237V235H73ZM82 238V239H83ZM96 238V237H95ZM111 238V237H110ZM110 238H107V239H105L103 242H105L106 240H108V239H110ZM171 238V239H172ZM236 238V237H235ZM236 238V239H237ZM260 238V237H259ZM8 239V238H7ZM6 239V240H7ZM18 239H19V237H18ZM25 239V238H24ZM44 239V238H43ZM57 240H58V238H56ZM60 239V238H59ZM80 239V238H79ZM81 239V240H82ZM92 239H94V237L92 238ZM113 239V238H112ZM118 239V238H117ZM170 239V240H171ZM250 239V238H249ZM0 240H2V239H0ZM5 240V239H4ZM9 240V239H8ZM11 240V239H10ZM10 240H9V242H10ZM14 240V239H13ZM20 240V239H19ZM28 240V239H27ZM31 240V239H30ZM32 240H34V239H32ZM31 240V241H32ZM39 240V239H38ZM45 240V239H44ZM51 240V239H50ZM66 240V239H65ZM71 240H73V239H71ZM70 240V241H71ZM78 240V239H77ZM97 241V239H94V241ZM229 240V241H228ZM235 240V239H234ZM254 240V239H253ZM29 241V240H28ZM31 241H29L27 244L24 242V244H26V247H28L29 245H30V247H31V245H33V243L31 242ZM46 241H48V240H46ZM74 241H75V239H74ZM95 241V242H96ZM116 241V240H115ZM114 241V244L116 243ZM119 243H120V241L119 240H117ZM259 241V240H258ZM261 241H262V239H261ZM260 241V242H261ZM1 242V241H0ZM6 242V241H5ZM21 242H22V240H21ZM38 242V241H37ZM53 242V241H52ZM51 242V243H52ZM79 242V241H78ZM102 240H101V245H102ZM106 242H108V241H106ZM106 242H105V244L104 245H107L106 244ZM109 242H110V240H109ZM117 242V243H118ZM211 242V241H210ZM227 242V243H226ZM238 242V241H237ZM243 242V241H242ZM259 242V243H260ZM19 243V242H18ZM57 243V242H56ZM58 243H60V242H58ZM57 243V244H58ZM84 243V242H83ZM88 243V242H87ZM92 243V242H91ZM90 243V244H91ZM99 243V242H98ZM120 243V244H121ZM206 243H207V241H206ZM236 243V242H235ZM253 243V242H252ZM24 244H22L23 246H24ZM55 244V243H54ZM71 244V243H70ZM75 244V243H74ZM237 244H239V243H237ZM262 244V243H261ZM20 244H13V243H0V256H2V257H11L12 255H14L15 256V258L17 257V256H22V251L20 250V246H19ZM38 245V244H37ZM48 245H50L49 243H48ZM59 245V244H58ZM63 245V244H62ZM68 245V244H67ZM66 245V246H67ZM80 245H82V243L80 244ZM94 246H91V245H89L88 244V246H91V247H95V248H97V244H93ZM103 245V246H104ZM205 245V244H204ZM243 245V244H242ZM249 245V244H248ZM22 246V247H23ZM45 246V245H44ZM47 246V245H46ZM50 246H53L52 244L50 245ZM54 246H57V245H54ZM53 246V247H54ZM61 246V245H60ZM71 246H73V245H71ZM87 246V247H88ZM109 246V245H108ZM202 246V245H201ZM209 246V245H208ZM215 246V245H214ZM228 246V245H227ZM227 246H225V247H227ZM237 246V245H236ZM238 246H240V245H238ZM259 246H260V244H259ZM58 248H59V246H57ZM57 247H54L55 249H57L58 251H59V249L57 248ZM78 247V246H77ZM80 247V246H79ZM85 247V246H84ZM102 247V246H101ZM224 247V246H223ZM224 247V248H225ZM229 247V246H228ZM235 247V246H234ZM233 247V248H234ZM254 247V246H253ZM258 247V246H257ZM256 247V248H257ZM261 247H263L262 245H261ZM33 248V247H32ZM36 248V247H35ZM34 248V249H35ZM64 248V247H63ZM202 248V247H201ZM216 248V247H215ZM232 248V249H233ZM40 249V248H39ZM39 249H37V250H39ZM71 249V248H70ZM72 249H74V246H73V248ZM71 249V250H72ZM87 248H85V249H83L82 248V251H84V250H86ZM90 249V248H89ZM92 249V248H91ZM109 249V248H108ZM227 249H229V248H227ZM230 249H231V245H230ZM236 249V248H235ZM234 249V250H235ZM238 249V248H237ZM236 249V250H237ZM240 249V248H239ZM242 249H243V247H242ZM242 249H240V250H242ZM36 250V249H35ZM49 250H51V249H49ZM63 250V249H62ZM88 250V249H87ZM103 250V249H102ZM199 250V249H198ZM197 250V251H198ZM233 250V251H234ZM254 250V249H253ZM24 251H26V248H25V250ZM44 251V250H43ZM42 251V252H43ZM90 251H92V250H90ZM97 251V250H96ZM202 251V250H201ZM207 251V250H206ZM229 251V250H228ZM227 251V252H228ZM232 250H230V252H232V253H234ZM249 251V250H248ZM33 252V251H32ZM31 251H30V253H32ZM42 252H40L41 253V255H42ZM71 252V251H70ZM73 253L75 252V251H72ZM88 252V251H87ZM93 252H95V250L93 251ZM107 252H109V251H107ZM209 252H211V251H209ZM250 252V251H249ZM257 252V251H256ZM26 253H27V251H26ZM37 253H39V252H37ZM50 253V252H49ZM59 253H61V252H59ZM72 253V254H73ZM81 253V252H80ZM79 253V254H80ZM103 253H106L105 251H103ZM102 252H101V254H103ZM111 254H112V252H110ZM204 253V252H203ZM206 253V252H205ZM220 253H222V252H220ZM223 253H225V252H223ZM52 254V253H51ZM75 254V253H74ZM87 254H89L90 255V253L88 252ZM84 255L83 253H82V255L81 256H88V255ZM211 254V253H210ZM215 254V253H214ZM216 254H218V253H216ZM248 254V253H247ZM258 254V253H257ZM24 255V254H23ZM33 255V254H32ZM76 255H78V254H76ZM95 254H93L92 255V258H93V256H94ZM96 255H97V253H96ZM110 254H108V256H109ZM207 255V254H206ZM222 255V254H221ZM229 255V254H228ZM235 255H236V252H235ZM263 254H261V256H262ZM34 256V255H33ZM43 256H45L44 254H43ZM72 256V255H71ZM78 256H80V255H78ZM113 256V255H112ZM112 256H110V257H112ZM198 256V255H197ZM204 256V255H203ZM220 256V255H219ZM219 256H217V258L219 257ZM226 256V255H225ZM258 256V255H257ZM25 257H27V256H25ZM24 257V258H25ZM38 257V256H37ZM51 257V256H50ZM53 257H55V256H53ZM57 257V256H56ZM64 257V256H63ZM73 257H76V256H74L73 255ZM73 257H71V259L73 258ZM99 257L101 258L102 257V255H99ZM109 257V258H110ZM227 257V256H226ZM240 257V256H239ZM263 257V256H262ZM21 258H23V257H21ZM77 258V257H76ZM91 258V259H92ZM105 258V257H104ZM107 258V257H106ZM206 258V257H205ZM213 258V257H212ZM216 258V257H215ZM224 258V257H223ZM230 258V257H229ZM241 258V257H240ZM3 259V258H2ZM9 259V258H8ZM20 259V258H19ZM27 259V258H26ZM53 259V258H52ZM51 259V260H52ZM64 259H65V257H64ZM68 259V258H67ZM82 259V258H81ZM87 259H90L89 257L87 258ZM86 259V260H87ZM102 259V258H101ZM113 259V258H112ZM115 259V258H114ZM113 259V260H114ZM204 259V258H203ZM214 259V258H213ZM227 259V258H226ZM237 259H239L238 257H237ZM242 259H244V258H242ZM251 259V258H250ZM256 259V258H255ZM4 260V259H3ZM10 261L12 260V259H9ZM47 260V259H46ZM48 260H49V258H48ZM47 260V261H48ZM85 260V261H86ZM93 260V262H94V259H92ZM96 260H97V258H96ZM105 260V259H104ZM184 260V259H183ZM215 260H218V259H215ZM222 260V259H221ZM224 260V259H223ZM233 260V259H232ZM249 260V259H248ZM252 260V259H251ZM262 260V259H261ZM260 260V261H261ZM28 261V260H27ZM45 261V260H44ZM47 261H45L46 262V264L49 262H47ZM115 261H116V259H115ZM114 261V262H115ZM118 261V260H117ZM123 261V260H122ZM199 261L200 260H198L197 262L199 263ZM235 261V260H234ZM259 261V260H258ZM258 261H257V264H258ZM7 262H8V260H7ZM12 262V261H11ZM17 262H19V264H20V260H15L14 259V261L12 262V264H16ZM25 262V261H24ZM30 262H32L31 261V259H30ZM68 262H70V260L68 259ZM74 262V261H73ZM82 262V261H81ZM84 262V261H83ZM91 262V261H90ZM96 262V261H95ZM104 262V261H103ZM102 262V263H103ZM120 263H121V261H119ZM180 262L178 263V264H180ZM188 262H189V259H188ZM206 262H207V260H206ZM244 262H246V261H244ZM261 262H263V261H261ZM1 263V262H0ZM3 263V262H2ZM26 263V262H25ZM37 263V262H36ZM89 263V262H88ZM118 263V262H117ZM120 263H118V264H120ZM196 263V262H195ZM211 263V262H210ZM221 263V262H220ZM239 263V262H238ZM240 263H241V261H240ZM30 264V263H29ZM123 264H125V262L123 263ZM177 264V263H176ZM182 264V263H181ZM233 264H236V263H233ZM242 264H244L243 263V261H242Z\"/></svg>","mask_w":264,"mask_h":264}]
</instances>
